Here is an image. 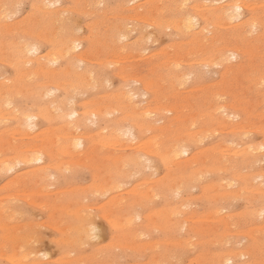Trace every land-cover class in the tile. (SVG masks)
Masks as SVG:
<instances>
[{
    "label": "rangeland",
    "instance_id": "1",
    "mask_svg": "<svg viewBox=\"0 0 264 264\" xmlns=\"http://www.w3.org/2000/svg\"><path fill=\"white\" fill-rule=\"evenodd\" d=\"M6 0H0V6L2 5V6H4L5 7V4L7 5L5 8L4 7H0V9H7V7H9L10 6V8H8L7 10H6V12H7V14L10 12V15H9V17H7V14H5V12L3 13L2 12V10H0V12L2 13V14H0V18H2L3 16H6V19L5 18H2V19H0V22H1V25L0 26H3L2 28L0 27V30H1V32H0V39H3V38H5V37H7V38H5L4 39V41H5V43L7 44V42H9V47L10 48H8V44L6 45L5 43H3L4 41L2 40L1 42H0V57L2 58V62H1V60H0V82L1 83H3V86H2V88L4 89V90H6V88H8V86H7V83H9V84H11L12 85V83H10V82H12V80H13V83H15L16 84V86H17V88H19L20 89V91H21V93H20V91H19V89H17L16 88V86H15V84L14 85H12V87H10L11 85H9V87H10V90L12 91V89H15L16 88V90H14V91H12V92H14L15 94H12V93H10L9 94V96L7 97V99H9L10 100V102H11V106H6V107H8V108H6L5 107V105H2V107L3 108H5L6 110H8V111H12L13 109H15L17 106V109H19L20 107L22 108V109H26V108H29V107H31L30 109H26V110H33V111H31V112H35L34 114H38V118H37V127L35 128V130L33 131V130H31V128H29V127H25V128H23V126L21 125H19V122H18V119H17V117L13 114V116H14V118H13V116H11V115H5L6 116V118H7V120L5 119V121L1 118L0 119V150L4 153V149H6V147L7 146H9L10 144H9V142L11 143L12 141H13V139H14V142H13V147H15L16 146V144H15V146H14V143H16V142H18L20 139H23V140H21V142H18V144H17V146H21V150L23 151H28V149H30L33 145L35 146V144L39 147L40 145H42V141H46V139H44V140H42V137H43V135H42V133L39 135L38 133H40L41 131H45V129L46 130H48L49 129V131H48V133H51L52 131H53V133H51V134H49L48 135V133H46L47 135H46V137L47 136H49V137H51V139L50 138H48L47 139V141L50 139L51 141H53V140H56V141H53L52 143H50L49 145L51 146H53V144L55 143V142H57L58 144H59V142H58V136L56 135V134H58L59 135V132H58V130L57 131H55L54 129H58V127L57 126H59V125H61L62 124V126H59V127H64L63 125L65 124L66 125V123H67V120L68 119H64V120H62V121H60L61 119H59L58 117H56L55 119H53V120H50V121H48V119L46 118V117H50V118H54V116L52 115V114H55L56 113V115L55 116H59V114L57 115V112L55 111V112H49V110L50 111H52L53 110V108H52V106H50L49 107V101L51 100V99H53L54 97H55V95H56V97L55 98H57L58 97V99H60V98H62V96H63V100H65L66 99V102L67 103H65L66 105H64V107L65 106H70L71 104L70 103H68V99L70 98V101H74L75 102V104H74V102H73V105H74V107H76L75 109L77 110V111H80V112H84V109H82V108H85V110H86V108H87V110H92V109H97V107H99V103L102 101V100H104L103 101V103H102V105H107V107L105 108L104 107V110L105 111H107V109H108V111H113V109H115L114 111H115V113H114V111H113V113H112V115H110V114H106L104 117L105 118H103V116L98 120V121H95L97 124H95V122H94V124L95 125H93V120H91V122H90V119H87V120H85V122L83 121L82 123L83 124H81L80 125V128H79V131L80 132H82V133H86V135L88 134L89 136L90 135H93V137L94 136H96V132L98 131V133H100L99 131H101L100 129L102 128V127H108V129H110V127H112V125H110V124H114L115 122L114 121H119L121 124H120V126L121 127H123V128H127L128 126H131V125H133V123L135 122L134 121V119H131V117L129 118L128 117V119H130L129 121H130V123H129V121L127 120V121H120V119L118 120V116L120 115L121 117H122V110H121V108H122V106L117 102V100L119 101V98L118 99H116L117 97H116V95H118V97H119V95L121 96L122 95V92H125L124 91V89L125 90H129L130 88H132V89H134L133 87H136L135 88V90L136 89H139V92H140V94L139 95H137L133 100H132V103L134 102V103H136L137 101V103H143V105H145L144 103H148L147 101H146V99H148V101H149V99H150V96L152 97V99H150V103H151V105H150V107H154L155 108V110H156V113H154L153 115H151L150 117H148V119L151 121V119L153 120L154 119V121L152 122L151 121V125H153L154 126V124H156V122L159 124L158 126H154V128L155 127H158V128H153V126H151L152 127V129H150V130H147L146 129V132H145V134L142 136L143 138L145 137V135H146V139H148V137L150 136V134H151V136L149 137V139L150 138H153L152 136H156V138L158 139V138H160V140H161V137H165V138H163V140L161 141V142H167V143H171V142H173L174 141V139H173V137L175 138V139H177L179 136V134H180V132L182 133V134H180V136H182L183 134H184V132L185 131H187L186 129H187V127H189V125H191V127L189 128L190 130L189 131H191V132H189V131H187V133L185 132V136H183V137H180V140H183V139H185V138H187L188 139V137L190 138V135H192L194 132H196L197 131V129H202L203 128V130H204V133H202V132H200L201 130H198V132L197 133H199L200 132V134L199 135H201V133H202V136H199V135H197V133H194L193 135H195V139L196 138H198V140H200V142L202 143H200V142H198V140L195 142L194 140H192V142L191 141H189V139H188V141L190 142H183L186 146H187V148L189 149V154L188 155H182V157L185 159L186 157V159H189L190 157L189 156H191V154H192V152H193V154H194V152L198 149V148H196V147H199V149H198V153H196L195 152V154L193 155V156H197V154H198V156L199 155H201L200 156V158L202 159V157H204V155H207V157L209 158L208 160H206L207 158H206V156L204 157L205 158V161H208V163L210 162L211 164H212V167H213V165H214V162L212 161V160H214L215 159V162H217V163H219V162H221V160L224 162V164L226 165L227 164V166L229 165V163L227 162H225V161H228L229 160V157L232 159H230L231 161H233V162H231L232 164L233 163H237V161L239 162L240 161V159H241V157H233L232 156V154H233V150H231V149H234L233 147H237V150H238V148L239 147H242V148H244V146H245V144H248L249 142V144L248 145H246V149L248 148V147H250L249 145L250 144H255V145H251L252 147H255V146H259L260 144H262V143H264V131H262V132H260L262 129L261 128H264L263 126H264V102H263V98H264V96H260L259 97V94L261 95H263L264 94V90H263V92H262V88L264 89V87L262 86V85H264V82H261L260 83V86L258 85L259 83H257L256 82V78H258L259 76H258V74H259V69L261 70V72H260V76H264V64H262V63H264V55H260V53H264V4H259V5H257L256 6V4L257 3H264V0H247V1H245V2H249V4L250 5H252V2H253V6L252 7H254V4H255V6H256V10H258V11H256L255 10V12H254V10H251V9H244L243 11H244V15H243V17H242V19H241V22L243 23V20H245L246 21V23H243V25H245V27L243 28V29H241L242 30V33L243 32H245L246 33V31L245 30H251V34H249L248 33V31H247V34H248V36L250 37H248L247 36V34H242L241 32L239 33V32H236V33H234L233 34V31L235 30V28H233V26L234 25H237L239 22H240V20H236V21H238V22H236V21H231L230 22V25L228 26L227 24H224V25H226L225 27H224V25L222 26H218V25H215V24H217V21L216 22H214V21H212L211 22V24L208 26V30H206V32L207 31H210L209 33H211L212 31H214V30H212L211 28H214L215 29V31L213 32V34L214 35H212L211 36V38H213L212 39V41L214 42H210V41H208V40H211V38H210V34L207 32H205V30H204V34H206L205 35V38H203L202 40H200V37L202 36V35H204L203 33H201V35H200V33H198V34H194L193 33V31H194V29H193V31L192 32H190V33H192V34H190V33H188L187 34V32L185 33V32H182V33H184V35H181L182 33H179V32H181V31H177V30H175V29H170V28H167V27H164L163 25H160L159 26V23H160V21H161V19L160 18H163L164 19V17L166 18V16H168V17H170V16H172L173 15V17H170V18H168V19H171V18H180L179 16H178V11H179V14H181L182 12H183V9H187L188 7H192V5L194 6V5H196V4H202V3H204V4H208V5H215V6H213V7H215V8H217V7H220L221 6V4H222V6L224 5V4H226L225 2H228V1H230V2H234V0H210V2H209V0H205V2H204V0H187L186 2L187 3H189V4H187L186 2H185V4L183 3L182 4V6L183 5H185V6H183V7H181V3H180V1H182V0H172V2H171V0H99V1H97V2H95V0H94V4H92L93 3V0H84V4H82L83 3V0L82 1H77V0H59V2L58 3H56L57 5L59 4V6H57L56 4V6H51L52 7V9L55 7L57 10H55V8H54V10H53V14L51 15V18L54 16L55 18H52V20L56 23L57 22V20H58V25L57 24H55V25H57L56 27L57 28H59V31H60V29L61 30H64V29H66V30H70L71 31V29H72V33L73 32H75V34L73 33V35H75V37H79L78 35H80L81 37H79V40H80V38H82L81 39V42H82V50H78L79 52H78V54L80 53V54H82L83 52H88V54H89V56H91L90 58L92 59V61H91V59L89 58V57H87V55H86V53H84V55L87 57L86 59H88V60H86L84 63H82V64H79V62L78 63H72L73 65H71V62H70V60H69V58H68V60H69V62H68V60L66 61V58L67 57H65L64 58V56L62 57H60L59 56V59H58V62L55 64V65H51L50 66V69L51 68H53L52 70H54L55 68V71L56 72H59V73H64L65 71L63 70V67L62 66H64L65 65V67L67 68V70H69L68 68H70V70L69 71H72L71 70V67L72 68H74V74L73 73H69V71H66V72H68L66 75H62V76H60V78H64V81H66L67 82V80L70 82L71 80V82H75V80H74V78L72 77V75H75V73H79V71L81 70V72L83 71V69H85V68H87V69H85V70H95V71H93L92 73L94 74L95 72H101V73H103L102 75L103 76H105V78L107 77L108 78V80H107V82L105 81L106 79H104V80H102L101 79V82L99 81H97L96 79H94L93 78V80H92V83L94 82V84L95 83H97L98 85H99V87L96 89H94V87H93V85L91 86V88H86V91H83V90H85L84 88V86H82V87H84V88H82L81 86L79 87V93H76V96H75V92L78 90V87L76 88V89H74V88H70V89H68V86H67V84L65 83V82H63V80L62 79H53V78H51L50 77V74H48L46 71H42V70H40V66H37L38 64H37V61H34L33 63H30V64H27V63H25V65H28V67L27 66H22V67H18L17 65H16V63H15V60H16V58H15V56H13V49H14V47L15 46H18L20 43H21V41H20V39L22 38L24 41L25 40H30V41H25V42H29L30 44H38V42H39V47H40V51H39V53H40V55H39V53H38V56L37 57H42L43 58V60L41 61L42 63L44 62V61H46L47 62V59H48V57H50V56H52L55 52H56V50H55V48L56 47H59L58 46V44H57V41H59L60 40V35H61V37H62V33H63V31L61 32L60 31V33L58 32V31H56V27H53V26H55V25H53L54 24V22L52 21V20H49V19H51L50 17H48L49 16V14H47V15H44L42 12H40V9H39V7L41 8V6L43 5L42 4V2H40L41 0H21V2H19L20 0H15V2L16 3H14L13 2V0L11 1V0H7L6 2H5ZM23 1V2H22ZM32 1H33V3H32ZM40 2V3H34V2ZM61 1V2H60ZM75 2V4H72L73 2ZM79 3V5H78V3ZM103 1V2H102ZM135 1H137V2H135ZM150 2V4L149 3H147V5L144 3V2ZM157 1H158V3L159 4H157ZM164 1V2H163ZM169 1V2H168ZM177 1H178V3H177ZM240 1H243V0H240ZM243 1V2H244ZM11 2V3H10ZM29 2V3H28ZM81 2V3H80ZM134 2V3H133ZM161 2H163V3H161ZM166 2H168L167 4H166ZM176 2V3H175ZM208 2V3H207ZM211 2H213V4L211 3ZM223 2V3H222ZM236 2V1H235ZM237 2H239V0L237 1ZM256 2V3H255ZM7 3H10L11 5H13L14 4V6L12 7L11 5H9V4H7ZM13 3V4H12ZM87 3V4H86ZM100 5H99V4ZM127 3V4H126ZM152 3V4H151ZM175 3V4H174ZM196 3V4H195ZM17 4V5H16ZM35 4H36V7H35ZM72 4V5H71ZM83 6H82V5ZM88 5L89 4V8L90 9H88V10H82V9H80V11H78L79 9H77V7L78 8H80V5L82 6L81 8H83L84 6H86V5ZM91 4V5H90ZM143 4V8H144V6L147 8V10H146V8H142L141 7V5ZM149 4V5H148ZM174 4V5H173ZM178 4H180V6L178 7L177 5ZM220 4V5H219ZM38 5V6H37ZM61 5H63V8L62 9H64V10H60V8L62 7ZM68 5V6H71L70 8L71 9H69V10H67L69 7H66V6ZM99 5V6H98ZM139 5V6H138ZM154 5H156V6H154ZM157 5H159V6H157ZM162 5H164V8L165 9H167L166 11L165 10H163V6H162V8H161V6ZM167 5H169V7L167 6ZM217 5V6H216ZM16 6H18V7H16ZM124 8H123V7ZM126 6V7H125ZM135 6H136V9H135ZM154 6V7H153ZM172 8H171V7ZM187 6V7H186ZM66 7V8H65ZM75 7V8H74ZM120 8V9H118V12L120 13V14H118L117 13V15H119V16H117L116 14H113V13H116V11L115 10H117V8ZM137 7H138V9H137ZM159 7L161 8V10L159 9ZM167 7V8H166ZM175 7H177V8H175ZM185 7V8H184ZM251 6H250V8H252ZM11 8H12V10H11ZM14 8V9H13ZM36 9V10H32V9ZM85 9H87V6L86 7H84ZM83 8V9H84ZM96 8V9H95ZM100 8V9H99ZM103 8H106V9H103ZM109 8H111L112 10H114V11H112V12H109L108 10H109ZM129 8V9H128ZM140 8V9H139ZM151 8V9H150ZM153 8V9H152ZM180 8V9H179ZM182 8V9H181ZM260 8V9H259ZM3 9V11H5ZM75 9V10H74ZM91 9H94L93 11L91 10ZM103 9V10H102ZM111 9H110V11H111ZM123 9V10H122ZM132 9V10H131ZM171 9H172V12H171ZM174 9H177V11L176 10H174ZM8 10H10L9 12H8ZM32 10V11H31ZM48 10H49V8H48ZM51 10V9H50ZM58 10H60V14H61V16L63 15V12H64V17L62 16H59L58 14H56V13H59V11ZM93 13V15H92V13H89L90 11ZM100 11V10H102V11H100L99 13H98V11ZM107 10V11H106ZM131 10V11H130ZM137 10V11H136ZM139 10V11H138ZM140 10H145V11H147V12H140ZM150 12H149V11ZM160 12H159V11ZM169 10H170V12L171 13H173L174 12V14H172L171 15V13H169ZM174 10V11H173ZM182 10V11H181ZM30 11H31V14H29L30 13ZM58 11V12H57ZM63 11V12H62ZM66 11V12H65ZM68 11V12H67ZM82 11V12H81ZM98 13H96V12ZM105 12V13H102V12ZM155 11H158V13H156L155 14V17H153L152 19H155V23L154 22H150V24H149V21H153L152 19H150L151 18V16H148V15H154V12ZM162 11V12H161ZM168 11V12H167ZM180 11H181V13H180ZM260 11H262L261 13H260ZM13 12H15V13H13ZM17 12V13H16ZM108 12V13H107ZM131 12H133V13H131ZM139 12V13H138ZM175 12H177L176 13V15L177 16H175ZM258 12V13H257ZM34 13H41V14H43V15H41V16H44L43 18L42 17H40V15H39V17H38V15L36 14H34ZM82 13V14H81ZM84 13H87V14H84ZM96 13V14H95ZM101 13V15H103L104 14V16L103 17H101V16H99V14ZM112 13V14H111ZM140 13L142 14V13H146V16L145 17H147L148 19H145V17H144V19H143V16H144V14H142V16H140V19L141 20H139V19H137V18H139L138 16L140 15ZM166 13V14H165ZM169 13V14H168ZM254 13L257 15L256 17H254L255 15H254ZM12 14H14V15H12ZM16 14V15H15ZM55 14H56V16H55ZM89 14V15H88ZM126 14V15H125ZM128 14V15H127ZM133 15V16H130V15ZM136 14V16H137V14H138V16H137V18H132V17H136V16H134ZM148 14V15H147ZM160 14H162V15H164V17L162 16V15H160ZM260 15V20L258 19L259 17V15ZM3 15V16H2ZM28 15V16H27ZM31 15V16H30ZM36 17H38V18H36ZM58 15V16H57ZM66 15H67V17H66ZM157 15V16H156ZM159 15H160V17H159ZM2 16V17H1ZM33 16V17H32ZM100 18H99V17ZM105 16H107L106 18H105ZM128 16V17H127ZM130 16V17H129ZM251 16H253V17H251ZM35 17V19H37L38 20V22L40 21V23L42 22V21H44V23L48 20L49 22H46L45 24H46V27H44L45 25H41V24H39V23H36V21L34 22V19H32V18H34ZM49 19H48V18ZM60 17V18H59ZM66 17V18H65ZM119 17V18H118ZM123 17V18H122ZM159 19H158V18ZM258 17V18H257ZM27 18H29V20L27 19ZM56 18H59V19H56ZM61 18H63L62 19V22H61ZM68 19L69 21H68V23H69V25L72 23V26L70 25H67L68 23H67V20H65V19ZM93 18V19H92ZM103 18H105V21H103V20H101L100 21V19H103ZM115 18H118V19H115ZM121 18V19H120ZM126 18H128V19H126ZM130 18V19H129ZM175 18V19H176ZM248 18V19H247ZM252 18V19H251ZM255 18H257L258 20H256ZM5 20V22L6 23H10L11 24V22H12V24H16L15 25V28H17V26H19L16 30L14 29V25H12L11 24V26H13V27H11V29L10 28H8L9 30H6L7 28H4V26H7L6 25V23L4 22L3 23V21L2 20ZM32 19V20H31ZM40 19V20H39ZM43 19V20H42ZM45 19V20H44ZM47 19V20H46ZM56 19V20H55ZM89 19V20H88ZM95 19H98L99 20V22H101V23H103V24H100L99 22H98V20H96L95 21ZM109 19V20H108ZM113 19H114V21H113ZM120 19V20H119ZM135 19V20H134ZM136 19H137V21H136ZM156 19H158L159 20V23L157 22V20ZM162 19V20H163ZM167 19V18H166ZM165 19V20H166ZM177 19V20H178ZM14 20V21H13ZM28 20V21H27ZM42 20V21H41ZM73 20V21H72ZM110 20H112V21H110ZM117 20V23L115 22ZM143 20H144V22H143ZM145 20H149V21H145ZM164 20V21H165ZM250 20H252V21H256V22H254L255 23V27H257L255 30H253L250 26H248L247 25V21H249V23H251L250 22ZM17 21V22H16ZM24 21H26V22H28V25H27V23L26 24H24ZM31 21V24L33 25V27H32V25L31 26H29L30 25V22ZM63 21H65V22H63ZM93 22V23H91V22ZM129 21V22H128ZM134 21V22H133ZM135 21H136V23H135ZM139 21V22H138ZM20 22V23H19ZM34 22V23H33ZM88 22H89V24H91L90 26L93 28V25H94V23H99L98 25H96V26H98L99 27V29H100V31H99V29H98V27H96L95 25H94V28H93V33H92V29H91V27L89 26V24H88ZM111 22V24L110 25H108L109 23ZM210 22V21H209ZM43 22H42V24H44ZM48 23H49V25H48ZM53 23V24H52ZM65 23V24H64ZM114 23V24H113ZM120 23V24H119ZM140 23H141V25H140ZM148 23V24H147ZM151 23H153V24H151ZM157 23H158V25H157ZM201 24H202V21L200 22ZM198 24L197 25V27L195 28V30L197 29V31H195V33L196 32H199V30L201 29L200 28V25L201 24ZM204 23V22H203ZM248 23V24H249ZM9 24V25H10ZM21 24V25H20ZM38 24V25H37ZM60 24H61V26H60ZM88 24V25H87ZM104 24H106V26L104 25ZM121 24H122V27H123V29H122V31H120L119 33L118 32H116V30H115V28L117 29V27L120 25L121 26ZM134 24V25H133ZM137 24H139L138 26H140L141 27V29H140V31H138L139 30V28L140 27H138L137 26ZM221 24V23H220ZM219 24V25H220ZM25 25L27 26V27H29V28H26L25 27ZM34 25H36V26H34ZM66 25V26H65ZM86 25V26H85ZM101 25V26H100ZM113 25V26H112ZM114 25H115V27H114ZM117 25V26H116ZM129 25V27L127 28V26ZM146 25V26H145ZM202 25H204V24H202ZM214 25V26H213ZM247 25V26H246ZM22 26H24L23 28H21ZM39 26V27H38ZM44 27V28H41V27ZM50 27V29H49V27ZM52 26V27H51ZM60 26V27H59ZM67 27V28H65V27ZM75 26V27H74ZM89 26V27H88ZM109 26H111V27H109ZM130 26H132V27H130ZM133 26H135V27H137V29L134 31V29H135V27H133ZM143 26V27H142ZM163 26V27H162ZM216 26H218V28L220 29V28H222V29H220V30H218V28L216 27ZM10 27V26H9ZM36 27V28H35ZM68 27H70L71 29H68ZM101 27V28H100ZM106 27V28H105ZM114 27V30L115 31H113L112 30V32H110L111 30H108V28H110V29H112ZM249 27V28H248ZM260 27V28H259ZM262 27V28H261ZM5 29L7 32L8 31H10V30H13V32L11 31V33L13 34V35H11V34H9V33H7L6 34V31L5 30H2V29ZM20 28V29H19ZM40 29L41 31H40V38H42L43 36V38L42 39H40L39 38V36L37 35L38 34V32L39 31H37L38 29ZM53 28V29H52ZM75 28V29H74ZM88 28H89V30H88ZM96 28V29H95ZM126 28V29H125ZM132 28V29H131ZM229 28V29H228ZM233 28V31L232 32H230L229 30L230 29H232ZM27 29V31L30 29L31 31H29V32H27V31H25ZM37 29V30H36ZM44 29H48V31H46L45 32V30ZM55 29V30H54ZM74 29V30H73ZM76 29H77V31H76ZM79 29V30H78ZM95 29V30H94ZM145 31H144V30ZM199 29V30H198ZM209 29H211V30H209ZM224 29H226V31L224 30ZM43 30H44V32L45 33H43ZM49 30H52V31H49ZM58 30V29H57ZM98 30V31H97ZM216 30L218 31V32H216ZM36 31V32H35ZM55 31H56V33H55ZM65 31V30H64ZM92 33L93 35H94V38H93V36H92V34L90 35L89 33ZM94 31H96V32H94ZM124 31H126L125 32V34H123V32ZM133 31V32H132ZM178 32V34L177 33H175V32ZM220 31H223L224 32V34L223 33H221ZM230 32V33H228V32ZM2 32L4 33L5 32V34L6 35H2ZM23 32V33H22ZM25 32H27L26 34H25ZM32 32H35L34 33V35L32 36L31 34H33ZM48 32H50L49 34H48ZM57 32H58V35L59 36H57ZM99 32V34H98V36L99 37H97L96 36V38H95V35H97V33ZM108 32H110V33H108ZM129 32V33H128ZM155 32V33H154ZM219 33V34H223V35H225V33H226V37H228L229 35H231L232 37H233V35H234V37L232 38L231 36L229 37V39L230 40H232L231 42L233 43V44H231L229 41V39L227 38V42L225 41V39H226V37L225 36H223V35H221V36H223L222 38H221V36L220 35H216V33ZM250 32V31H249ZM263 32V33H262ZM52 33H55L54 35H52ZM72 33H71V35H72ZM78 33V34H77ZM87 33V35H85ZM105 33H106V35H105ZM107 33L109 34L108 35V38H107ZM112 33H113V35L115 36V34H116V36L114 37L113 35H112ZM117 33L121 36H117ZM131 33V34H130ZM253 33H254V35H255V37H257V35L256 34H259L258 35V37H257V39L255 38V40H256V42H255V40H253L254 39V37H253ZM14 34H16V35H14ZM19 34H21V35H19ZM42 34V35H41ZM102 34H103V36H102ZM110 34L112 35V39H111V36H110ZM146 36H145V35ZM148 34H150V36L148 35ZM209 34V36L207 37V35ZM212 34V33H211ZM240 34H241V36H240ZM261 34V35H260ZM31 35V36H30ZM35 35H37V36H35ZM49 35V36H48ZM50 35H51V37H50ZM90 35V36H89ZM102 36V40H101V36ZM122 35H124L125 36V38L123 37L122 38ZM142 36L143 37V39H138V36ZM148 35V36H147ZM152 35V36H151ZM176 35H178V36H176ZM192 37H191V36ZM196 37H195V36ZM220 37L219 39H217V41L216 40H214V38L216 39L217 37ZM236 35H238L236 38H235V36ZM14 36V37H13ZM15 36H16V38H15ZM54 36H56L57 38H59V39H56V37L55 38H53ZM84 38H83V37ZM87 36L88 37H92V38H89V39H87ZM106 36V37H105ZM109 36H110V41L111 42H109L108 43V40H109ZM140 36V38H142ZM172 36V37H171ZM187 36H189V37H187ZM213 36H215V37H213ZM3 37V38H2ZM10 37H12L13 39H16V40H12V39H9ZM17 37L18 38H20L19 39V41H18V39H17ZM27 37V38H26ZM106 39H105V38ZM147 39H146V38ZM190 37H191V39H190ZM194 37H195V39L197 38V37H199L198 39H194ZM202 37H204V36H202ZM201 37V38H202ZM225 37V39L224 40H222L223 38ZM239 37H245L244 38V41H242V39L240 38V40H239ZM253 37V38H252ZM260 37H261V39H260ZM46 38V39H45ZM48 38H51V39H48ZM97 38H98V40H100V41H97ZM100 38V39H99ZM103 38H104V40H103ZM114 38V39H113ZM119 38V39H118ZM120 38H121V41H119L120 40ZM186 38H188L187 40H186ZM234 38L237 40V44H235L234 42H236V40H234ZM259 38V39H258ZM21 39V40H22ZM45 39V40H44ZM55 39V40H54ZM145 39V40H144ZM154 39V40H153ZM181 39H182V41H181ZM193 39H194V41H193ZM249 39V40H248ZM7 40H9V41H7ZM13 41V43H11L10 41ZM48 40L50 41V43L48 42ZM91 40H93L95 43H93L94 44V46H96L95 47V50H94V46L92 45V42L93 41H91ZM137 40V41H136ZM139 40H140V42H139ZM183 40H185V41H183ZM190 40V41H189ZM193 42H192V41ZM199 40V41H198ZM206 40V41H205ZM221 41V43H219L220 41ZM234 40V41H233ZM246 40H248L247 42H246ZM257 40L258 41H260L259 43L257 42ZM24 41H22V42H24ZM32 41H36V42H32ZM51 41H54V42H56V43H54L53 42V44H56V45H53L52 43H51ZM91 41V42H90ZM104 42V44H103V42ZM178 42L177 44H179L180 42L183 44V48H182V45L181 44H179V45H177L176 44V42ZM204 42V44H203V42ZM215 41H216V44H215ZM223 41H225L226 42V44H227V46L228 47H232V48H236V46L235 45H238V42L240 41L241 42V44L240 45H238L237 47H239V48H241L240 49V54H239V56L237 57L238 59H232L231 61H228V62H225V64H215L216 66H214V65H206L205 63L208 61V59H209V57H210V54H212V53H214V54H219V52H218V50L219 49H221L219 46L221 45V47H227L226 46V44L223 42ZM250 41H252V42H250ZM255 43H257L258 45H260V46H258L257 44H254L253 45V43L254 42ZM17 42H20V43H18L17 44ZM97 42H99L100 44H98ZM112 42H115L114 44L112 43ZM118 42V43H117ZM135 42H137V44H138V46L135 44ZM175 43L176 44V48H178V47H180V48H182V49H180V52L179 51H177V54H176V51H174V48H172L171 46H173L174 45V47H175V44H172V43ZM192 42V43H191ZM195 42H197V43H195ZM202 42V44H200ZM207 42H209V43H207ZM219 43V45H218V43ZM244 42V44L245 43H247V45L245 44V45H242V43ZM10 43H11V45H10ZM50 45H49V44ZM89 43H90V45L93 47H90V45H89ZM125 43V44H124ZM130 43H132V44H134L133 46H131L130 47ZM140 43V44H139ZM188 43V44H187ZM192 45H191V44ZM199 43V44H198ZM207 45H206V44ZM212 43V44H211ZM222 43H224V44H222ZM249 43V44H248ZM263 45H262V44ZM4 44L6 45V49H4ZM46 44V45H45ZM103 46H102V45ZM120 44V45H119ZM127 44V45H126ZM194 44V45H193ZM215 44V45H214ZM231 44V45H230ZM235 44V45H234ZM14 45V46H13ZM101 45V46H100ZM126 45V46H125ZM136 45V46H135ZM171 45V46H170ZM189 45H190V47H189ZM198 45H199V47H198ZM211 45V46H210ZM224 45V46H223ZM233 45L235 46V47H233ZM251 45H253V46H251ZM255 45H256V47H255ZM3 46V47H2ZM54 46H55V48H54ZM88 48V49H90V51H87V49H86V47ZM90 48H89V47ZM118 46H119V48H118ZM178 46V47H177ZM184 46H185V48H184ZM188 46V47H187ZM192 46H194V47H196V49L195 48H193V50L194 51H196V52H194V51H192V49L190 50V48H192ZM202 46V47H201ZM205 46H207V47H205ZM210 46V47H209ZM213 46V47H212ZM244 46V47H243ZM251 46V47H250ZM100 47V48H99ZM124 47H126L125 49H124ZM136 47V48H135ZM139 47V48H138ZM201 47V48H200ZM217 47H218V49H217ZM242 47H243V50L244 51H242ZM247 47H248V50H247ZM250 47V48H249ZM261 47V48H260ZM11 48H13V49H11ZM52 48H54L53 49V54H52ZM83 48H85V49H83ZM129 48V49H128ZM135 48V49H134ZM200 48V49H199ZM205 48V49H204ZM209 48H211V49H209ZM254 48V49H253ZM260 48V49H259ZM49 49V50H48ZM51 49V50H50ZM105 49V50H104ZM116 49H117V51H116ZM119 49L121 50L122 49V51H120L121 53H119ZM131 49V50H130ZM188 49V50H187ZM197 49L198 50H202L203 49V51H207L206 52V54H205V52H203V51H201L200 52V55H201V53H204L205 54V56L206 57H203V55L204 54H202L201 56H197L199 53V51L197 52ZM215 49V50H214ZM250 49V50H249ZM253 49V50H252ZM8 50H10L9 52H10V54L8 53V52H6V51H8ZM11 50H12V52H11ZM46 50V51H45ZM55 50V51H54ZM98 50H100V52H99V55H97L98 54ZM106 50H107V52H106ZM125 50V51H124ZM171 50V51H170ZM173 50V51H172ZM175 50H177V49H175ZM178 50H179V48H178ZM259 50V51H258ZM261 50V51H260ZM1 51H4L3 53H1ZM45 51V52H44ZM48 51H49V53H48ZM50 51H51V54H50ZM83 51V52H82ZM114 51V52H113ZM153 51H154V53H153ZM170 51V53H168ZM181 51H183V52H181ZM187 51H189L188 53H186ZM209 51L211 52V53H209ZM6 52V53H5ZM77 52V51H76ZM75 52V53H76ZM90 52V53H89ZM92 52V53H91ZM106 52V53H105ZM116 52H118V54H119V56H118V54L116 53ZM123 52V53H122ZM155 52H157V55L159 56H157L156 57V53ZM160 52L162 53V54H160ZM173 52V53H172ZM179 52V53H178ZM193 54H192V53ZM242 52V53H241ZM249 52V53H248ZM252 52V53H251ZM260 52V53H259ZM5 53V54H4ZM46 53V54H45ZM75 53L73 54V55H75ZM94 53V54H93ZM152 55H151V54ZM168 53V54H167ZM172 53V54H171ZM184 53V54H183ZM195 53V54H194ZM244 53H248V56H247V58L249 57V54H250V57H249V60L248 59H246V54H244ZM256 53V54H255ZM258 53H259V56H258ZM3 54V55H2ZM41 54H43V56H41ZM96 54V57L94 56ZM116 54H117V58H118V60L119 61H117L116 59V61L115 60H113L114 58H116L115 56H116ZM125 54V56L126 57H124L123 55ZM150 54V55H149ZM163 54H165V55H168V56H165V55H163ZM174 54H176V55H174ZM179 54H182L181 56L179 55ZM187 54V55H186ZM188 54H190V55H188ZM207 54H209L208 56H207ZM214 54H212V55H214ZM253 54V55H252ZM5 55H7V56H5ZM10 55H11V57H10ZM47 55H49V56H47ZM83 55V54H82ZM83 55V56H84ZM105 55V56H104ZM113 55V56H112ZM143 55V56H142ZM145 55V56H144ZM154 55V56H153ZM171 55H172V57H171ZM174 55V56H173ZM211 55V56H212ZM257 55V56H256ZM4 56H5V59H4ZM9 56V57H8ZM32 56V55H31ZM45 56V57H44ZM111 56L113 57V59L111 58ZM122 56H123V58H122ZM148 58H147V57ZM153 56V57H152ZM175 56H180V60H178L179 62L181 61V57L183 58V60L185 59L184 57L185 56H187L186 58H187V61L189 60V62H187L186 61V59H185V61L184 62H187V63H181V65L176 61V58L177 59H179V57H175ZM192 56V58H190ZM261 56V57H260ZM8 59H7V58ZM29 57H30V55H29ZM53 57H58L57 55H55V56H53ZM104 59H103V58ZM109 57V58H108ZM119 57H121L120 59L122 60V59H124V60H122V61H120V59H119ZM163 57V58H162ZM165 57V58H164ZM171 57V58H170ZM173 57H175L174 59H172ZM188 57H189V59H188ZM196 57H199V59L198 58H196ZM213 57V56H212ZM256 57V58H255ZM13 58L15 59V60H13ZM33 58H35V55L33 56ZM41 58V59H42ZM61 58V59H60ZM98 58V59H97ZM102 58V59H101ZM106 58H107V60H109V61H107L106 60ZM111 58V59H110ZM126 58V59H125ZM152 58V59H151ZM159 58H161V59H159ZM172 59L171 60V63L172 64H170V59ZM193 58H195V59H193ZM205 58V59H204ZM258 59L257 61L255 60V59ZM4 59V60H3ZM45 59V60H44ZM102 60L101 62H96L97 60ZM146 59H148V60H146ZM166 59H169V60H166ZM190 59L192 60V61H190ZM202 59V61L201 62H198V61H196V60H201ZM245 59H246V61H245ZM250 59L252 60V61H250ZM9 60H11L12 62L14 61V63H13V65H12V62H10L9 63ZM103 60L105 61V63L103 62ZM113 60V61H112ZM153 62H152V61ZM156 60H158V61H156ZM162 61L161 63H165V62H168V64L166 63V64H161V63H159L160 61ZM163 60H165V62H163ZM176 61V62H174V61ZM183 60H182V62H183ZM194 60H195V62H194ZM239 60V61H238ZM114 61L116 62V63H114ZM156 61V62H155ZM238 61V62H237ZM243 63H242V62ZM245 61V62H244ZM255 61V62H254ZM258 61H260V62H258ZM263 61V62H262ZM77 62V61H76ZM103 62V63H102ZM106 62H109V63H107L106 64ZM113 62V63H112ZM123 62H125L123 65H122V63ZM147 62H150L149 64L151 65V67L147 64ZM194 62V63H193ZM230 62H234L233 64H229ZM235 62H236V64H235ZM250 64H249V63ZM252 62V63H251ZM254 62V63H253ZM2 63V64H1ZM34 63H35V65H34ZM70 63V64H69ZM103 65H102V64ZM117 63H118V65H117ZM155 63V64H154ZM156 63H157V65H156ZM175 63V64H174ZM177 63V64H176ZM193 63V64H192ZM200 63V64H199ZM202 63H204V65L202 64ZM248 63V64H247ZM257 63H259L258 65H256ZM11 64V65H10ZM45 64H47V63H45ZM79 64V65H78ZM102 65V67H104V69L101 67V69H99V67ZM108 64L110 65V66H108ZM125 64H127V66L125 65ZM160 64H161V66H160ZM227 64H228V66H227ZM262 64V65H261ZM66 65H69V66H66ZM71 65V66H70ZM78 67H77V66ZM100 65V66H99ZM106 65H107V67H106ZM125 65V66H124ZM129 65H131L130 67L131 68H125V67H129ZM146 65H147V67H146ZM164 65H166L167 67H169L168 69H167V67L165 66V68H164ZM169 65H171V66H169ZM180 67H179V66ZM190 65H192V66H190ZM197 65V66H196ZM224 67L225 65V68L227 67V69L225 70V71H227L228 70V72H230L229 71V67L231 66V68L233 69V72L231 71L230 73H227V72H225L223 69V67ZM233 65L235 66V67H237V68H235V67H233ZM245 65H247L248 67H250L249 69H248V67L247 66H245ZM257 67H256V66ZM16 66L18 67V68H16ZM32 66V67H31ZM38 68H37V67ZM49 66V65H48ZM95 66V67H94ZM115 66H117V67H115ZM121 66V67H120ZM124 66V67H123ZM135 66V67H134ZM158 66V67H157ZM178 66V67H177ZM195 66V69L194 68H191V67H194ZM200 66V67H199ZM242 66H244V67H242ZM262 66V69L260 68ZM34 67V68H33ZM35 67L37 68V70L35 69ZM55 67V68H54ZM81 67V68H80ZM133 67V68H132ZM150 67V68H149ZM161 67V68H160ZM190 69H189V68ZM204 67V68H203ZM246 67H247V69H246ZM254 67V68H253ZM259 67V68H258ZM18 69L17 71H20V70H22L23 71V69L22 68H26L27 69V72H29V76H28V73H26L25 72V69H24V71H23V73L24 74H22V72H21V79L23 78H25V76L28 78V77H30V76H32V78H28L29 79V82L31 81V80H33L32 82H33V84H32V86L30 85V87H29V84L30 83H27L28 82V79L27 78H25L24 79V82H23V79L21 80V81H19L20 80V75H19V73L18 72H16V69ZM28 68H30V69H28ZM49 68V67H48ZM57 68H60V70L58 69V71H57ZM66 68H64V69H66ZM137 68V69H136ZM153 68V69H152ZM156 68V69H155ZM158 68V69H157ZM160 68V69H159ZM164 68V69H163ZM171 68V69H170ZM188 69V70H185V69ZM222 68V70H223V72H222V70H220ZM230 68V69H231ZM240 68L242 69V70H244L243 71V73H242V70H240ZM246 69V71L247 72H245V69ZM257 69L258 71V74H257V72L256 71H254V69ZM31 69H33L34 70V73H33V71L31 70ZM98 69V70H97ZM118 69H119V71H118ZM123 69V70H122ZM134 69H136V70H134ZM155 69V70H154ZM184 70L185 72H186V74H188V76H190V77H188L187 78V76L185 77V80L183 81V83L182 84H174L173 82H170L171 80H170V75H172V73L173 72H176L177 73V71L179 70V71H181V72H183L184 73V71H182V70ZM191 69H193V70H191ZM210 69V71H208ZM212 69V70H211ZM238 69V70H237ZM29 70V71H28ZM42 71V72H40V71ZM63 72H62V71ZM101 70H103V71H101ZM128 70H130V72L128 71ZM132 70V71H131ZM163 70H166V71H163ZM171 70H173V72L171 73ZM196 70V71H195ZM235 70H236V72H235ZM249 70V71H248ZM251 70H253L254 72H251V73H253L252 74V76H253V79H252V77H250L251 75L250 74H248V73H250V71ZM39 71V72H38ZM78 71V72H77ZM128 73H127V72ZM159 71H160V73H159ZM178 71V72H179ZM189 71H190V73H189ZM238 71H239V74L240 75H238ZM45 72V74L44 75H41V73L43 74ZM106 72V73H105ZM124 72H126L127 74H125ZM156 72H158V73H156ZM168 73V72H170V75H169V73L168 74H166V73ZM197 72V73H196ZM16 73H17V75H19L18 77H17V75H16ZM37 73H39V75L37 74ZM118 73V74H117ZM121 73L124 75L125 74V79H123V76H120L121 75ZM130 73V74H129ZM166 74V75H168V76H166V75H163V74ZM199 73V74H198ZM202 73V74H201ZM206 73V74H205ZM220 73H222V74H220ZM236 73V74H235ZM25 74H27V75H25ZM37 74V75H36ZM143 74V75H142ZM191 74V75H190ZM220 74V75H219ZM227 74H229V75H234V77L232 78L231 76H227ZM243 76H242V75ZM4 75V76H3ZM35 75V76H34ZM41 75V76H40ZM48 77H50L51 78V82H52V80H53V82L54 83H51V84H47L49 81H50V78H48ZM127 75V76H126ZM128 75H131V77L129 76L128 77ZM157 75V76H156ZM163 77H162V76ZM198 75V76H197ZM232 75V76H233ZM237 75V76H236ZM246 75H248L249 76V78L252 80H249V78H248V76H246ZM14 76L15 77H17L18 78V82L20 83H18L17 84V78L15 79L14 78ZM23 76V77H22ZM45 76V77H44ZM68 76V77H67ZM71 76V77H70ZM142 78H140V77ZM161 76V77H160ZM220 76H222V77H220ZM228 78H227V77ZM238 76H240L239 78H238ZM257 76V77H256ZM41 77H43V78H41ZM47 77V78H46ZM69 77H70V79L71 80H69ZM122 77V78H121ZM127 77H128V79H127ZM158 77V78H157ZM167 77H168V81H167ZM134 78H136V79H141V83L140 82H130V81H132ZM150 80L149 82H151L149 85L148 84H146V85H148L147 87H148V89H147V87L145 86V84H142V83H144L146 80L148 81V79ZM160 78H161V80H160ZM166 80H165V79ZM187 78V79H186ZM224 78V79H223ZM5 79H7V80H5ZM8 79H9V81H8ZM14 79H15V81H14ZM38 79V80H37ZM40 79H42L41 81H40ZM44 79H46V81L44 80ZM156 79H159L158 80V82L161 84V85H159V83H157V82H155V80ZM163 79V80H162ZM48 80V81H47ZM59 81L60 80V82L62 81L63 82V84L65 83L66 84V88H67V90H68V92L67 93H69L70 91V94H68L67 96H69V97H67L66 95H65V92L67 91L66 90V88L63 90V87H61V86H59V88H58V91H54L52 94H54V95H52V94H50V95H48L49 97L50 96H54L53 98L52 97H48V96H45V90L43 91L44 92V94H43V92H42V90L45 88L44 86H46V85H48L49 87H53L54 86V84H55V81ZM74 80V81H73ZM124 80H125V82H124ZM145 80V81H144ZM165 80V81H164ZM187 80V81H186ZM5 81V82H4ZM26 81V82H25ZM35 81V82H34ZM36 81H38V83L36 82ZM40 81V82H39ZM103 81L105 82V83H108L107 85L105 84V83H103ZM111 81V82H110ZM121 81V82H120ZM130 82V84L129 83H126V82ZM157 81V80H156ZM167 81V82H166ZM252 83V84H254V81L256 82V84L253 86L250 82ZM44 82V83H43ZM68 82V83H69ZM154 82V83H153ZM26 83H27V86H28V89H27V86H26ZM39 83H41L40 84V86H39ZM92 83H90V84H92ZM102 83H103V85H102ZM165 83H166V85H165ZM172 83H173V87H172V89H170L171 88V85H172ZM22 84L24 85V86H22ZM36 84V85H35ZM46 84V85H45ZM90 84H88V85H90ZM100 84H101V86H100ZM112 84V85H111ZM155 86H154V85ZM168 84H170V85H168ZM4 85L5 86H7L6 88L4 87ZM19 85V86H18ZM41 85H44L43 87H42V89H41ZM51 85V86H50ZM53 85V86H52ZM75 85V84H74ZM122 85H124L123 87H125L124 89L121 87ZM144 85V86H143ZM150 85H152L151 87H156V86H158L157 88H156V90L154 89V88H152L153 90H155V92L157 93H155L153 90V92L154 93H152V91H151V87L149 88V86ZM170 86V87H168V86ZM195 85V86H194ZM249 85H252V87H249ZM13 86H15V87H13ZM20 86H21V88H23V89H21L20 88ZM95 87H96V85H94ZM105 86L107 87V88H105ZM129 86V87H128ZM179 86V87H178ZM188 86V87H187ZM209 86V87H208ZM257 86V87H256ZM24 87H26L25 89H24ZM37 87V88H36ZM54 87H56V86H54ZM71 87V86H70ZM73 87V86H72ZM87 87V86H86ZM160 87V89H158ZM175 87V88H174ZM177 87H178V89H177ZM182 87H183V90L184 91H182V93L183 94H185L184 92H190V93H187L186 92V95H185V97L183 98V94H181V92H180V90H182ZM257 89H256V88ZM258 87H259V89H258ZM0 88H1V85H0ZM0 89V92L2 93L3 92V89ZM37 89V91H38V93L39 94H37V92L36 91H34L36 94H33L34 92H33V90H36ZM83 90H82V89ZM26 89H27V91H26ZM39 89H41V92H42V94L44 95L43 97H41L42 95H41V92H39L40 90ZM76 90V91H74V90ZM122 89H123V91H122ZM158 89V90H157ZM247 89H248V91H247ZM253 91H252V90ZM18 90V92H16ZM25 90V91H24ZM30 90V94H28V91ZM66 90V91H65ZM120 90L121 91V94L118 92V91ZM134 90V91H135ZM145 90L146 91H148L147 92V94L145 93L144 94V92H145ZM160 90H162V92L160 91ZM167 90V91H166ZM174 90H176V91H178V92H174V93H172V94H170V96H169V93H170V91L171 92H173ZM191 90V91H190ZM256 90H257V92H260L259 94L256 92ZM24 91V92H23ZM72 91H74V92H72ZM218 91H220V93L219 94H222L223 95V93L224 94H226V93H228V94H226L225 96H224V98H223V96H219L218 94H217V92ZM224 91V92H223ZM250 91V92H249ZM26 92V93H25ZM33 92V93H32ZM85 92V94L83 95V93ZM104 92V93H103ZM115 92H118L117 94L115 93ZM138 92V91H137ZM222 92V93H221ZM252 92V93H251ZM253 92H256V93H254L253 94ZM18 93V95H16ZM26 94L25 96H24V94ZM31 93L33 94V95H31ZM64 93V94H63ZM74 93V94H73ZM109 93H110V95H109ZM160 93V94H159ZM163 93V94H162ZM166 93V94H165ZM176 93H177V95H176ZM213 93H215V94H213ZM230 93H231V95H234V97L236 98V100L234 99V97L233 96H231L230 95ZM251 93V94H250ZM2 94H5V92H3ZM73 94V95H72ZM81 94V95H80ZM105 94H108V95H106L105 96ZM114 94H116V95H114ZM143 94V95H142ZM153 94H155V95H153ZM165 97L164 99L166 100V99H168L169 101H167L166 100V103L164 102L165 100H163V99H161L163 96ZM174 94V95H173ZM181 95V99L179 98V96ZM188 94V95H187ZM249 94H250V96H249ZM257 94V97L255 96ZM62 95V96H61ZM64 95H65V97H64ZM113 95V96H112ZM145 95V96H144ZM161 95V96H160ZM172 95V96H171ZM179 95V96H178ZM236 95H237V97H236ZM248 95V96H247ZM251 95H253V96H251ZM104 96H105V98H104ZM109 96V97H108ZM155 96H156V98H155ZM188 96H189V98H188ZM208 96H210V98L208 97ZM216 96H218V97H216ZM228 96H230V99L228 98ZM255 96V97H254ZM10 97V98H9ZM13 97V98H12ZM41 97V98H40ZM48 97V98H47ZM73 97V98H72ZM75 97V98H74ZM110 99H108V98ZM154 97V98H153ZM169 97V98H168ZM175 98V99H173V98ZM177 97V98H176ZM194 97V98H193ZM220 97V98H219ZM231 97H233V98H231ZM255 99H254V98ZM71 98L73 99V100H71ZM104 98V99H103ZM107 98V99H106ZM171 98H172V100H173V102L174 103H176L177 102V105H175V104H173V102H170V100H171ZM187 98H188V100H187ZM206 98V99H205ZM214 98H216V99H214ZM219 98V99H218ZM222 98V99H221ZM252 99L254 102H255V106H254V103H252L253 101H251L250 99ZM263 100H262V99ZM62 99L60 100V101H62ZM99 101H98V100ZM101 99V100H100ZM157 99V100H156ZM158 99H160L161 101H158ZM185 99H186V101L187 102H185ZM210 99H212V100H210ZM218 99V100H217ZM227 99V100H226ZM257 99V100H256ZM259 99H260V101L262 102H260L259 101ZM87 100V102H91L92 101V103L93 104H95V106H96V108H93V104L91 105L90 104V102H89V104L88 103H84L85 101ZM95 100H97V101H95ZM107 100H109V101H113V102H115L116 101V103L114 104L115 106H113V102L111 103L112 105L110 106V102L108 101L107 102ZM144 100V101H143ZM155 100H156V102H155ZM171 100V101H172ZM179 100H181V101H179ZM204 100V101H203ZM217 100V101H216ZM245 100V101H244ZM69 101V102H70ZM96 102V103H94V102ZM202 101V102H201ZM217 103H216V102ZM239 103H238V102ZM248 101L250 102V103H248ZM257 101V102H256ZM259 101V102H258ZM163 104H162V103ZM167 102H168V104H169V106H167L168 104H167ZM171 103V105H170V103ZM182 104H181V103ZM199 102H201L202 103V105L203 106H201V103H199ZM206 102H208L207 104L208 105H206ZM220 102V103H219ZM227 102H229L228 104H230V105H228L227 104ZM234 102V103H233ZM42 103L44 104V103H46L47 105H48V107H47V105L45 106V104L43 105V106H41L42 105ZM84 105H83V104ZM98 103V104H97ZM101 103H100V105H101ZM106 103V104H105ZM141 103V104H142ZM154 103V104H153ZM164 103L166 104V109H165V107H163V106H165L164 105ZM178 103H179V105H178ZM186 103V104H185ZM210 103V104H209ZM212 103V104H211ZM215 103L217 104L216 106H221V105H223V104H226V105H228V106H225V105H223L222 107L224 108V106H225V109H227V111L228 112H230V111H232V109H233V112L232 113H237L236 115H233V116H231L230 118L228 117V121L226 120V119H222L223 120V122H224V124H225V122H226V125H228L230 122V120H232V123H230V125H232V127L235 125H237V124H240L241 122H243V123H241L242 125H245V127L244 128H250V130H246V129H244V128H242V129H244V130H238V132L239 133H235L236 134V136H235V134L233 133V129H232V136H230V132H231V130H230V128H232V127H230V125H228V126H226V128L225 127H223L222 126V128L221 127H219V125L221 126V124H217V123H215L216 125H214L213 123H211L210 122V120H209V116H207V115H205L204 113H206V114H208L209 112H207V111H210L211 110V108H215L216 106H214L215 105ZM261 103V104H260ZM34 106H32V105ZM34 104H38L37 106H35ZM68 104V105H67ZM85 104H86V107H85ZM89 105V107H87L88 105ZM98 106H97V105ZM109 104V105H108ZM117 104V105H116ZM118 104L121 106V107H119L118 106ZM163 106H162V105ZM199 104V105H198ZM232 104H233V106L235 105V107H238V106H240L241 107V109L243 110H241L240 109V107H238V110H237V108H235V107H233L232 106ZM238 104V105H237ZM240 104V105H239ZM259 104V105H258ZM263 104V105H262ZM91 105V106H90ZM101 105V106H102ZM162 107H161V106ZM174 106L175 108V113L173 114V112H170L171 113V115H170V113H167L168 111H167V109L168 108H170V106ZM186 105V106H185ZM212 105V106H211ZM257 105V106H256ZM260 105H262V106H260ZM14 106H16V107H14ZM84 106V107H83ZM100 106V108H102ZM231 106V107H230ZM9 107H13V108H9ZM24 107V108H23ZM26 107V108H25ZM38 107V108H37ZM42 107V108H41ZM44 107V108H43ZM109 107H114V108H110L109 109ZM179 107V108H178ZM184 107V108H183ZM193 107H195L194 109H193ZM197 107V108H196ZM211 107V108H210ZM248 107V108H247ZM261 107V108H260ZM47 108H49V109H47ZM89 108V109H88ZM119 110V108H120V110L118 111L117 109ZM162 108V109H161ZM165 110H164V109ZM176 108H178V110H179V112L176 110ZM180 108H183V110L182 109H180ZM251 108V109H250ZM252 108H254L253 110H252ZM5 109H2V110H4V111H2L1 110V107H0V110L2 111V112H5V114H7V111L5 110ZM39 110V111H41V112H44L43 110H45L46 109V113H49L50 115H52V116H50L49 114H46L45 112V114H41L40 112H37L36 113V111H34V110ZM52 109V110H51ZM82 111H81V110ZM99 109V108H98ZM210 109V110H209ZM240 109V110H239ZM161 110H163V111H166V112H163V111H161ZM182 110V111H181ZM194 110V111H193ZM238 112H237V111ZM247 110V111H246ZM10 111V112H11ZM159 111V112H158ZM198 111V113H195V112H197ZM200 111V112H199ZM205 111V112H204ZM251 111H253L252 112V114H253V117L254 118H252V116H250L249 114H251ZM256 111V112H255ZM258 111V112H257ZM260 111V112H259ZM261 111H262V113H261ZM10 112H8V113H10ZM82 112V113H83ZM121 112V113H120ZM161 112V113H160ZM182 112V113H181ZM185 112V113H184ZM195 113V115H197V114H199V115H197L196 116V119H195V117L193 116L194 115V113ZM204 112V113H203ZM242 112V113H241ZM249 112V113H248ZM255 112V113H254ZM58 113H60V112H58ZM159 113V114H158ZM163 113H165L166 115H164ZM179 113V114H178ZM180 113H181V115H180ZM200 113H203V115H201ZM246 113V114H245ZM259 113V114H258ZM261 113V114H260ZM4 114V113H3ZM172 114H173V116H175V117H173L172 116ZM178 114V115H177ZM187 114H189V116H192V119H195V120H190V118H189V120L191 121H189V122H187L186 120L188 119V117H185V118H187L186 120L183 118L184 116H186ZM191 114H193V115H191ZM239 114L241 115V117H239ZM254 114H258L257 115V117L258 118H256V115H254ZM17 115V114H16ZM104 115V114H103ZM109 115V116H108ZM115 117H114V116ZM118 115V116H117ZM170 115V116H169ZM180 115V117H176V116H179ZM205 115V116H204ZM246 115V116H245ZM261 115H263V116H261ZM117 116V117H116ZM188 116V115H187ZM199 116V117H198ZM202 116V117H201ZM226 117L228 116V115H225ZM224 116V117H225ZM259 116H261L260 118H259ZM112 117H114V118H116V120L114 119H112ZM141 117V116H140ZM162 117V120L161 119H159V118H161ZM172 117V118H171ZM200 117H201V119H200ZM249 117V118H248ZM17 119V122H16V119ZM204 118H207V122H206V119H204ZM140 119V118H139ZM174 119L175 120H177L178 119V121H177V123H176V126L175 125H173V123H174ZM183 120V122L181 123L180 122V124H179V121L180 120ZM240 119H242V120H244V121H241ZM250 119V120H249ZM55 120V121H54ZM70 120V119H69ZM159 120V121H158ZM161 120V121H160ZM204 120H205V122H204ZM209 120V121H208ZM238 120V122H237V124H235V122ZM240 120V121H239ZM245 120H247V123H246V121ZM64 121H66L65 123H64ZM71 121V120H70ZM134 121V122H133ZM188 123H186V122ZM195 121H197V123L195 122ZM221 121V120H220ZM263 121V122H262ZM51 122H53V123H51ZM72 122V121H71ZM88 122H89V124H88ZM164 122V123H163ZM167 122H171L170 124L172 125L171 127H169L170 125H168V123ZM176 122V121H175ZM195 122V125L193 124L192 125V123H194ZM223 122H219V123H222L223 124ZM39 123V124H38ZM51 123V124H50ZM56 123V124H55ZM64 123V124H63ZM123 123V124H122ZM132 123V124H131ZM153 123V124H152ZM184 123H185V125L186 126H183V127H181L182 126V124L184 125ZM189 123H191V124H189ZM201 123H203L202 125H200V127H202V128H199V126L197 127V124L199 125V124H201ZM228 123V124H227ZM234 123V124H233ZM256 124V126L258 127H253V125L254 124ZM67 124H69V121H68V123ZM125 124H127V125H125ZM131 124V125H130ZM161 124H163V125H161ZM166 124L168 125V126H166ZM175 124V123H174ZM177 124H179L178 126H177ZM209 124H211V125H209ZM214 125V127H216L217 125V128L219 127V129L218 130H220V129H222V131L224 130V128L227 130V132L228 131H230V132H228V133H230L229 135H228V133H226L225 131H221L220 133L219 132H217L216 133V131H217V128H212L213 127V125ZM247 124L248 125H251V127L249 126V127H247ZM13 125V126H12ZM17 125H19V126H17ZM55 125H57V126H55ZM103 125V126H102ZM110 125V126H109ZM157 125V124H156ZM181 125V126H180ZM204 125H206V128H205V126ZM207 125H209L208 127H207ZM3 126V127H2ZM50 126V127H49ZM81 126H83V127H81ZM160 126H162V128L160 127ZM204 126V127H203ZM255 126V125H254ZM262 126V127H261ZM14 128V129H12V128ZM21 128L20 130H17L19 133H17L16 132V128ZM41 127V128H40ZM51 127L52 128H54V129H51ZM55 127H57V128H55ZM87 127V128H86ZM89 127V128H88ZM150 127V128H151ZM159 127L161 128V129H159ZM163 127H165L166 128V130H164L163 129ZM178 127V128H177ZM184 128V127H186V128H184L183 130H185V131H183V130H180L179 131V129H181V128ZM196 127H197V129H196ZM259 127H261V128H259ZM8 128V129H7ZM28 128V129H27ZM40 128V129H39ZM44 130H43V129ZM85 128V129H84ZM170 128H172V129H174V130H171L170 131V129L168 130V129ZM207 128H210L209 129V131H207L208 129ZM9 129H10V131H9ZM12 129V130H11ZM25 129H26V131H25ZM61 129V128H60ZM66 129V128H65ZM65 129H62V130H65ZM81 129H82V131H81ZM103 129V128H102ZM107 129V130H108ZM176 129H178V131L176 130ZM205 129H207L206 131H205ZM229 129V130H228ZM252 129H259V130H252ZM5 130V131H4ZM21 130H23V133L21 132ZM31 130V131H30ZM41 130V131H40ZM61 130V131H62ZM85 130V131H84ZM162 130V131H161ZM167 130H168V133H169V135L167 134ZM193 130V131H192ZM196 130V131H195ZM216 130V131H215ZM7 131V132H6ZM9 131V132H8ZM14 131V132H13ZM40 131V132H39ZM60 131V132H61ZM90 131H91V133H90ZM158 131H161V132H158ZM174 131V132H173ZM214 132V134L212 135L211 134V136H210V133L211 132ZM3 132H5V134L6 135H8V137L7 138H5L6 137V135H3L4 133ZM34 132V133H33ZM38 132V133H37ZM47 132V131H46ZM102 132V131H101ZM107 132V131H106ZM136 132H137V129H136ZM154 132V133H153ZM155 132H156V134H155ZM165 132H166V134H165ZM171 132V133H170ZM177 132H179L177 135H176V133ZM205 132H208L207 133V136H206V133ZM212 132V133H213ZM10 133V134H9ZM16 133V134H15ZM21 133H22V137H21ZM27 135L26 137L24 136L25 134ZM30 133V134H29ZM37 133V134H36ZM90 133V134H89ZM96 133V134H95ZM104 133V132H103ZM103 133H101L102 135H103ZM138 133V132H137ZM155 134V135H153V134ZM162 135H161V134ZM163 133L165 134V135H163ZM173 133H175V135L173 134ZM189 133V134H188ZM192 133V134H191ZM224 133L226 134V136L224 135ZM241 133V134H240ZM244 133V134H243ZM1 134H2V136H5L4 138H2V136H1ZM24 134V135H23ZM29 134V135H28ZM32 134V135H31ZM95 134V135H94ZM101 134H97L98 136H102ZM105 134V133H104ZM148 134V135H147ZM160 134V135H159ZM188 134V135H187ZM223 136H222V135ZM239 134H240V136H239ZM246 134V135H245ZM10 135H11V138H13V139H11L10 140ZM12 135H14V137L12 136ZM36 135H39L40 137H38V138H41V139H38V138H36L35 136ZM44 135H45V132H44ZM56 136V138H54V139H52V137H55ZM161 136V137H159V136ZM166 135H168V136H170V135H174L173 137L171 136V137H167ZM221 135V136H220ZM233 135H234V137H233ZM238 135V136H237ZM242 135H243V137H242ZM18 136V137H17ZM29 136V137H28ZM32 136L34 137L33 139H35V140H33L32 139ZM42 136V137H41ZM105 136V135H104ZM187 136V137H186ZM198 136V137H197ZM250 136V137H249ZM97 137V136H96ZM169 138V140L167 139V138ZM208 137H210V139L208 138ZM215 137V138H214ZM226 137V138H225ZM229 137V138H228ZM232 137H233V139L236 141V143H235V141L232 139ZM239 137V138H238ZM241 137H242V139H241ZM15 138H16V141H15ZM172 138V139H171ZM183 138V139H182ZM192 136H191V138H190V140L191 139H194ZM201 138V139H200ZM205 138V139H204ZM221 138V139H220ZM256 138V139H255ZM4 139V140H3ZM6 139H7V142H6ZM123 139V142H127L128 144H130L131 142H129V140L127 139V138H121V140ZM138 139V138H137ZM187 139H185V140H187ZM222 139H224V140H222ZM228 139V142H231V140L232 141H234V142H232V148L231 147H229L231 144L230 143H228V144H230L229 146H228V144H225V142H226V140ZM245 139H247L248 141H246ZM251 139V140H250ZM5 141V142H3L2 143V141ZM18 140V141H17ZM29 140H30V142H32L31 140H33V142L34 141H36L34 144H33V142H32V145H31V143H29ZM39 142H38V141ZM168 140V141H167ZM178 140V139H177ZM220 140H222V141H220ZM242 140H245V141H242ZM24 142V144H23V142ZM27 141H28V144H27ZM44 141V142H45ZM46 141V142H47ZM50 141V142H51ZM158 141H159V139H158ZM176 141V140H175ZM184 141V140H183ZM218 141V142H217ZM255 141V142H254ZM257 141V142H256ZM43 142V146H44V144L46 143H44ZM49 142V141H48ZM122 142V141H121ZM122 142V143H123ZM215 142V143H214ZM217 142V143H216ZM221 144H220V143ZM242 142H244V143H242ZM246 142V143H245ZM248 142V143H247ZM252 142V143H251ZM6 143H7V145H6ZM22 143V144H21ZM25 143L27 144V145H25ZM192 143V144H191ZM195 143H199V145H195ZM220 145H222V146H220ZM223 143L225 144V145H223ZM227 143V142H226ZM235 143V144H234ZM12 144V143H11ZM20 144V145H19ZM87 144H89L88 142H87ZM212 144V145H211ZM213 144L215 145V144H218V146L217 145H215V146H217L216 148L215 147H211V146H213ZM4 145H6L5 146V148L4 147H2V146H4ZM27 148H25L24 146ZM46 145V144H45ZM46 146V148L45 149H49V151H50V149H51V151H52V153H53V151L54 152H58V150L57 149H54L56 146V148H59L58 147V145H54V148H51L50 146ZM210 145V147L211 148H213V150L212 151H214V153L212 152V151H210L211 150V148H209L208 146ZM229 147V148H231V149H228V150H225V149H227V146ZM234 145V146H233ZM244 145V146H243ZM30 148H29V147ZM190 146V147H189ZM202 146V147H201ZM223 146H224V149H223ZM1 147H2V149H1ZM13 147H11V145H10V147L9 148H12V150H16V151H14L15 153H12V159H13V157L16 155H18V151L19 152H22V151H20L19 149L20 148H14L13 149ZM24 149H23V148ZM42 147V146H41ZM45 147V146H44ZM44 147H43V149H44ZM207 147V148H206ZM4 148V149H3ZM80 148V147H79ZM99 148V147H98ZM112 148V150L114 149L113 147H111ZM127 148V147H126ZM201 148V149H200ZM202 148H206V152L204 151V153H203V150L204 149H202ZM209 148V152H208V149ZM214 148L215 149H219V153H217V150H214ZM8 149V148H7ZM103 148H100V150H98L99 151V155L101 156V154H102V157H104V156H106V154H114V152H115V149L112 151L111 150V152H110V149H108V148H105V149H107V152L108 153H106V151H105V149H103ZM223 151H222V150ZM11 149H9L8 151H10ZM80 149H78V148H76V151H79ZM132 150V148L130 149L129 147L126 149V150H124V152L127 154H129V153H132L133 151H131ZM134 150V149H133ZM194 150V151H193ZM221 150V151H220ZM229 150H230V152H232V153H230L229 152ZM235 150V149H234ZM239 150H242L243 151V149H239ZM238 150V151H239ZM245 150V149H244ZM0 151V152H1ZM94 151H97V148H96V150H92V153L94 152ZM126 151H128V152H126ZM227 151V153H224V152H226ZM13 152V151H12ZM45 152V151H44ZM104 152L106 153L105 155H104ZM113 152V153H112ZM200 152H202L203 154H199ZM220 152H223V153H220ZM259 152V154H256L257 156H258V158L260 159L259 161L257 160V162L256 163H252V165L251 166H249L248 164H241V163H238V166L239 167H237V168H239V169H237L238 170V173H241V174H239L240 175V177L238 178V180L237 181H235V183H234V186L233 185H231V187H233V189L232 188H230V186L229 187H227L226 185H228L227 183H228V181L229 182H231V180L230 179H232L233 178V171H228V170H225V169H223L221 172H215L216 173V176H215V173H213L212 174V172L210 171V170H207V172L204 174V173H202L203 171L205 172V170L202 168V164H200V165H196L195 167L197 168V167H199L200 166V168L199 169H203V171L202 170H199L200 172V174L198 173V170L196 171L194 168H192L191 170H187V172H188V175H189V173H191V171L193 172L194 170H195V172H197L195 175H201L200 176V180L201 181H197V183H199V185H197V183H196V180H198L199 178V176L197 177L198 179H196L195 180V183H193V182H191V184H188L187 182V180H189V177H188V175L187 174H185V175H187V176H182L181 178H180V175H179V177H178V175H177V169H176V167H175V164H170V166H171V169H169L170 167H169V165H168V167L165 165V167L163 166L164 164L163 163H161V162H159L160 160H158L157 158H155V157H153V156H151V155H149L148 157H150L151 159H152V161H154L153 162V166H155V168L157 169L156 171H155V169H154V167L151 169V168H149V167H146V166H144V167H142L141 169L143 170V173H142V170L140 169V170H138L137 168V170L139 171H135V170H132V172H133V174H131V169H129L128 171H122V175H121V177H120V179L118 178V179H115L114 178V181L115 182H119L120 183V181H121V183L122 184H125L123 187L122 186H120L121 185V183H120V185H119V187L118 188H120L118 191H116V189L113 191H111L112 193H105V195L101 192V194H100V190H97L96 192L98 193V194H95L96 192H94V186L92 185V184H94V183H92V182H94V179L92 180V178H94V176H93V174L94 173H96V171H98V174H99V176H101V174L103 175V173H104V171H105V169L106 168H104L103 169V165H105V167H106V164H104V162H105V160H103L102 159V157H101V159H97V158H99V157H95V156H97L96 154H94L93 153V156L92 155H90V153H88V155L86 154L84 157L80 154V160L78 161L77 159H76V156H77V158H78V156L79 155H77V154H75L76 156L74 157V161H76L77 160V163H78V165H76L75 167H74V165L73 164H77V163H73V162H71V161H69V160H71V159H69V157H67V156H65L64 155V160L66 159H68V161H69V163H67L66 161H64V165H62V163H61V161H62V159H63V157H62V154H59L58 156H56V154H54V157H53V155H51V157H50V155L48 154V153H46L45 152V160H44V162H45V164L43 165V168L45 167L46 169H47V174L49 175V177H46V178H44L43 180L41 179V178H43V176H44V170L45 169H43V171H41V172H39V170H41L42 169V167H41V165L44 163V162H33L32 164H23V163H21V164H19V166H16L14 169H12V171L11 170H9V171H2L1 173H0V206H2L3 208H1V210L3 209L4 211H6V213L5 214H3L4 213V211L2 210V213L0 214V215H2V216H0V263L1 264H15V263H20L21 264V261L22 260H24V263H23V261H22V263L23 264H26L25 262H27L28 261V263L27 264H30V262H29V259L30 258H28V257H33L32 259H30V261L32 260V261H36L37 260V255H39V258H40V260L39 261H36V262H32L33 264H64L66 261H63L64 259L66 260L68 257V260H67V263L69 264H77V262H81V261H83L82 263H80V264H215L216 263V261H217V259L219 258V257H221L223 254L225 255L226 253L227 254H229V253H232L233 255H234V253H235V255H237V253L239 252V251H236V250H239V249H241V251L244 249V248H246V249H244L243 251H245V253L246 252H248L249 254H247V258L245 259V258H243V260H242V258H234V263L236 264H238L239 262L241 263V264H243V262H245V263H247V262H249L248 260H250V261H253L254 263L253 264H264V253H263V251H264V243H263V245H262V243H260V242H264V227H263V224H264V215L262 214V215H260L259 214V212L258 211H261L263 208H264V201H261V200H259V202H256V199H258V197H259V194H257L256 193V191L255 192H251V191H253V190H251L252 188H257L256 186H258V185H256V184H258L259 183V187L258 188H261L260 187V184H261V182H263V180H264V156L263 155H261L260 156V153H262V152H264L263 150H261V151H258ZM1 154L0 153V158L1 159H3L4 157H3V155L4 154ZM10 153V152H9ZM8 152H7V150L5 151V155L4 156H6L4 159H6V158H8L9 156H10V154H9ZM29 153V151L28 152H24L23 154H28ZM91 153V154H92ZM96 153H98V152H96ZM209 153H210V156H212V158H210L208 155H209ZM216 153V154H215ZM9 156H8V155ZM13 154H15L14 156H13ZM29 154H31V153H29ZM143 154V153H142ZM141 154V152H139L138 153V155H142ZM215 154V155H214ZM223 154H224V156L225 157H223ZM228 154V155H227ZM2 155V156H1ZM84 155V154H83ZM90 155V156H89ZM203 155V156H202ZM218 155V156H217ZM11 156L9 157L10 159H11ZM60 156H61V158H60ZM193 156H191L192 158H193ZM189 157V158H188ZM222 157V159H220ZM60 158V159H59ZM183 158H182V161H184L183 160ZM203 158V159H204ZM233 158H235V160L233 159ZM238 158V159H237ZM240 158V159H239ZM0 159V161H3V160H1ZM10 159H7V160H10ZM185 159V160H186ZM191 159V158H190ZM210 159H211V161H210ZM228 159V160H227ZM262 159V160H261ZM54 160V161H53ZM220 160V161H219ZM229 160V161H230ZM50 161H52V162H50ZM60 162L61 164H59L58 163V165H60V167L58 166L57 167V162ZM72 161H73V159H72ZM144 161V160H143ZM158 161V162H157ZM47 162H48V164H47ZM71 162V163H70ZM98 162V163H97ZM102 162V163H101ZM145 162V161H144ZM258 162H259V164H258ZM50 163H53L54 165H52V164H50ZM65 163H66V166H65ZM88 163V164H87ZM96 163V164H95ZM207 163V164H208ZM209 163V164H210ZM50 164V165H49ZM70 164H72L73 166H70ZM103 164V165H102ZM147 163L145 162V165H146ZM194 164V163H193ZM222 164V163H221ZM239 164H241V166L239 165ZM256 164V165H255ZM36 165L38 166V167H41V169H39L38 170V172L36 171L38 168L36 167ZM49 165V166H48ZM52 165V166H51ZM172 165H173V168H172ZM190 165H191V163H190ZM190 165H188V166H190ZM56 166V167H55ZM117 167L119 166L120 167V164H118V165H116ZM210 166V165H209ZM245 166V167H244ZM256 166V167H255ZM257 166H258V168H257ZM31 167H33V168H31ZM47 167H49V168H47ZM63 167V171L64 172H62V168ZM66 167V168H65ZM146 167V168H145ZM244 167V168H243ZM247 167H249V170H248V168ZM259 167H263V168H259ZM27 168H29V169H27ZM35 168H37V169H35ZM144 168H145V170H144ZM175 168V170H173ZM207 168H210L211 169V167H207ZM252 168V169H251ZM257 168V169H256ZM31 169V170H30ZM33 169H34V172H33ZM49 169V170H48ZM58 169H60V171H58ZM68 169H70V170H68ZM72 169V170H71ZM148 169H150V170H148ZM241 169H243V170H241ZM248 170V171H246V170ZM51 170H53V171H51ZM65 170H67V171H65ZM101 170V171H100ZM152 170L153 171H155V172H157V173H153L152 172ZM164 170H165V172H164ZM167 170H169V176H168V174H167V176H165L166 175V171ZM252 171V173H251V175L250 174H248V173H250L251 171ZM254 170H256V171H260L259 173H263V175L261 174H258V172H256V171H254ZM28 171H29V174H28ZM33 172V174L32 173H30V172ZM55 171V172H54ZM103 171V172H102ZM202 171V172H201ZM228 171V172H227ZM250 171V172H249ZM38 174H37V173ZM53 173V174H51V173ZM68 172V173H67ZM126 172H128L127 174H129L128 176H130V174H131V176L129 177V178H127V176H126ZM137 172V173H136ZM150 172H151V175H150ZM168 172V171H167ZM224 172V173H223ZM244 172V173H243ZM254 172V173H253ZM255 172H256V175H255ZM6 173V174H5ZM14 173V174H13ZM21 173H25V177L26 176H28V175H31L32 177L33 176H35L34 178L35 179H37V180H35L34 178L33 179H31L32 177L30 176L29 177V179H28V177H26V180H25V177H24V175L23 174H21ZM34 173H36V174H34ZM101 173V174H100ZM123 173L125 174L124 176H123ZM136 173V174H135ZM141 173H142V175H141ZM171 173H173V174H175L176 176L175 177H172V175H171ZM193 173L192 174H190V176L192 175V176H194L193 175ZM232 175H231V174ZM245 174V173H247V175L245 174V175H243V174ZM26 174H28V175H26ZM41 174V175H40ZM43 174V175H42ZM69 174V175H68ZM139 174H140V176H139ZM145 174V175H144ZM165 174V175H164ZM179 174V173H178ZM219 174V175H218ZM227 174V175H226ZM254 174V175H253ZM13 175H14V177H13ZM17 175H21L20 176V178L22 177H24L23 179H22V182H20L21 181V179L19 178L18 180H19V182H14V179H15V181L17 180ZM23 175V176H22ZM78 175V176H77ZM136 177H135V176ZM158 175V176H157ZM166 177H164V176ZM243 175V176H242ZM12 176V177H11ZM41 177L40 178V180H39V178L38 177ZM52 176V177H51ZM58 176V177H57ZM72 176V177H71ZM93 176V177H92ZM123 176V177H122ZM139 176V177H138ZM149 176V177H148ZM172 177L173 179H175V181H173V179H171V178H168L167 179V177ZM174 176V175H173ZM209 177L210 179H212V181L211 180H208L207 182L208 183H206L205 181H206V179H204L203 180V177ZM214 176L216 177V179L218 180V178H219V180L220 181H226V185L224 184V186H225V188H224V186H223V189H227V192H232L233 194L232 195H236L237 194V196H238V198H233L234 196H231L230 195V193H228V198H231L232 197V199H226V192L224 191V190H222V186H221V183H219V187L217 188V181H216V179L214 178ZM217 176H218V178H217ZM222 176V177H221ZM224 176H226V180H225V177ZM245 176V177H244ZM247 176H249V178L247 177ZM251 176V177H250ZM256 176H257V178L259 177H261L262 176V178L261 179H259L261 182H259V180L257 181V180H254V179H256ZM9 177H11L10 179H9ZM67 177V178H66ZM71 177V178H70ZM92 177V178H91ZM132 177H135V178H132ZM161 177V178H160ZM162 177H164L165 179H164V182H163V178ZM185 177H187V178H185ZM204 177V178H205ZM212 177V178H211ZM221 177V178H220ZM8 178V179H7ZM14 178V179H13ZM125 178V179H124ZM158 178H160V179H162L161 181H158V180H160V179H158ZM178 178H180L181 180H179V182L180 181H182V180H184L183 178H185L186 180H185V182H184V184L186 185V187H182V190H180V189H178V187L177 186H180V185H183V186H185L184 184H179L178 185V183L179 182H177L178 180L177 179ZM229 178V179H228ZM241 178V179H240ZM245 178H248V180H249V182L250 181H252V182H254V184L256 185H253L252 183V185H253V187H251L252 185L250 184L249 186H250V189H249V191H247V190H245L244 191V189H243V191H244V196L247 194V195H249L248 197H247V195L244 197V196H242V199H241V194L242 193H240L239 194V192H241L242 191V187L244 186L242 183H243V179H245ZM253 180H252V179ZM68 179V180H67ZM139 179H140V181L142 182H140L139 181ZM157 179V181H158V183H160V184H158L155 180ZM222 179V180H221ZM228 179V180H227ZM240 179V180H239ZM10 180V181H9ZM17 180V181H18ZM59 180V181H58ZM142 180H146L147 181V183L145 184ZM148 180H150V181H148ZM154 180V181H153ZM203 180V181H202ZM218 180V181H219ZM248 180H247V182H248ZM14 183H18L17 184V186H15L14 184H13V182ZM126 181L128 182V183H126ZM138 181V182H137ZM152 181V183H150V184H148V182H151ZM168 181V182H167ZM171 181H173V183L171 184L170 182ZM190 181H192V180H190ZM190 181H189V183H190ZM214 181H215V183H216V185H211V187H210V184H212L211 182H213V184H215L214 183ZM238 181H240L239 182V184H238ZM242 181V182H241ZM11 182H12V185L13 186H11L10 184H11ZM123 182H125V183H123ZM132 182V183H131ZM134 182H137L136 184H137V187L139 186V184H141L142 185V187L141 186H139V188H141V190H145V188L147 189L148 187H152L154 184H155V186L154 187H157L158 185H160V187L163 185V187L162 188H154V190L155 191H158V194L155 196V198H153L152 200H153V203H152V200L149 198H146V200L144 199V200H141L140 198H139V196H138V198H139V200H141L143 203H144V205L142 204V206H141V204L138 206V204L137 203H139L140 201L138 200V198H137V194L136 195H134V193H132L131 194V192H132V190H134L133 188H136L137 189V187L136 186H133L134 185ZM176 184H175V183ZM201 182V183H200ZM258 182V183H257ZM8 183H9V186H11L10 188H9V186H8ZM55 183V184H54ZM139 183V184H138ZM156 183H157V185H156ZM164 183H170L171 184V186H170V184H169V187L167 186V184H164ZM210 183V184H209ZM20 184V185H19ZM129 184V185H128ZM135 184V185H136ZM148 184V185H147ZM175 184V185H174ZM205 185V187L207 186L206 184H209L208 186H207V188L205 189V187H204V185ZM222 184V185H223ZM238 184V185H237ZM7 185V186H6ZM92 185V187L93 188H91L90 186ZM131 185V186H130ZM146 185V186H145ZM166 185V186H165ZM174 187H177V189H175V188H173V186ZM188 185V186H187ZM189 185H191V186H189ZM237 187H236V186ZM243 185V186H242ZM264 185V184H263ZM15 186V187H14ZM78 186H80V187H78ZM87 186L88 187H90L91 188V190L88 188L87 189ZM195 186H197V187H195ZM202 186V187H201ZM212 186L214 187V186H216V188L218 189H214V190H216V192L217 191H224V192H217V194H219V196L221 197L222 195H223V193H225L224 194V196H222V198H221V200L220 199H218L219 201L217 202V198L216 197H218V195L217 194H215L216 196L215 197H213L214 196V194L212 193V192H214V191H211V190H213L212 189ZM242 186V187H241ZM255 186V187H254ZM8 187V188H7ZM43 187H44V189H43ZM122 187V188H121ZM165 187L167 188L168 187V190L167 189H165ZM208 187H210V188H208ZM221 187V188H220ZM234 187H236V189L234 188ZM238 187H239V189L240 190H238ZM63 188H65V189H63ZM69 188V189H68ZM86 189V191H85V189ZM130 188V191L129 190H127V189H129ZM132 188V189H131ZM143 188V189H142ZM164 188V190H162ZM191 189V190H189V189ZM202 188V189H201ZM50 189V190H49ZM59 189H63V190H59ZM67 189V190H66ZM75 189V191H73ZM80 189H84V191L83 190H81L80 191ZM124 189L126 190V191H124ZM173 189H175V192H176V190H177V192L175 193L174 192V190ZM231 191H230V190ZM261 189H263L264 190V186H263V188H261ZM20 190V191H19ZM88 190H90V198H89V193L87 192ZM166 190V191H165ZM171 190H173V193H171L172 195L170 196V191ZM185 190V191H184ZM202 190H203V192H204V195H203V192H202ZM229 190V191H228ZM236 190H238V192L236 191ZM47 191V192H46ZM56 191V192H55ZM70 191H71V193H70ZM145 191H147V190H145ZM167 191H169V194H168V192ZM207 191V192H206ZM235 191V192H234ZM242 191V192H243ZM20 192V193H19ZM25 192V193H24ZM45 192V193H44ZM63 192V193H62ZM77 192H78V194H79V196H77ZM85 192H87V193H85ZM93 192V193H92ZM115 192H117V193H115ZM123 192V193H122ZM162 192V193H161ZM167 192V195H169V196H165L166 193ZM172 192V191H171ZM180 192H181V194H182V196H180L181 194H180ZM216 192H214V193H216ZM237 192V193H236ZM16 193V195H14ZM34 193V194H33ZM57 193V194H56ZM76 193V194H75ZM83 193H85L84 195H82ZM93 194V196H92V194ZM113 193H115V194H113ZM128 193V194H127ZM129 193H130V195H129ZM159 193H160V195H159ZM176 194V196H178V197H173V196H175V194ZM179 195H178V194ZM192 193V194H191ZM210 193H212L213 194V198L211 199V198H209V196L211 197V194ZM236 193V194H235ZM250 193V194H249ZM252 193V194H251ZM11 194H13V198H12V196H10L9 198H8V196L9 195H11ZM59 194V195H58ZM81 194V195H80ZM95 194V195H94ZM118 194V196L121 194V195H123V194H126L127 196H131L132 198H134L135 197V201L136 200H138L135 204V209L133 210V209H128L126 212H127V214L130 216V211L131 212H133V213H137L138 212V214H139V211L141 212V213H144L145 212V214H148V213H146V211L147 212H149V210H151L150 208H152V211H156V210H159L160 208H162L163 206L164 207H166V206H168V205H170V206H168V208L169 207H172L173 206V208H176V210L177 211H179L180 212V208L182 209V215H183V213H184V211H185V213L187 212V213H189V214H185L184 213V215L186 216V217H188V219L189 218H192V219H194V220H191V219H189L190 221H188V219H186V218H184L183 216H180L181 215V212L179 213V214H177L176 216H174V218H172V220L174 219H177V221H178V223H180V224H182V222L181 221H183L184 223L183 224H186L187 222H188V224H186V226L189 228L187 231H185L187 228H185L184 226L185 225H183V229L181 228H179L180 229V231L179 230H176V226H174V224L175 225H177L178 223H177V221L176 222H174V220L173 221H171V218H170V216L169 215H167V216H165L167 219H164V221H163V219L162 218H165V217H161V219H154L153 221H147V219L145 218V215L143 214V216L141 215V218H140V220H139V218H138V222H140V223H138V225H136V228H137V226H138V229H137V231H129V230H127V229H121V228H119V229H114V227L112 226V225H110L109 224V222H110V220H109V222H108V220H107V218H108V215L110 214H112L113 213V211H115V210H113L112 208L114 207V206H116L117 207V205H115L114 204V206H113V204L111 203V198H113L112 200H114L115 198V196ZM161 194H164V195H161ZM206 194V195H205ZM8 195V196H7ZM111 195V196H110ZM121 195L119 196V197H121ZM229 195H230V197H229ZM250 195L251 196H254V197H250ZM256 195H257V197H256ZM61 196V197H60ZM65 197V198H62V197ZM71 196V197H70ZM73 196V197H72ZM75 196H77V197H75ZM80 196H81V198H80ZM99 196H101L102 198H100ZM107 196V197H106ZM110 196V197H109ZM114 196V197H113ZM117 196V197H118ZM126 196V200L125 199H123V201L125 202H127V204H129V203H131V201L130 202H128L129 200H130V198L131 197H127ZM179 196H180V198L181 197H185L186 198V196H189L190 198H186L187 199V201L185 200V199H179ZM206 196H207V201H206ZM63 200H65V202L67 203L66 205H68V206H70V209H72L73 208V205L71 206V201H75V202H73V203H76L75 205H76V207H75V205H74V207L75 208H77V210H79V211H83V212H85L86 213V211H88V213H93L92 215H95L96 214V216L94 217V220H93V222L94 221H97V222H95L94 224V226H95V230L99 233L100 231H101V233H99V237L98 238H90V240H92V241H90V240H88V238L89 237H86L85 238V236H84V238L83 237H80L81 239H79V237L76 235V233H74V230L73 229H66V228H69V227H72V226H76L77 225V218H75L74 217V215H73V213L74 212H71L70 213V211H69V213L68 214H70V215H65L61 210H59V208L60 207H58L59 205H61L62 203L63 204H65V202H64V200H63V202L60 200V198ZM88 197V198H87ZM92 197H94V200L92 199ZM98 197V198H97ZM116 197V198H117ZM123 197V196H122ZM121 197V198H122ZM156 197H157V199H156ZM163 197V198H162ZM165 197V198H164ZM169 197H171V199L169 198ZM220 197H218V198H220ZM236 197V196H235ZM256 197V198H255ZM6 198V199H5ZM11 198H12V201H10L11 200ZM59 198V199H58ZM69 198H71L69 201H70V203L68 204V200L67 199H69ZM86 198V199H85ZM131 198V199H132ZM169 198V199H168ZM174 198H176V201H177V199H178V202H184L185 204H187V205H185L184 203H182L181 205L182 206H177V204H179L178 202H172V201H175V199ZM240 198V199H239ZM246 200H245V199ZM248 198H250V199H248ZM110 200V204H108L106 207H104L108 202H107V200ZM120 199V198H119ZM118 199V200H119ZM128 199V200H127ZM209 199H210V201L212 202H210L209 201ZM234 199V200H233ZM255 199V200H254ZM6 200V201H5ZM14 200V201H13ZM57 200V201H56ZM82 200L84 201V202H82ZM88 200V201H87ZM151 200V201H150ZM170 200H171V202H170ZM183 200V201H182ZM189 200H192V201H189ZM215 200V201H214ZM5 201V203H3ZM28 201V202H27ZM36 201V202H35ZM48 201V202H47ZM68 201V202H67ZM77 201V202H76ZM163 201H165V203L163 202ZM209 201V202H208ZM221 201L224 203H222L221 204ZM227 201V202H226ZM243 201V202H242ZM249 201V202H248ZM254 201V202H253ZM14 202V203H13ZM58 202V203H57ZM80 202V203H79ZM107 202V203H106ZM126 202H125V205H127L126 204ZM146 202H147V204H146ZM191 202V204H188V203H190ZM193 202V203H192ZM217 202V203H216ZM263 202V203H262ZM8 203V204H7ZM43 203V204H42ZM61 203V204H60ZM106 203V204H105ZM161 203V204H160ZM173 203L175 204L176 203V206L174 207V205H173ZM195 203V204H194ZM209 203H210V205L212 204L213 206H211L212 208H213V210H212V208L210 209V205H209ZM220 203V204H219ZM227 205H226V204ZM257 203V204H256ZM262 203V204H261ZM17 205V207H16V205ZM59 204V205H58ZM103 204H105L104 206H102ZM112 204V205H111ZM167 204V205H166ZM184 204V205H183ZM208 204V205H207ZM220 206H219V205ZM255 204V205H254ZM82 205V206H84L85 205V208L84 207H82V209L81 208H79L80 206ZM97 205H98V207H97ZM110 205L112 206V208L110 207ZM151 205V206H150ZM180 205V204H179ZM190 205H192L191 207H190ZM207 205V206H206ZM224 207L223 209H219L220 207L222 208V206ZM225 205H226V207L228 208L227 210H226V207H225ZM229 205H230V207H229ZM234 205V206H233ZM13 206V207H12ZM48 206H49V208H48ZM79 206V207H78ZM86 206H89V207H86ZM95 206V207H94ZM100 206H101V210H100ZM144 206H146V207H144ZM147 206H148V209L149 210H146L147 209ZM215 206H219V208H217V207H215ZM233 206V207H232ZM250 207V209H248L249 207ZM56 207V208H55ZM104 207V208H103ZM111 208L112 210H110L109 208ZM116 207H114V208H116ZM177 207L179 208V209H177ZM207 207V208H206ZM260 207V208H259ZM12 208H14V209H12ZM19 209L20 208V210H18L17 211V209ZM22 208V209H21ZM31 208V209H30ZM74 208V209H75ZM105 208H106V210H107V208H108V211L107 212H110V213H106L107 215H105L104 213H103V210H105ZM146 208V209H145ZM184 208H186L185 210H184ZM231 210H230V209ZM12 210V212L13 213H15L14 215H13V213H11V210ZM73 209V210H74ZM85 209V210H84ZM87 209V210H86ZM92 209V210H91ZM192 209V210H191ZM207 210V212H206V210ZM209 209L210 210H212V211H216L217 212V210L216 209H219L220 211L221 210H224L223 212H222V215H221V212L220 211H218V212H220L219 213V215L222 217L223 215V217H225V215H226V212H228L229 210V212L228 213H230V215L229 216H231V213L232 212H235V213H237V215L235 214V213H233L232 214V216H231V219H232V221H230V218H228L229 216H227L226 215V217L228 218V220L231 222V223H234V225H233V229H236L237 230V228H238V230H237V232L238 233H236V231H233V229L231 228H229V227H232L231 225L229 226V224H230V222L226 219V221L229 223L226 227H223L222 225H220V224H218L219 223V221L218 220H216L217 218H216V215H215V217L213 216L215 213H209L208 211H209ZM233 209H235V210H233ZM1 210H0V212H1ZM14 210H15V212H14ZM25 210V211H24ZM59 210V211H58ZM73 210H71V211H73ZM76 210V209H75ZM74 210V211H75ZM76 210V211H77ZM106 210H105V212H106ZM125 210V209H124ZM146 210V211H145ZM189 210H191V212L188 211ZM205 210V212H203ZM245 210V211H244ZM27 211V212H26ZM56 211V212H55ZM61 211V212H60ZM91 211V212H90ZM119 209L118 208H116V211L114 212V214H112V215H114V216H120V217H123V216H125V214H124V212L123 211H119ZM197 211V212H196ZM242 211H244V212H242ZM250 211H253L252 213L250 212ZM11 213V215H10V213ZM31 212V213H30ZM198 212H199V214H198ZM211 212V211H210ZM225 212V213H224ZM117 215H116V214ZM121 213V214H120ZM140 213V214H141ZM190 213H192V214H194V213H197L198 214V216H199V218L200 219H197V215H193L192 216V214H191V216H190ZM207 213H209V215L207 214ZM227 213V214H228ZM245 213H247L246 215H245ZM250 213V214H249ZM263 213V212H262ZM17 214V215H16ZM102 214H104V216L102 215ZM120 214V215H119ZM126 214V215H127ZM208 215V216H206V215ZM241 214V215H240ZM249 214V216H247ZM259 214V215H258ZM13 215V216H12ZM123 215V216H122ZM203 215H205L204 216V218H201ZM214 217H212V216ZM235 215H236V218H235ZM256 216V218H254L255 216ZM259 217H258V216ZM71 216H73L74 218H72ZM107 216V217H106ZM178 216V217H177ZM201 216V217H200ZM241 216V217H240ZM248 218H247V217ZM252 216V219H250L249 217H251ZM22 217V218H21ZM65 217H67V218H65ZM147 217V216H146ZM181 217H182V219H181ZM197 219H195V218ZM205 217H207V218H205ZM242 218V219H240V218ZM68 218H70V219H68ZM128 217H126L125 216V218L123 217V218H121L122 220H126ZM130 218V217H129ZM135 218V217H134ZM170 219V222H174V224L172 225V227L170 226L172 223H170V222H168L167 223V221H169V219ZM180 218V219H179ZM210 218H213L212 220L213 221H210L211 219ZM237 218H239L240 220H238ZM262 218V219H261ZM96 219V220H95ZM120 219V218H119ZM120 219V220H121ZM201 219H206V222L203 220V222L205 223V225H204V223H202V220ZM208 219H210L209 221L212 223V222H214V220H216V221H218V222H214L215 223V225H220V228L218 227V226H214V223L212 224V226H211V229H210V224L211 223H209V221H207ZM236 219V220H235ZM255 219V220H254ZM256 219H258V220H256ZM31 220V221H30ZM43 220V221H42ZM69 220H71V221H69ZM135 220V219H134ZM144 220H146L145 222L146 223H143L144 222ZM200 220H201V222H200ZM235 222H234V221ZM238 220V221H237ZM243 220H244V222H243ZM249 220V221H248ZM251 220H253V221H251ZM3 221V223L4 222H7V223H1ZM66 221L69 223V222H72V224L70 225V224H68V223H66ZM136 221L137 220H135V222L134 223H136ZM155 221H160L159 222V224H160V226L158 227V223H155ZM180 221V222H179ZM195 221H199L198 223H200L199 225H201V226H199L198 225V223H193V222H195ZM257 221L259 222V223H257ZM11 222V223H10ZM64 222V223H63ZM149 222H150V224L153 222V224H152V228H154V230L153 229H151V226H150V224H149ZM186 222V223H185ZM238 222H240V225L242 226H240L239 227V223ZM241 222H242V224H241ZM249 222V223H248ZM35 223V227H33L34 224ZM46 223V224H45ZM162 223V224H161ZM165 223V229H166V225L167 226H170V227H167V229H166V231H165V229H164V227H161V225L163 226V224ZM177 223V224H176ZM190 223L192 224V227H190L191 225H190ZM248 223V224H247ZM253 223V224H252ZM6 224V225H5ZM24 224V225H23ZM51 224H52V226H51ZM57 224V225H56ZM74 224V225H73ZM179 224V225H180ZM194 224H196L195 226H194ZM238 224V225H237ZM245 224V225H244ZM252 224V226L254 225V226H256V227H254L253 226V228H252V226H250ZM262 224V225H261ZM3 225V226H2ZM27 225H28V229H23V227L25 228V227H27ZM31 225V226H30ZM70 225V226H69ZM154 225V226H153ZM197 225L199 226V227H197ZM260 225H261V227H260ZM30 226V227H29ZM65 227V228H63V227ZM67 226V227H66ZM112 226V227H111ZM134 226V225H133ZM141 226H144L143 228H145V230L144 229H142V228H139V227H141ZM203 226V227H202ZM237 228H236V227ZM257 226H259V227H257ZM18 227V228H17ZM96 227H97V229H96ZM156 227H158L157 229H156ZM175 227V228H174ZM177 227H178V225H177ZM180 227H182L181 225H180ZM193 227H195V230H194V228ZM204 227H208L207 229L206 228H204ZM218 229H217V228ZM222 227V228H221ZM99 228H100V230H99ZM213 228H215V229H213ZM240 228V229H239ZM250 228H251V231L253 230V232H251L250 231ZM256 228V229H255ZM16 229H17V231H16ZM24 230V232H23V230ZM148 231H147V230ZM170 231H169V230ZM178 229V228H177ZM185 229V230H184ZM198 229V230H197ZM219 229L220 230H222V232H217V231H219ZM259 229H261V230H263V231H261V230H259ZM9 230V231H8ZM27 230V231H26ZM37 232H36V231ZM72 231L73 232V234L76 236V237H74V235L72 234V232H70V231ZM119 230V231H118ZM121 230H123L124 232L121 234L120 233V231ZM125 230H127L126 232H125ZM173 230H175V233H173V235L171 234L172 232H174ZM182 230H184V231H182ZM195 231V234H193L194 233V231ZM200 230V232H201V230H202V234L203 235H207V236H203L201 233H199V232H197V231H199ZM208 230V231H207ZM217 230V231H216ZM257 230V231H256ZM26 231V232H25ZM63 231V232H62ZM70 232V233H68V232ZM144 232L143 234L141 233V235L139 236V234H140V232ZM170 232L169 234H171L170 236H168L169 234H168V232ZM203 231H204V233H203ZM206 231V232H205ZM210 231H212V232H210ZM240 231V232H239ZM247 231H248V233H247ZM96 232V233H97ZM127 232H132L133 234L131 235V234H127ZM164 232V233H163ZM180 232V234H181V237L179 236V238L181 239L182 238V235H183V237H184V234H183V232L185 233V235L187 236V237H189L188 239L186 238V236L184 237V238H186V239H182L184 242H182L181 243V240L179 241V239L177 238L178 237V233ZM215 232V233H214ZM225 232V233H224ZM227 232H230V233H227ZM234 232V233H233ZM251 232V233H250ZM255 232H258V236H256V233ZM262 232V233H261ZM36 233V234H35ZM39 233V234H38ZM97 233V234H98ZM117 233V236L119 237H117L115 234ZM135 233H136V235H135ZM166 233V234H165ZM192 233V234H191ZM216 233H217V235L218 234H220V236H216ZM221 233H222V235H221ZM227 233V234H226ZM233 233V234H232ZM249 233H250V236H251V239H253V241L250 239V237H249ZM255 233V234H254ZM22 234H24V235H22ZM27 234H29L28 236H26ZM33 234V235H32ZM35 234V235H34ZM72 234V235H71ZM118 234H120L121 236H123V237H120ZM126 234V235H125ZM150 234V235H149ZM164 234V235H163ZM178 234V235H177ZM211 234H214V235H211ZM227 235V236H224V235ZM232 234V235H231ZM262 234V235H261ZM15 235V236H14ZM127 235H130V236H132V239L134 238V235H135V240L134 241H136L137 239L139 240V242H138V240L136 241V242H134L132 239H131V237H129V236H127ZM167 236V238H166V236ZM177 235V236H176ZM200 235H201V237H200ZM209 235L211 236V237H209ZM231 236V237H229V236ZM233 235H236V236H233ZM39 236H41L40 238H39ZM125 236H127V237H125ZM147 236V237H146ZM149 236V237H148ZM164 238V236H165V240H162L163 238ZM176 236V237H175ZM199 238H198V237ZM260 236V237H259ZM22 237H23V239L26 237H28V241L27 240H22ZM38 237V239H40V241L37 239L36 240V238ZM100 237H102V238H100ZM117 237V239H115V240H113V238H116ZM125 237V239H123ZM139 237H141V238H139ZM172 237H175V238H177L178 240H176V239H174V238H172ZM193 238V240H192V238ZM194 237H197L198 239H205V241H207V242H202V244H201V242L200 241H203V240H196L195 242H194ZM206 237L208 238V239H206ZM213 237V240H219V237H220V240L218 241V242H216L217 243V245L215 244V241H213V240H211L210 238H212ZM223 237V238H222ZM244 237V238H243ZM246 237V238H245ZM18 238V239H17ZM25 238V239H26ZM32 238V239H31ZM65 238H67V239H65ZM71 239V241H69L70 239ZM73 238H75V239H77L78 241H76V240H74ZM128 238H129V240H128ZM146 238H148V239H146ZM161 238V239H160ZM174 241H172L171 239ZM197 238H195V239H197ZM214 238H217V239H214ZM223 239V241H222V239ZM230 238V239H229ZM239 238H242V239H239ZM12 239V240H11ZM13 239H14V241L16 242H14L13 241ZM62 239H63V241H65V243H63L62 242ZM83 239H84V241H83ZM119 239L121 240L120 241V243H121V245L119 244V246H115V245H118L117 243L119 242ZM127 239V240H126ZM132 241H131V240ZM144 239V240H143ZM151 239V240H150ZM172 241V242H170V240ZM190 239V240H189ZM210 239V240H209ZM224 239H227V240H224ZM229 239V240H228ZM232 239V240H231ZM75 242H74V241ZM88 240V241H87ZM123 240V241H122ZM125 240V241H124ZM150 240V241H149ZM162 242H161V241ZM167 240H169V241H167ZM178 241V243L176 242V241ZM188 242V240H189V244L186 242V241ZM191 240L194 242H191ZM231 240V241H230ZM239 240H241V241H239ZM255 240V241H254ZM257 240V241H256ZM260 240H262V241H260ZM24 241V242H23ZM29 242V243H27V242ZM34 241H36L35 243H34ZM47 241V242H46ZM60 241V242H59ZM68 243H67V242ZM85 242L86 244H82V243H80V242ZM117 242V243H113V245H114V249H113V246H111L112 245V242ZM141 241H142V243H141ZM145 242V244H143L144 242ZM148 241L151 243V242H153V243H151L152 244V246L154 245V244H156L155 245V248H151V247H149V246H151V245H148V247L147 246H145V245H147V243H148ZM165 241V242H164ZM209 241H211V242H209ZM222 241V242H221ZM13 242V243H12ZM26 242V244H27V246L29 245V244H32L31 246L29 245V248H31V249H28L27 250V248L28 247H26V244H24L25 246H23V243H25ZM33 242V243H32ZM75 243L74 245H73V243ZM77 242V243H76ZM90 242V243H89ZM167 242V244H165ZM168 242H170L169 243V245H170V247H169V245H168ZM191 242V243H190ZM214 242V243H213ZM250 242V243H249ZM61 243H63V245H61ZM67 243V244H66ZM92 243V244H91ZM134 243V244H133ZM136 243V244H135ZM149 243V244H150ZM164 243V244H163ZM187 243V244H186ZM197 245H196V244ZM198 243H200L199 245H198ZM207 243V247L205 246V244ZM225 243H227V244H229V245H225ZM232 243V244H231ZM234 243H235V246L233 247V245H234ZM248 243V244H247ZM255 243V244H254ZM257 243H259V244H257ZM17 244V245H16ZM19 244V245H18ZM22 244V245H21ZM60 244V245H59ZM72 244V245H71ZM80 244H82V245H80ZM139 244V245H138ZM140 244H141V247H140ZM163 244V245H162ZM174 244H176V246L174 245ZM178 244V245H177ZM184 244H186V245H184ZM192 244H194V245H192ZM208 244H210V247L208 246ZM214 244H215V246H214ZM219 244H221V245H219ZM246 244V245H245ZM34 245V246H33ZM137 245H138V247H137ZM145 247H144V246ZM182 245H184L185 247H186V249L185 248H183L182 249V247H180V246ZM187 245H188V247H187ZM190 245H192L193 246V248H192V250H191V248L189 249V247H190ZM219 245V246H218ZM256 245V247H253V246H255ZM25 247V248H22V247ZM69 246V247H68ZM71 246H73V247H71ZM82 246H83V248H82ZM97 246V247H96ZM174 248H173V247ZM180 247V249H178L179 247ZM183 246V247H184ZM194 246H197V247H194ZM204 246V247H203ZM214 246V247H213ZM218 246V247H217ZM237 246H239V247H237ZM258 246V247H257ZM263 246V247H262ZM21 247V248H20ZM67 247V248H66ZM81 247V248H80ZM110 247H112V248H110ZM154 247V246H153ZM172 247V248H171ZM176 247H178V248H176ZM202 247V248H201ZM206 247V248H205ZM216 247V248H215ZM220 247V248H219ZM222 247V248H221ZM237 247V248H236ZM247 247L249 248V247H251L252 249V253H251V255H250V252H251V250H250V248L249 249H247ZM259 247H260V249H259ZM32 248H36L38 251H36L35 252V250L34 249H32ZM145 248H147L146 250H144ZM176 248V249H175ZM243 248V249H242ZM256 248H258L257 249V251L255 250ZM19 249H22V250H19ZM140 249H142V250H140ZM173 249V252H174V249H175V252H174V255H173V253L171 254V250ZM185 249V250H184ZM187 249H189V250H187ZM216 249V250H215ZM223 249V251H221ZM231 250V252H229L230 250ZM17 250H19L20 252L22 251V253H25L24 255L22 254L21 255V253H18L17 252ZM26 250H27V254H26ZM34 250V251H33ZM76 250V251H75ZM112 250H113V254L114 255H117V256H114L112 253H110V252H112ZM144 250V251H143ZM167 250V251H166ZM168 250H169V252H168ZM178 250H180V252H181V254H182V256H184V258H182V260H180L181 259V257L182 256H180L181 254L180 253H178ZM182 250V251H181ZM189 252H187V251ZM198 250H200V251H198ZM209 250L211 251V253L209 252ZM220 250V251H219ZM225 250H227V252L225 251ZM247 250H250V251H247ZM256 252H255V251ZM23 251H25V252H23ZM30 251H32V252H34L35 253V255H31V253H30ZM67 251V252H66ZM73 251V252H72ZM167 252L166 254H165V252ZM177 251V252H176ZM206 251H207V253H206ZM213 251H214V254L215 253H218V254H220V255H214L213 256ZM215 251H218V252H215ZM233 251H235L234 253H233ZM241 251H240V253H241ZM242 251V252H243ZM262 251V252H261ZM13 252H15V254H12ZM44 252V253H43ZM48 252V253H47ZM76 252V253H75ZM80 252V253H79ZM184 252H186V254L183 253ZM201 252V253H200ZM226 252V253H225ZM229 252V253H228ZM34 253H32V254H34ZM41 253H43V256H42V254ZM45 253H46V255H45ZM65 253H68V254H66V256L67 257H64L65 256V254L63 255V254ZM72 253V254H71ZM96 253V254H95ZM97 253H98V255H97ZM178 253V254H177ZM204 253V254H203ZM209 253H210V255H212V256H210L209 255ZM9 254H10V257H14L15 255L17 256V257H19L18 255L20 254L21 256H20V259H21V261L19 262L18 260H17V262H15V260L16 259H19V258H17V257H14V258H16V259H14V258H11V260L13 259V261L11 262L10 261V259H8V256H9ZM11 254H12V256H11ZM18 254V255H17ZM41 254V255H40ZM49 254H51V255H49ZM177 254V255H176ZM180 254V255H179ZM203 256H202V255ZM28 255V256H27ZM45 255V256H44ZM49 255V256H48ZM63 255V256H62ZM78 256L79 257V255L81 256L80 257V260L78 261H76V259L74 258V257H76V256ZM101 255V256H100ZM171 256V258H170V262L168 261V259H169V257ZM250 255V256H249ZM27 257L26 259H27V261H25L26 259H23L22 257ZM70 256L71 257H73V258H71V259H75V261L76 262H74V260H71L70 259ZM164 256H169L168 258L166 257V259H165V257ZM217 256H219L218 258H217ZM254 256V257H253ZM7 257V258H6ZM9 257V258H10ZM35 257H37L36 259H35ZM77 257V258H78ZM83 257V258H82ZM164 257V258H163ZM178 257H180V259H178ZM213 257V258H212ZM253 257V258H252ZM46 258V259H45ZM176 258L179 260V261H177L176 260ZM35 259V260H34ZM42 259V260H41ZM49 259V260H48ZM50 259L52 260V261H50ZM62 259V260H61ZM159 259V260H158ZM190 259V260H189ZM252 259V260H251ZM46 260V261H45ZM214 260V261H213ZM238 260V261H237ZM244 260H247V261H244ZM40 261H42V262H44V263H42V262H40ZM69 261V262H68ZM73 263H72V262ZM157 261H159L158 263H156ZM236 261V262H235ZM243 261V262H242ZM258 263H257V262ZM15 262V263H14ZM58 262V263H57ZM112 262V263H111ZM256 262V263H255ZM67 263H65V264H67ZM78 263V264H79ZM233 263V264H234ZM239 263V264H240ZM229 264H231V263H229ZM250 264H252V262L250 263Z\"/></svg>",
    "mask_w": 264,
    "mask_h": 264
},
{
    "label": "bare ground",
    "instance_id": "2",
    "mask_svg": "<svg viewBox=\"0 0 264 264\" xmlns=\"http://www.w3.org/2000/svg\"><path fill=\"white\" fill-rule=\"evenodd\" d=\"M6 1H7V0H6ZM6 1H5V2H6ZM11 1H12V0H11ZM36 1H37V0H36ZM73 1H74V0H73ZM73 1H72V2H73ZM77 1H82V0H77ZM77 1H76V2H77ZM87 1H88V0H87ZM97 1H99V0H97ZM97 1L95 0V2H97ZM133 1H134V0H133ZM148 1H149V0H148ZM148 1H147V2H144V3H145L146 5H147V3L150 4L151 1H150V2H148ZM160 1H161V0H160ZM186 1H187V0H182V1H180V3H181V7L185 6V5L182 6V4H183V3L185 4ZM192 1H193V0H192ZM213 1H214V0H213ZM215 1H216V0H215ZM235 1H236V2H235ZM237 1H238V0H234V2H230V1L225 2L226 4H224L223 6H222V4H221V6H220V7H217V8L213 7V6H215V5H208V4H209L208 2H207L208 4H204V3H202V4H200V5L195 3L196 5H194V6L192 5V7H188L187 9L184 7L185 9H183V12L181 13L182 10L180 11L181 14H179V11H178V16L180 17L179 19L176 18V17H175L176 19H175V18H174V19H173V18L168 19V18H170V17H173L172 14H174V12L171 13V12H172V9H171V12H170V10H169V13H171L172 16H170V17L166 16V18H167V19H166V18L164 17V15L160 14V15H162V16L164 17V19H163V18H160V19H161L160 23H159V20H158L159 18H158V17H157L158 19H156V20H157V22L159 23V26H160V25H163L164 27L170 28V29H172V30L175 29V30H177V31H181V32H179V33H182V32H185V33H186V32H187V34H188V33L192 32L193 29H194L193 33H194V34H198V33H200V35H201V33L204 34V33L206 32V30H208V26L211 24L212 21H214V22L217 21V24H215V25H218V26H221V25L223 26L224 24H227V25L229 26L231 21L240 20V22H239L237 25H234V26H233V28H235V30L233 31V28H232V29H230L229 31H230V32L233 31V34L236 33V32H239V33L241 32V33H242V30H241V29H243V28L245 27V25H243V23H246L245 20H243V23L241 22V19H242L243 15H244V11H243V10L249 8V9H251V10H254V12H255V10L257 9L256 6L259 5V4H260V5H261V4H264V3H257L256 6H255V4H254V7H252V6H253V2H252V5H250L249 2H245V1H247V0H245V1L243 0L244 2H243V1H240V0H239V2H237ZM259 1H260V0H259ZM13 2L16 3L17 1L15 2V0H13ZM19 2H21V0H20ZM22 2H23V1H22ZM40 2H42V4H43V5L41 6V8L39 7L40 12H42L44 15L49 14L48 17L51 18V15L54 13L53 10H54V8H55V7H54V8L52 9L51 6H56V5H57L56 3H58L59 0H41ZM40 2L38 1V2H34V3H37V4H38V3H40ZM60 2H61V1H60ZM85 2H86V1H85ZM85 2H84V0H83V3H82V4H84ZM95 2H94V0H93V3H92V4H94ZM102 2H103V1H102ZM135 2H137V1H135ZM163 2H164V1H163ZM163 2H161V3H163ZM168 2H169V1H168ZM168 2H166V4H167ZM171 2H172V0H171ZM182 2H183V3H182ZM187 2H188V1H187ZM187 2H186V3H187ZM193 2H194V1H193ZM204 2H205V0H204ZM209 2H210V0H209ZM1 3H2V2H1ZM1 3H0V4H1ZM10 3H11V2H10ZM10 3H7V4L11 5ZM28 3H29V2H28ZM32 3H33V1H32ZM77 3H78V2H77ZM80 3H81V2H80ZM133 3H134V2H133ZM175 3H176V2H175ZM175 3H174V4H175ZM177 3H178V1H177ZM211 3L213 4V2H211ZM222 3H223V2H222ZM255 3H256V2H255ZM12 4H13V3H12ZM40 4H41V3H40ZM55 4H56V5H55ZM72 4H75V2H73ZM72 4H71V5H72ZM82 4H81V5H82ZM86 4H87V3H86ZM86 4H85V5H86ZM98 4H99V3H98ZM126 4H127V3H126ZM149 4H148V5H149ZM151 4H152V3H151ZM157 4H159L158 1H157ZM174 4H173V5H174ZM187 4H189V3H187ZM2 5H3V4H2ZM2 5H1V6H2ZM16 5H17V4H16ZM38 5H39V4H38ZM38 5H37V6H38ZM78 5H79V3H78ZM81 5H80V8L77 7V9H79L78 11H80V9L85 10V11L88 10V9H90V8L88 7L89 4L86 5V6H87V9L84 8V7H86V6L83 7L84 9L81 8V7L83 6V5H82V6H81ZM90 5H91V4H90ZM99 5H100V4H99ZM99 5H98V6H99ZM219 5H220V4H219ZM1 6H0V7H1ZM6 6H7V5L5 4V7H6ZM11 6L13 7L14 4L11 5ZM57 6H59V4H58ZM61 6H62V7L60 8V10H64V9H62V8H63V5H61ZM65 6H66V5H65ZM138 6H139V5H138ZM154 6H156V5H154ZM154 6H153V7H154ZM157 6H159V5H157ZM160 6H161V5H160ZM162 6H163V10H165V11L168 9L167 7H166L167 9H165V8H164V5H162ZM162 6H161V8H162ZM167 6L169 7V5H167ZM177 6L179 7L180 4H178ZM216 6H217V5H216ZM250 6H251L252 8H250ZM261 6H262V5H261ZM263 6H264V5H263ZM2 7H4V6H2ZM2 7H1V8H2ZM5 7H4V8H5ZM16 7H18V6H16ZM35 7H36V4H35ZM59 7H60V6H59ZM66 7H69L67 10H69V9L72 8L71 6H68V5H67ZM66 7H65V8H66ZM70 7H71V8H70ZM122 7H123V6H122ZM125 7H126V6H125ZM141 7L143 8V4L141 5ZM170 7H171V6H170ZM186 7H187V6H186ZM4 8H3V9H4ZM8 8H10V6L7 7V9H8ZM48 8H49V10H48ZM74 8H75V7H74ZM123 8H124V7H123ZM144 8H146V7L144 6ZM144 8H143V9H144ZM161 8L159 7L160 10H161ZM171 8H172V7H171ZM175 8H177V7H175ZM3 9H0V10H2L3 13L5 12V14H7V12H6L7 9H6V10L4 9L5 11H3ZM13 9H14V8H13ZM50 9H51V10H50ZM57 9H58V8H57ZM57 9L55 8V10H57ZM95 9H96V8H95ZM99 9H100V8H99ZM103 9H106V8H103ZM103 9H102V10H103ZM110 9H111V8H109V10H108L109 12H112V11L115 10V9H114V10L111 9V11H110ZM118 9H120V8L118 7L117 10H115L116 13H113V12H112V13H113V14H116V15H117V13L120 14V13L118 12ZM128 9H129V8H128ZM135 9H136V6H135ZM137 9H138V7H137ZM139 9H140V8H139ZM150 9H151V8H150ZM152 9H153V8H152ZM179 9H180V8H179ZM181 9H182V8H181ZM237 9H239V10L237 11ZM259 9H260V8H259ZM11 10H12V8H11ZM32 10H36V9L34 8V9H32ZM32 10H31V11H32ZM60 10H58L59 13H56V14L59 15V14H60ZM74 10H75V9H74ZM91 10L93 11L94 9H91ZM102 10H100V11H102ZM122 10H123V9H122ZM131 10H132V9H131ZM131 10H130V11H131ZM146 10H147V8H146ZM174 10L177 11V9H174ZM174 10H173V11H174ZM9 11H10V10H8V12H9ZM31 11H30L29 14H31ZM36 11H37V10H36ZM58 11H57V12H58ZM89 11H90V10H89ZM97 11H98V10H97ZM100 11H98V13H99ZM106 11H107V10H106ZM115 11H114V12H115ZM136 11H137V10H136ZM138 11H139V10H138ZM142 11H143V10H140V12H142ZM144 11H145V10H144ZM144 11H143V12H144ZM148 11H149V10H148ZM158 11H159V10H158ZM158 11H155V12L153 11V12H154V15H153V14H152V15H148V14H147V15H148V16H151L150 19H152L153 17H155V14L158 13ZM256 11H258V10H256ZM62 12H63V11H62ZM65 12H66V11H65ZM67 12H68V11H67ZM81 12H82V11H81ZM93 12H94V11H93ZM95 12H96V11H95ZM145 12H147V11H145ZM149 12H150V11H149ZM159 12H160V11H159ZM161 12H162V11H161ZM167 12H168V11H167ZM261 12H262V11H260V13H261ZM13 13H15V12H13ZM16 13H17V12H16ZM89 13H92V12L90 11ZM96 13H97V12H96ZM96 13H95V14H96ZM98 13H97V14H98ZM102 13H105V12L103 11ZM107 13H108V12H107ZM112 13H111V14H112ZM131 13H133V12H131ZM138 13H139V12H138ZM169 13H168V14H169ZM176 13H177V12H175V16H177ZM257 13H258V12H257ZM0 14H2V13L0 12ZM8 14L10 15V12H9ZM8 14H7V17H9ZM34 14L36 15L37 13H34ZM40 14H41V13H40ZM40 14H39V13L37 14L38 17H39ZM43 14H41V15H43ZM56 14H55V16H56ZM61 14H62V13H61ZM61 14H60L59 16H61ZM81 14H82V13H81ZM84 14H87V13H84ZM105 14H106V13H105ZM142 14H144V16H143V19H144V17L146 16V13H142ZM142 14L140 13L139 16H138V14H137V16H138L139 18H137L136 14H135L134 16H136V17H132V18H137V19L141 20V19H140V16H142ZM165 14H166V13H165ZM12 15H14V14H12ZM15 15H16V14H15ZM35 15H34V16H35ZM41 15H40V17L43 18L44 16H41ZM58 15H57V16H58ZM64 15H65V14H64V12H63V15H62V16L64 17ZM88 15H89V14H88ZM92 15H93V13H92ZM125 15H126V14H125ZM127 15H128V14H127ZM129 15H130V14H129ZM160 15H159V17H160ZM254 15H255L254 17L257 16L255 13H254ZM258 15H259V14H258ZM2 16H3V15H2ZM2 16H1V17H2ZM27 16H28V15H27ZM30 16H31V15H30ZM62 16H61V17H62ZM99 16L103 17L104 14L101 15V13H100ZM99 16H98V17H99ZM117 16H119V15H117ZM130 16H133V15H130ZM130 16H129V17H130ZM148 16H147V17H148ZM152 16H153V17H152ZM156 16H157V15H156ZM32 17H33V16H32ZM35 17H36V16H35ZM35 17L32 18V19H34V22L37 20V19H35ZM38 17H36V18H38ZM48 17H47V18H48ZM66 17H67V15H66ZM66 17H65V18H66ZM106 17H107V16H105V18H106ZM127 17H128V16H127ZM147 17H145V19H148V18H149V17H148V18H147ZM251 17H253V16H251ZM258 17H259V18H258ZM258 17H257V18L260 20V15H259ZM2 18H5V19H6V16H3ZM2 18H0V19H2ZM9 18H10V17H9ZM52 18H55V17L53 16ZM52 18H51V19L48 18V19H49V20H52ZM59 18H60V17H59ZM59 18H56V19H59ZM65 18H64V19H65ZM99 18H100V17H99ZM105 18L100 19V21H101V20L105 21ZM118 18H119V17H118ZM118 18H115V19H118ZM122 18H123V17H122ZM257 18H255V19L258 20ZM27 19L29 20V18H27ZM32 19H31V20H32ZM56 19H55V20H56ZM62 19H63V18L60 19L61 22H62ZM92 19H93V18H92ZM120 19H121V18H120ZM120 19H119V20H120ZM126 19H128V18H126ZM129 19H130V18H129ZM137 19H136V21H137ZM162 19H163V20H162ZM165 19H166V20H165ZM177 19H178V20H177ZM247 19H248V18H247ZM251 19H252V18H251ZM28 20H27V21H28ZM39 20H40V19H39ZM42 20H43V19H42ZM42 20H41V21H42ZM44 20H45V19H44ZM46 20H47V19H46ZM65 20H67V23H68L69 20H68V19H65ZM88 20H89V19H88ZM96 20H98V19H95V21H96ZM108 20H109V19H108ZM134 20H135V19H134ZM152 20H153V21H149V20H145V21H149V24H150V22H154V21H155V19H152ZM164 20H165V21H164ZM211 20H212V21H211ZM2 21H3V23L5 22L4 19H3ZM13 21H14V20H13ZM52 21H53V20H52ZM72 21H73V20H72ZM110 21H112V20H110ZM113 21H114V19H113ZM136 21H135V23H136ZM201 21H202V24H204V25H202V24L200 23ZM209 21H210V22H209ZM16 22H17V21H16ZM34 22H33V23H34ZM42 22L44 23V21H42ZM42 22L40 23V21H39V22H38V20L36 21V23H39V24H41V25H45L44 27H46V24H45V23H46V22H49V21L47 20L44 24H42ZM53 22H54V21H53ZM63 22H65V21H63ZM90 22H91V21H90ZM98 22H99V20H98ZM98 22H97V23H94V25H95V24L98 25L99 23H100V24H103V23H101V22H99V23H98ZM115 22L117 23V20H116ZM128 22H129V21H128ZM133 22H134V21H133ZM138 22H139V21H138ZM143 22H144V20H143ZM203 22H204V23H203ZM236 22H238V21H236ZM247 22L249 23V21H247ZM250 22H251V23H249V24L247 23V25L250 26L253 30H255V29L258 27V26L255 27V23H254V22H256V21H255V20H254V21L250 20ZM5 23H6V22H5ZM8 23H9V22H8ZM8 23H6V25H7ZM19 23H20V22H19ZM26 23H27V25H28V22L24 21V24H26ZM29 23H30L29 26H31V25H32V24H31V21H30ZM57 23H58V20H57L56 23L54 22V24H53V23H52V24L55 25V24H57ZM91 23H93V22H91ZM154 23H155V22H154ZM158 23H157V25H158ZM199 23L201 24V25H200V28H201V29H200V30L198 29L199 32H196V33H195V31H197V29L195 30V28L197 27V25H198ZM220 23H221V24H220ZM231 23H232V22H231ZM256 23H257V22H256ZM9 24H10V23H9ZM9 24H8L7 26H4V28H7L6 30H9L8 28L11 29V27H13V26H11L12 22H11L10 25H9ZM58 24H59V23H58ZM58 24H57V25H58ZM64 24H65V23H64ZM88 24H89V22H88ZM88 24H87V25H88ZM110 24H111V22H110L108 25H110ZM113 24H114V23H113ZM119 24H120V23H119ZM147 24H148V23H147ZM151 24H153V23H151ZM155 24H156V23H155ZM219 24H220V25H219ZM0 25H1V22H0ZM12 25H14V24H12ZM15 25H16V24H15ZM15 25H14V29L16 30L19 26H17V28H15ZM20 25H21V24H20ZM37 25H38V24H37ZM48 25H49V23H48ZM57 25H55V26H53V27H56ZM67 25H69V23H68ZM70 25L72 26V23H71ZM70 25H69V26H70ZM90 25H91V24H89V26H90ZM94 25H93V28H94ZM96 25H95V26H96ZM104 25L106 26V24H104ZM133 25H134V24H133ZM138 25H139V24H137V26H138ZM140 25H141V23H140ZM247 25H246V26H247ZM9 26H10V27H9ZM34 26H36V25H34ZM60 26H61V24H60ZM60 26H59V27H60ZM65 26H66V25H65ZM65 26H64V27H65ZM85 26H86V25H85ZM89 26H88V27H89ZM91 26H92V25H91ZM91 26H90V27H91ZM100 26H101V25H100ZM112 26H113V25H112ZM116 26H117V25H116ZM145 26H146V25H145ZM163 26H162V27H163ZM213 26H214V25H213ZM218 26H216V27L218 28ZM225 26H226V25H224V27H225ZM0 27L2 28L3 26H0ZM23 27H24V26H22L21 28H23ZM25 27H26V28H29V27H27L26 25H25ZM32 27H33V25H32ZM38 27H39V26H38ZM40 27H41V26H40ZM44 27H41V28H44ZM48 27H49V26H48ZM51 27H52V26H51ZM61 27H62V26H61ZM74 27H75V26H74ZM96 27H98V26H96ZM109 27H111V26H109ZM114 27H115V25H114ZM114 27H113L112 29L108 28V30H111L110 32H112V30H113V31L116 30V32L119 33V32L122 31V29H123L122 24H121V26L119 25V26L117 27V29L115 28V30H114ZM128 27H129V25L127 26V28H128ZM130 27H132V26H130ZM133 27H135V26H133ZM138 27H140V26H138ZM142 27H143V26H142ZM4 28H3L2 30H5ZM35 28H36V27H35ZM41 28H40V29H41ZM56 28H57V27H56ZM65 28H67V27H65ZM93 28L91 27V29H92V30H91L92 33H93ZM100 28H101V27H100ZM105 28H106V27H105ZM214 28H215V27H214ZM214 28H211V29L215 31ZM222 28H223V27H222ZM222 28H220V29H222ZM248 28H249V27H248ZM259 28H260V27H259ZM261 28H262V27H261ZM19 29H20V28H19ZM37 29H38V28H37ZM37 29H36V30H37ZM40 29L37 30V31H39L38 34H37V35L39 36V38L41 37V36H40V31H41ZM49 29H50V27H49ZM52 29H53V28H52ZM57 29H58V30H57ZM57 29H56V31H58L59 33H60V31H61V32L63 31V33H62V37H61V35L59 36V35H58V32H57V36L60 37V40L57 41V44H58L59 47H56V48H55V46H54L55 50L57 49L55 53L53 52V49H54V48H52V50L50 49V50L52 51V54H53V53H54V54L52 55V54H51V51H50V54H51L52 56L48 57L47 62L44 61L43 63L41 62V61L43 60V58H42V57H40V58L37 57V56H38V53H39V51H40V47H39V45H38L39 42H38V44H36V43H35V44H30L29 42H25V41H30V40H25V41H24V40L22 39L23 37H22V38L20 37L22 40H21L20 38L17 37L18 41H19V39H20L21 43H20V42H17V44H18V43H20V44H19L18 46H15L14 49L11 48V49H13V53H12V54H13V56H15V58H16V60L13 58V60H15L16 65L20 68V67L24 66L25 63L30 64V63H33L34 61H37V64H38L37 66H40V70H42V71H46L48 74H50V77H51V78H53V79L56 80V79H59L60 76H62V75H63V76L66 75V74L68 73V72H66V71H69V70H70V68H68L69 70H67V68L65 67V65L62 66V67H63V70L65 71V72L62 73V74L59 73V72H56V71H55V69H56L55 67H54V68H55L54 70H52L53 68L50 69V66H51V65H55V64L58 62L59 56H60V57H61V56H62V57L64 56V58L67 57V58H66V61H67L68 58H69V60H70V62H71V65H73L72 63H74V62H75V63H78V62H79V64H82V63H84L86 60H88V59H86L87 57H89V58L91 57V56H89L88 52H83V51H82V52H83V53H82L83 55H84V53H86V55L88 54L87 57H86L85 55L83 56V55L80 54V53L78 54V52H79L78 50H82V49H81V48H82V42H81V39H82V38H80V40H79V37H81L80 35H78V36H79L78 38L75 37L76 34H75V32H73V33L75 34V35H73V33L71 32L72 29H71L70 27H68V29H71V31H70V30H66V29H64L65 31H64V30H61L62 28L60 29V31H59V28H57ZM74 29H75V28H74ZM74 29H73V30H74ZM95 29H96V28H95ZM95 29H94V30H95ZM98 29H99V27H98ZM125 29H126V28H125ZM131 29H132V28H131ZM136 29H137V27H135L134 31H135ZM140 29H141V27L139 28L138 31H140ZM211 29H209V30H211ZM220 29L218 28V30H220ZM228 29H229V28H228ZM6 30H5V31H6ZM44 30H45V32L48 31V29H47V30L44 29ZM44 30H43V33H45ZM54 30H55V29H54ZM78 30H79V29H78ZM88 30H89V28H88ZM143 30H144V29H143ZM204 30H205V32H204ZM224 30L226 31V29H224ZM11 31L13 32V30H10V31H8V32L6 31V34L10 32L9 34L13 35V34L11 33ZM25 31H27V29H26ZM29 31H31V30L29 29L27 32H29ZM49 31H52V30H49ZM56 31H55V33H56ZM76 31H77V29H76ZM97 31H98V30H97ZM99 31H100V29H99ZM144 31H145V30H144ZM214 31L211 32L212 34L209 33L210 31H207V32L210 34V38H211L212 35H214V34H213ZM245 31H246V33L243 32L242 34H244V33L247 34V31H248V30H245ZM249 31H250V32H249ZM249 31H248V33L251 34V30H249ZM0 32H1V30H0ZM27 32H25V34H26ZM35 32H36V31H35ZM35 32H32L33 34H31V35L33 36ZM41 32H42V31H41ZM87 32H88V31H87ZM94 32H96V31H94ZM110 32H108V33H110ZM125 32H126V31H124L123 34H125ZM132 32H133V31H132ZM174 32H175V31H174ZM207 32H206V33H207ZM216 32H218V31L216 30ZM216 32H215V33H216ZM220 32L224 34L223 31H220ZM227 32H228V31H227ZM227 32H226V33H227ZM230 32H228V33H230ZM22 33H23V32H22ZM30 33H31V32H30ZM30 33H29V34H30ZM49 33H50V32H48V34H49ZM55 33H52V35H54ZM71 33H72V35H71ZM88 33H89V32H88ZM92 33H89V34L91 35ZM108 33H107V38H108V35H109ZM118 33H117V36L119 35ZM120 33H121V32H120ZM128 33H129V32H128ZM154 33H155V32H154ZM175 33L178 34V32H175ZM226 33H225V35H223V34H219V33H216V35L218 34V35H220V36L223 35V36L226 37ZM262 33H263V32H262ZM3 34L6 35L5 32H4V33L2 32V35H3ZM27 34H28V33H27ZM29 34H28V35H29ZM77 34H78V33H77ZM98 34H99V32L97 33V35H95V38H96V36L99 37ZM121 34H122V33H121ZM130 34H131V33H130ZM190 34H192V33H190ZM209 34L207 35V37L209 36ZM236 34H237V33H236ZM7 35H8V34H7ZM14 35H16V34H14ZM19 35H21V34H19ZM31 35H30V36H31ZM37 35H35V36H37ZM41 35H42V34H41ZM85 35H87V33H86ZM90 35H89V36H90ZM105 35H106V33H105ZM112 35H113V33H112ZM112 35L110 34L111 39H112ZM125 35H126V34H125ZM144 35H145V34H144ZM148 35L150 36V34H148ZM148 35H147V36H148ZM181 35H184V33H182ZM198 35H199V34H198ZM205 35H206V34L202 35V36H204V37L201 36L202 38L200 37V40H202L203 38H205ZM216 35H215V36H216ZM231 35H232V34H231ZM231 35H229L228 37H226V39H225V37H224L222 40L225 39V41L227 42V38L229 39V37H230ZM234 35H235V34H234ZM234 35H233V37H234ZM251 35H252V34H251ZM256 35H257V37H258L259 34H256ZM260 35H261V34H260ZM38 36H37V37H38ZM48 36H49V35H48ZM92 36H93V38H94V35H93V34H92ZM100 36H101V35H100ZM102 36H103V34H102ZM102 36H101V40H102ZM110 36H109L108 43L111 42V41H110V40H111V39H110ZM113 36H114V35H113ZM115 36H116V34H115ZM115 36H114V37H115ZM119 36H120V35H119ZM137 36H138V35H137ZM140 36H141V35H140ZM140 36H138V39H143V37H142L143 35L141 36L142 38H140ZM145 36H146V35H145ZM151 36H152V35H151ZM176 36H178V35H176ZM190 36H191V35H190ZM192 36H193V35H192ZM192 36H191V37H192ZM194 36H195V35H194ZM215 36H213V37H215ZM223 36H221V38H222ZM237 36H238V35H236L235 38H236ZM240 36H241V34H240ZM247 36H248V34H247ZM263 36H264V35H263ZM13 37H14V36H13ZM43 37H44V36H43ZM43 37H42V38H43ZM50 37H51V35H50ZM55 37H56V36H54L53 38H55ZM82 37H83V36H82ZM84 37H85V36H84ZM84 37H83V38H84ZM105 37H106V36H105ZM105 37H104V38H105ZM120 37H121V36H120ZM123 37L125 38L124 35H122V38H123ZM171 37H172V36H171ZM187 37H189V36H187ZM191 37H190V39H191ZM195 37H196V36H195ZM195 37H194V39H195ZM216 37H217V36H216ZM231 37H232V36H231ZM233 37H232V38H233ZM248 37H249V36H248ZM253 37H254L253 40H255V38L257 39V37H255L254 33H253ZM253 37H252V38H253ZM2 38H3V37H2ZM5 38H7V37H5ZM5 38L0 39V42H1L2 40L4 41ZM15 38H16V36H15ZM26 38H27V37H26ZM42 38H40V39H42ZM51 38H52V37H51ZM51 38H48V39H51ZM89 38H92V37H88V36H87V39H89ZM104 38H103V40H104ZM145 38H146V37H145ZM198 38H199V37H197L196 39H198ZM219 38H220V37L218 36L216 39L214 38V40L217 41V39H219ZM235 38H234V40H236L238 37H237L236 39H235ZM240 38L242 39V41H244V38H245V37H244V38H243V37H239V40H240ZM249 38H250V37H249ZM9 39L16 40V39H13L12 37H10ZM45 39H46V38H45ZM45 39H44V40H45ZM56 39H59V38L56 37ZM99 39H100V38H99ZM105 39H106V38H105ZM113 39H114V38H113ZM118 39H119V38H118ZM146 39H147V38H146ZM187 39H188V38H186V40H187ZM194 39H193V41H194ZM196 39H195V40H196ZM205 39H206V38H205ZM212 39H213V38H211V40H208V41L211 42ZM258 39H259V38H258ZM260 39H261V37H260ZM12 40L10 41L11 43H13ZM51 40H52V39H51ZM54 40H55V39H54ZM144 40H145V39H144ZM153 40H154V39H153ZM229 40H230V39H229ZM234 40H233V41H234ZM248 40H249V39H248ZM248 40H246V42H247ZM7 41H9V40H7ZM22 41H24V42H22ZM91 41H93V40H91ZM91 41H90V42H91ZM97 41H100V40H98V38H97ZM119 41H121V38H120ZM136 41H137V40H136ZM181 41H182V39H181ZM183 41H185V40H183ZM189 41H190V40H189ZM191 41H192V40H191ZM193 41H192V42H193ZM198 41H199V40H198ZM205 41H206V40H205ZM216 41H215V44H216ZM219 41H220V40H219ZM225 41H223V42L226 44ZM231 41H232V40H230L229 42H230L231 44H233ZM32 42H36V41H32ZM48 42L50 43L49 40H48ZM53 42H54V41H51L52 44H53ZM102 42H103V41H102ZM139 42H140V40H139ZM175 42H176V41H175ZM178 42H179V41H178ZM178 42H176V44H177ZM192 42H191V43H192ZM202 42H203V41H202ZM202 42H201L200 44H202ZM212 42H213V41H212ZM229 42H228V43H229ZM244 42H245V41H244ZM244 42L242 43V45H245V44L247 45V43L244 44ZM250 42H252V41H250ZM253 42H254V41H253ZM255 42H256V40H255ZM255 42L253 43V45H254V44H257V43H255ZM257 42L259 43L260 41L257 40ZM3 43H5V41H4ZM11 43H10V45H11ZM49 43H48V44H49ZM54 43H56V42H54ZM93 43H95V42H94V41L92 42V45L94 46ZM97 43L100 44L99 42H97ZM112 43L114 44L115 42H112ZM117 43H118V42H117ZM191 43H190V44H191ZM195 43H197V42H195ZM207 43H209V42H207ZM213 43H214V42H213ZM217 43H218V42H217ZM219 43H221V41H220ZM219 43H218V45H219ZM224 43H222V44H224ZM228 43H227V44H228ZM234 43L237 44V40H236V42H234ZM239 43L241 44L240 41L238 42V45H240ZM263 43H264V42H263ZM1 44H2V43H1ZM1 44H0V45H1ZM5 44H6V43H5ZM5 44H4V49H6V45H7V44H8V48H10V47H9V42H7L6 45H5ZM103 44H104V42H103ZM124 44H125V43H124ZM130 44H131L130 47L134 45V44H132V43H130ZM135 44L138 46L137 42H135ZM139 44H140V43H139ZM172 44H175V43L173 42ZM176 44H175V47H174V45H173V46L170 45V46H171L172 48H174V51H176V54H177V51L180 52V49L183 48V44H182L181 42L179 43V44L182 45V48H180V47L177 46V47L179 48V50H178V48H176ZM179 44H177V45H179ZM187 44H188V43H187ZM198 44H199V43H198ZM203 44H204V42H203ZM203 44H202V45H203ZM205 44H206V43H205ZM211 44H212V43H211ZM215 44H214V45H215ZM227 44H226V46H227ZM231 44H230V45H231ZM235 44H234V45H235ZM248 44H249V43H248ZM259 44H260V43H259ZM261 44H262V43H261ZM45 45H46V44H45ZM49 45H50V44H49ZM53 45H56V44H53ZM89 45H90V43H89ZM101 45H102V44H101ZM101 45H100V46H101ZM104 45H105V44H104ZM119 45H120V44H119ZM126 45H127V44H126ZM126 45H125V46H126ZM136 45H135V46H136ZM191 45H192V44H191ZM193 45H194V44H193ZM206 45H207V44H206ZM228 45H229V44H228ZM234 45H233V47L236 46V48H232V47H228V46L225 47L224 45H223L224 47H221V45H220L219 47H220L221 49L218 50L219 54H214V53H212V54H214V55L210 54V57H209L208 61H207L205 64L208 65V66H209V65H211V66H212V65L216 66L217 64H222V65H223V64H225V62L231 61V60L234 59V58H235V59H238L237 57H238L239 54H240L239 51H240L241 48H239L240 46L237 47L238 45H235V46H234ZM253 45H251V46H253ZM257 45H258V44H257ZM262 45H263V44H262ZM13 46H14V45H13ZM56 46H57V45H56ZM102 46H103V45H102ZM179 46H180V45H179ZM210 46H211V45H210ZM210 46H209V47H210ZM251 46H250V47H251ZM258 46H260V45H258ZM263 46H264V45H263ZM2 47H3V46H2ZM85 47H86V46H85ZM88 47H89V46H88ZM90 47H92V46L90 45ZM90 47H89V48H90ZM95 47H96V46H94V50H95ZM187 47H188V46H187ZM189 47H190V45H189ZM198 47H199V45H198ZM201 47H202V46H201ZM201 47H200V48H201ZM205 47H207V46H205ZM212 47H213V46H212ZM243 47H244V46H243ZM243 47H242V51L245 50V49L243 50ZM250 47H249V48H250ZM255 47H256V45H255ZM8 48H7V49H8ZM92 48H93V47H92ZM96 48H97V47H96ZM99 48H100V47H99ZM118 48H119V46H118ZM125 48H126V47H124V49H125ZM135 48H136V47H135ZM135 48H134V49H135ZM138 48H139V47H138ZM184 48H185V46H184ZM193 48L196 49V47L192 46V48H190V50L192 49V51H194L195 49L193 50ZM200 48H199V49H200ZM256 48H257V47H256ZM260 48H261V47H260ZM260 48H259V49H260ZM0 49H1V48H0ZM7 49H6V50H7ZM83 49H85V48H83ZM86 49H87V51H90L91 48L88 49V48L86 47ZM128 49H129V48H128ZM175 49H177V50H175ZM204 49H205V48H204ZM209 49H211V48H209ZM217 49H218V47H217ZM253 49H254V48H253ZM253 49H252V50H253ZM48 50H49V49H48ZM55 50H54V51H55ZM104 50H105V49H104ZM130 50H131V49H130ZM182 50H183V49H182ZM187 50H188V49H187ZM214 50H215V49H214ZM247 50H248V47H247ZM249 50H250V49H249ZM9 51H10V50H8V51H6V52H8V53L10 54ZM45 51H46V50H45ZM45 51H44V52H45ZM76 51H77V52H76ZM116 51H117V49H116ZM120 51H122V49H121V50L119 49V53H121ZM124 51H125V50H124ZM170 51H171V50H170ZM170 51H169L168 53H170ZM172 51H173V50H172ZM198 51H199V52H198ZM201 51H203V49H202ZM201 51L197 49V52L199 53L197 56H201L202 54H204V53H201V55H200V52H201ZM258 51H259V50H258ZM260 51H261V50H260ZM3 52H4V51H1V53H3ZM6 52H5V53H6ZM11 52H12V50H11ZM75 52H76V53H75ZM97 52H98L97 55H99L100 50H98ZM106 52H107V50H106ZM106 52H105V53H106ZM113 52H114V51H113ZM179 52H178V53H179ZM181 52H183V51H181ZM188 52H189V51H187L186 53H188ZM194 52H196V51H194ZM203 52H205V54H206L207 51L205 50V51H203ZM5 53H4V54H5ZM48 53H49V51H48ZM74 53H75V55H73ZM89 53H90V52H89ZM91 53H92V52H91ZM100 53H101V52H100ZM107 53H108V52H107ZM116 53L118 54V52H116ZM122 53H123V52H122ZM153 53H154V51H153ZM153 53H152V54H153ZM155 53H156V57H157V56H158V55H157V52H155ZM168 53H167V54H168ZM172 53H173V52H172ZM172 53H171V54H172ZM191 53H192V52H191ZM207 53H208V52H207ZM209 53H211V52L209 51ZM241 53H242V52H241ZM248 53H249V52H248ZM248 53H244V54H246V59L249 60L250 54H249V57L247 58ZM251 53H252V52H251ZM259 53H260V52H259ZM259 53H258V56H259ZM45 54H46V53H45ZM93 54H94V53H93ZM117 54H116V56H115L116 58L113 59V57H112L113 55L111 56V58H112L113 60L116 59L117 61H119L118 58H117ZM150 54H151V53H150ZM150 54H149V55H150ZM152 54H151V55H152ZM160 54H162V53L160 52ZM176 54H174V55H176ZM183 54H184V53H183ZM192 54H193V53H192ZM194 54H195V53H194ZM205 54L203 55V57H206ZM255 54H256V53H255ZM261 54L264 55L263 52L260 53V55H261ZM2 55H3V54H2ZM29 55H30V57H29ZM31 55H32V56H31ZM34 55H35V58H33ZM39 55H40V53H39ZM55 55H57L58 57H53V56H55ZM163 55H165V54H163ZM174 55H173V56H174ZM179 55L181 56L182 54H179ZM186 55H187V54H186ZM188 55H190V54H188ZM208 55H209V54H207V56H208ZM211 55H212L213 57H212ZM252 55H253V54H252ZM5 56H7V55H5ZM5 56H4V59H5ZM41 56H43V54H41ZM47 56H49V55H47ZM94 56L96 57V54H95ZM104 56H105V55H104ZM118 56H119V54H118ZM123 56L126 57L125 54H124ZM123 56H122V58H123ZM142 56H143V55H142ZM144 56H145V55H144ZM153 56H154V55H153ZM153 56H152V57H153ZM165 56H168V55H165ZM180 56H175V57H179V59L176 58V61H177L180 65H181V63H187V62H189V60L187 61V58H186L187 56H185L184 58L186 59L187 62H184L185 59L183 60V58L181 57V61H180L181 63H180V62L178 61V60H180ZM182 56H183V55H182ZM256 56H257V55H256ZM1 57H2V56H1ZM1 57H0V60H1V62H2V58H1ZM8 57H9V56H8ZM10 57H11V55H10ZM44 57H45V56H44ZM146 57H147V56H146ZM148 57H149V56H148ZM148 57H147V58H148ZM158 57H159V56H158ZM171 57H172V55H171ZM171 57H170V58H171ZM175 57H173L172 59H174ZM233 57H234V58H233ZM260 57H261V56H260ZM6 58H7V57H6ZM11 58H12V57H11ZM41 58H42V59H41ZM102 58H103V57H102ZM102 58H101V59H102ZM108 58H109V57H108ZM111 58H110V59H111ZM120 58H121V57H119V59H120ZM149 58H150V57H149ZM162 58H163V57H162ZM164 58H165V57H164ZM170 58H169V59H170ZM190 58H192V56H191ZM196 58L199 59V57H196ZM255 58H256V57H255ZM255 58H254V59H255ZM4 59H3V60H4ZM7 59H8V58H7ZM60 59H61V58H60ZM90 59H91V58H90ZM97 59H98V58H97ZM97 59H96V60H97ZM103 59H104V58H103ZM125 59H126V58H125ZM151 59H152V58H151ZM159 59H161V58H159ZM169 59H166V60H169ZM172 59H170V61H169L170 64H172V63H171V60H172ZM188 59H189V57H188ZM193 59H195V58H193ZM193 59H192V60H193ZM204 59H205V58H204ZM246 59H245V61H246ZM5 60H6V59H5ZM44 60H45V59H44ZM69 60H68V62H69ZM106 60H107V58H106ZM113 60H112V61H113ZM116 60H115V61H116ZM122 60H124V59H122ZM122 60L120 59V61H122ZM146 60H148V59H146ZM182 60H183V62H182ZM192 60L190 59V61H192ZM255 60L257 61L258 59H255ZM76 61H77V62H76ZM91 61H92V59H91ZM98 61L101 62L102 60H101V61H100V60H97L96 62H98ZM107 61H109V60H107ZM115 61H114V63H116ZM151 61H152V60H151ZM156 61H158V60H156ZM156 61H155V62H156ZM159 61H160V60H159ZM173 61H174V60H173ZM176 61H174V62H176ZM196 61L201 62L202 59H201L200 61H199V60H196ZM238 61H239V60H238ZM238 61H237V62H238ZM245 61H244V62H245ZM250 61H252V60L250 59ZM10 62H12V61L9 60V63H10ZM103 62L105 63L104 60H103ZM103 62H102V63H103ZM152 62H153V61H152ZM161 62H162V61H160L159 63H161ZM163 62H165V60H163ZM194 62H195V60H194ZM194 62H193V63H194ZM202 62H203V61H202ZM241 62H242V61H241ZM246 62H247V61H246ZM254 62H255V61H254ZM254 62H253V63H254ZM258 62H260V61H258ZM262 62H263V61H262ZM13 63H14V61L12 62V65H13ZM45 63H47V64H45ZM102 63H101V64H102ZM107 63H109V62H106V64H107ZM112 63H113V62H112ZM124 63H125V62H123L122 65H123ZM149 63H150V62H147V64L151 67V65H150ZM166 63L168 64V62L161 63V64H166ZM193 63H192V64H193ZM233 63H234V62H230L229 64L231 65V64H233ZM242 63H243V62H242ZM248 63H249V62H248ZM248 63H247V64H248ZM251 63H252V62H251ZM1 64H2V63H1ZM69 64H70V63H69ZM79 64H78V65H79ZM101 64H100V65H101ZM154 64H155V63H154ZM161 64H160V66H161ZM174 64H175V63H174ZM176 64H177V63H176ZM199 64H200V63H199ZM202 64L204 65V63H202ZM215 64H216V65H215ZM235 64H236V62H235ZM249 64H250V63H249ZM258 64H259V63H257L256 65H258ZM262 64H264V63H262ZM262 64H261V65H262ZM10 65H11V64H10ZM34 65H35V63H34ZM48 65H49V66H48ZM71 65H70V66H71ZM100 65H99V66H100ZM102 65H103V64H102ZM102 65L99 67V69H101ZM117 65H118V63H117ZM125 65L127 66V64H125ZM125 65H124V66H125ZM156 65H157V63H156ZM222 65H221V66H222ZM256 65H255V66H256ZM13 66H14V65H13ZM17 66H16V68H18ZM25 66L28 67V65H25ZM37 66H36V67H37ZM66 66H69V65H66ZM73 66H74V65H73ZM76 66H77V65H76ZM108 66H110V65L108 64ZM124 66H123V67H124ZM130 66H131V65H129V67H125V68H131ZM165 66H166V65H164V68H165ZM169 66H171V65H169ZM178 66H179V65H178ZM178 66H177V67H178ZM190 66H192V65H190ZM196 66H197V65H196ZM217 66H218V65H217ZM225 66H226V65H225ZM225 66H224V67L222 66V67L224 68V69H223L224 71L227 69V67L225 68ZM227 66H228V64H227ZM231 66H232V65H231ZM231 66L229 67V71L231 70V71L233 72V69H234V68L232 69ZM235 66H236V65H235ZM235 66L233 65V67H235ZM245 66H247V65H245ZM31 67H32V66H31ZM36 67H35V69L37 70L38 67H37V68H36ZM48 67H49V68H48ZM74 67H75V66H74ZM77 67H78V66H77ZM94 67H95V66H94ZM104 67H105V66H104ZM104 67H102V68L104 69ZM106 67H107V65H106ZM115 67H117V66H115ZM120 67H121V66H120ZM134 67H135V66H134ZM146 67H147V65H146ZM150 67H149V68H150ZM157 67H158V66H157ZM166 67H167V66H166ZM179 67H180V66H179ZM199 67H200V66H199ZM242 67H244V66H242ZM247 67H248V66H247ZM247 67H246V69H247ZM256 67H257V66H256ZM16 68H15V69H16ZM33 68H34V67H33ZM64 68H66V69H64ZM80 68H81V67H80ZM132 68H133V67H132ZM160 68H161V67H160ZM160 68H159V69H160ZM164 68H163V69H164ZM168 68H169V67H167V69H168ZM188 68H189V67H188ZM191 68H194V69H195V66H194V67H191ZM203 68H204V67H203ZM230 68H231V69H230ZM235 68H237V67H235ZM249 68H250V67H248V69H249ZM253 68H254V67H253ZM258 68H259V67H258ZM260 68L262 69V66H261ZM20 69H21V68H20ZM22 69H23V71H24V69H25V72L28 73V76L30 75V74H29V72H30L29 70H28L29 72H27V69H26V68H22ZM28 69H30V68H28ZM58 69L60 70V68H57V71H58ZM85 69H87V68H85ZM85 69H83L82 72H81V70H80L79 73H75V75H72V77L74 78L75 82H71V81H72V80H71L72 78L70 79L71 76L69 77V80H71L70 82H69L68 80H67V82L64 81V78H63V77L60 78V79L63 80V82H65V83L67 84L68 89H70V88H74V89H76V88L78 87V90H77V91L73 89L74 91H76V92H75V96H76V93H79V92H80V91H79V87H80V86H81V87H82V86L85 87V88L82 87V88H84L85 90H83V89L81 88L83 91H86V88H88V87L91 88V86L94 84V82L92 83L93 78L96 79L98 82H99V81L101 82V79L104 80V79L107 78V77L105 78V76H103V75H102L103 73H101V72H95V73L93 74L92 72L95 71V70H92V71H91V70H85ZM136 69H137V68H136ZM136 69H134V70H136ZM152 69H153V68H152ZM155 69H156V68H155ZM155 69H154V70H155ZM157 69H158V68H157ZM170 69H171V68H170ZM189 69H190V68H189ZM242 69H243V68H242ZM242 69L240 68V70H242ZM244 69H245V68H244ZM246 69H245V72H247ZM250 69H251V68H250ZM17 70H18V69H16V72H18L19 75L21 74V72H22V74H24L22 70H20V71H17ZM31 70H32L33 73H34V70H33V69H31ZM40 70H39V71H40ZM71 70H72V71H69V73L71 72V73L74 74V71H75L74 68L71 67ZM73 70H74V71H73ZM97 70H98V69H97ZM122 70H123V69H122ZM181 70H182V69H181ZM185 70H188V69L186 68ZM191 70H193V69H191ZM211 70H212V69H211ZM220 70H222V68H221ZM223 70H222V72H223ZM237 70H238V69H237ZM39 71H38V72H39ZM42 71H40V72H42ZM61 71H62V70H61ZM101 71H103V70H101ZM118 71H119V69H118ZM128 71L130 72V70H128ZM131 71H132V70H131ZM163 71H166V70H163ZM178 71H179V70H178ZM178 71H177V73H176V72H173V70H171V73L173 72L172 75H170V72H168V73H169V75H170V76H169V77H170V80H171L170 82H173L174 84H179V85H180V84L183 83V81L185 80V77H186V76H187V78L190 77V76H188V74H186V72H185L184 70H182V71H184V73L181 72V71H179V72H178ZM195 71H196V70H195ZM208 71H210V69H209ZM231 71H230V72H231ZM243 71H244V70H242V73H243ZM248 71H249V70H248ZM254 71L257 72L258 70L255 68ZM254 71L251 70L250 73H248V74L251 75L250 77H252V79H253V76H252L253 73H251V72H254ZM259 71L261 72L260 69H259ZM263 71H264V70H263ZM62 72H63V71H62ZM77 72H78V71H77ZM103 72H104V71H103ZM126 72H127V71H126ZM126 72H124V73L127 74L128 72H127V73H126ZM225 72L230 73V72H228V70L225 71ZM235 72H236V70H235ZM260 72H259V74H260ZM30 73H31V72H30ZM35 73H36V72H35ZM35 73H34V74H35ZM105 73H106V72H105ZM130 73H131V72H130ZM130 73H129V74H130ZM156 73H158V72H156ZM159 73H160V71H159ZM165 73H166V72H165ZM165 73H164L163 75L168 74V73H166V74H165ZM189 73H190V71H189ZM196 73H197V72H196ZM236 73H237V72H236ZM236 73H235V74H236ZM263 73H264V72H263ZM22 74H21V75H22ZM37 74L39 75V73H37ZM37 74H36V75H37ZM44 74H45V72H44L43 74L41 73V75H44ZM117 74H118V73H117ZM125 74L123 75V74L121 73L120 76H123V79H125V77H124ZM198 74H199V73H198ZM201 74H202V73H201ZM205 74H206V73H205ZM220 74H222V73H220ZM220 74H219V75H220ZM235 74H234V75H235ZM257 74H258V72H257ZM259 74H258L259 77L256 78L255 80H256V82L258 81L257 83H259L258 85L260 86V83H261V82H264V76H263V75L260 76L262 73H261L260 75H259ZM16 75H17V73H16ZM19 75H17V77H18ZM21 75H20V77H19V78H20L19 81H21V80L23 79V78L21 79ZM25 75H27V74H25ZM41 75H40V76H41ZM142 75H143V74H142ZM190 75H191V74H190ZM228 75H229V74H227V76H228ZM232 75H233V74H232ZM232 75H229V76H231V77L233 78L234 75H233V76H232ZM238 75H240V74H239V71H238ZM241 75H242V74H241ZM3 76H4V75H3ZM34 76H35V75H34ZM46 76H47V75H46ZM126 76H127V75H126ZM129 76L131 77V75H128V77H129ZM156 76H157V75H156ZM161 76H162V75H161ZM161 76H160V77H161ZM166 76H168V75H166ZM197 76H198V75H197ZM227 76H226V77H227ZM236 76H237V75H236ZM242 76H243V75H242ZM246 76H248V75H246ZM17 77L14 76L15 79H16ZM22 77H23V76H22ZM44 77H45V76H44ZM47 77H48V76H47ZM47 77H46V78H47ZM50 77H48V78H50ZM64 77H65V76H64ZM67 77H68V76H67ZM128 77H127V79H128ZM139 77H140V76H139ZM162 77H163V76H162ZM220 77H222V76H220ZM239 77H240V76H238V78H239ZM256 77H257V76H256ZM25 78H27V77L25 76ZM25 78H24V79H25ZM28 78H32V76H30V77H28ZM28 78H27V79H28ZM41 78H43V77H41ZM51 78H50V81H49L47 84L54 83L53 80H52V82H51ZM121 78H122V77H121ZM131 78H132V77H131ZM140 78H141V77H140ZM157 78H158V77H157ZM187 78H186V79H187ZM227 78H228V77H227ZM234 78H235V77H234ZM248 78H249V76H248ZM15 79H14V81H15ZM24 79H23V82H24ZM129 79H130V78H129ZM129 79H128V80H129ZM141 79H142V78H141ZM141 79L139 80V79L134 78V79H133L132 81H130V82H140V83H141V82H142ZM147 79H148V78H147ZM164 79H165V78H164ZM188 79H189V78H188ZM223 79H224V78H223ZM5 80H7V79H5ZM16 80H17V84H18V83H19V82H18V78H17ZM37 80H38V79H37ZM41 80H42V79H40V81H41ZM44 80L46 81V79H44ZM74 80H73V81H74ZM107 80H108V78H107L105 81L107 82ZM130 80H131V79H130ZM156 80H157V81H156ZM156 80H155V82L159 83V82H158L159 79H156ZM160 80H161V78H160ZM160 80H159V81H160ZM162 80H163V79H162ZM165 80H166V79H165ZM165 80H164V81H165ZM249 80H251V79L249 78ZM8 81H9V79H8ZM32 81H33V80H31V81L29 82V79H28V82H27V83H30V84H29V87H30V85L32 86V84H33ZM40 81H39V82H40ZM47 81H48V80H47ZM144 81H145V80H144ZM149 81H150V80L148 79V81L146 80V81H145L144 83H142V84H145V86L147 87V86L151 83V82H149ZM167 81H168V77H167ZM167 81H166V82H167ZM186 81H187V80H186ZM251 81H252V80H251ZM1 82H2V81H1ZM1 82H0V85H1V88H2L3 83H1ZM4 82H5V81H4ZM21 82H22V81H21ZM25 82H26V81H25ZM34 82H35V81H34ZM36 82L38 83V81H36ZM50 82H51V83H50ZM63 82H62V81L60 82V80H59V81H58V80L55 81L54 86H56V87H54L53 85H52L53 87H49V86L46 85V84H45L46 86L41 85V89H42L43 86L45 87V88L43 87L44 89L42 90V92L45 90V91H44V92L46 93L45 96H48V95L52 94L54 91H58L59 86H61V87L64 86V87H63V90H64V89L66 88V84H65V83L63 84ZM68 82H69V83H68ZM110 82H111V81H110ZM120 82H121V81H120ZM124 82H125V80H124ZM130 82L128 81V82H126V83H129V84H130ZM168 82H169V81H168ZM249 82H250V81H249ZM256 82L254 81V84H252L251 82H250V83L254 86V85L256 84ZM10 83H12V85H14L16 82L13 83V80H12V82H10ZM27 83H26V86H27ZM43 83H44V82H43ZM90 83H92V84H90ZM103 83H105V82L103 81ZM103 83H102V85H103ZM108 83H109V82H108ZM108 83H105V84L107 85ZM153 83H154V82H153ZM173 83H172L170 89H172V87L174 86ZM19 84H20V83H19ZM40 84H41V83H39V86H40ZM74 84H75V85H74ZM88 84H90V85H88ZM146 84H148V85H146ZM9 85H11V84L7 83L8 88H6L7 86L4 85V87L6 88V90H4V89L2 88V89H3V92H5V94H2L3 92H2V93L0 92V107H1V110H2V109H5V108H3L4 106L2 107V105H5V107H6V106H11V102H12V101L10 102V100L7 99V97L9 96L10 93L15 94V93L12 92V91L16 90V88H17V86H16V84H15L16 88H15V89H12V91H11V90H10V87H12V85H11L10 87H9ZM33 85H34V84H33ZM35 85H36V84H35ZM94 85H96V87H95ZM94 85H93L94 89H95V88L97 89V88L99 87V85H98L97 83H95ZM111 85H112V84H111ZM153 85H154V84H153ZM159 85H161V84L159 83ZM165 85H166V83H165ZM168 85H170V84H168ZM168 85H167V86H168ZM252 85H249V87H252ZM15 86H13V87H15ZM18 86H19V85H18ZM22 86H24V85L22 84ZM50 86H51V85H50ZM70 86H71V87H70ZM72 86H73V87H72ZM86 86H87V87H86ZM100 86H101V84H100ZM123 86H124V85H122L121 87L124 89L125 87H123ZM143 86H144V85H143ZM151 86H152V85H150L149 88H150ZM154 86H155V85H154ZM194 86H195V85H194ZM262 86L264 87V85H262ZM75 87H76V88H75ZM128 87H129V86H128ZM157 87H158V86H156V87H151L150 89H151V91L153 90L152 88H154V89L156 90ZM168 87H170V86H168ZM178 87H179V86H178ZM178 87H177V89H178ZM187 87H188V86H187ZM208 87H209V86H208ZM256 87H257V86H256ZM256 87H255V88H256ZM1 88H0V89H1ZM20 88H21V86H20ZM25 88H26V87H24V89H25ZM36 88H37V87H36ZM36 88H35V89H36ZM105 88H107V87L105 86ZM133 88H134V89L130 88L129 90H125V89H124L125 92H122V95H121V96L119 95V97H118V95H116V94H117L120 90H119V91L117 90L118 92H115L116 94H114V95H116V97H117L116 99L119 98V101L117 100V102L122 106V108H121V110H122V114H121L122 117H121L120 115H119V116L117 115V116H118V120L121 118L120 121H122V122H123V121H127V120L129 121L130 119H128V117H129V118L131 117V119H134V121H135V122L133 121V122H134L133 125H131V124H132V123H131V124H130L131 126H128L127 128H123V127L120 126L121 123H120L119 121H114V122H115L114 124H113V123L110 124V125H112V127H110V129H108V127L105 126V127H102L103 129H102V128L100 129L102 132L99 131L100 133H98V131H97L96 133H97L98 135L101 134V133H103V132L105 133V134L103 133V135L101 134L102 136H98V135L95 133L97 137H96V136L93 137V135H90V136H89L88 134L86 135L85 132L82 133V132H83L82 129H81L82 132H80V131H79L80 125L83 124L82 122H83V121L85 122V120H87V119H90V122H91V120H93V125H95V124H97L95 121H98L102 116H103V118H105V117H106V116H105L106 114H110V113H111L110 115H112V113H113V111H114L115 109H113L112 112H111V111H108V109H107V111H105V110H104V107H105V106L107 107V105H105V106L102 105V103H103L104 100L101 101L102 103L100 102L101 105H102V106H101L100 103L98 102L99 100L97 99L98 101L95 100V101H97V102L99 103V104L97 103V104L99 105V107H97V109H92V110L90 109V110H87V108H86V110H85V108H82V109H84V112L80 109V110L83 112V113H82V112L77 111V110L75 109L76 107H74V105H73V102H74V101H70V98L68 99V100L70 101V102L68 101V103H70L71 105L69 106V105L67 104L68 106H65V107H64V105H66L65 103H67V102H66V99H65V100L62 99V98H63L62 95H61L62 98H60V99H58V97L55 98L56 95H55V97H54V96H50V97H52V98L54 97V98L51 99V100L49 101V107L52 106V108H53V110L51 109L52 111L49 110V112L52 113V112H55V111L57 112V111H58V112H60V113L57 112V115L59 114V116H55L56 113H55V114H52V115L54 116V118H50L49 116L46 117V118L48 119V121L53 120V119H55L56 117H58L59 119H61L60 121H62V120H64V119H68V120H67V123H68V121H69V124L66 123V125L64 124L66 121H64V123H63V124H64V125H63L64 127H63V128H62V127H59V126H62V124L59 125V126L55 125V126L58 127V129H54V128L51 127V129H54L55 131L58 130V132H59V135L56 134V135L58 136L57 139H58L59 144H58L57 142H55V143L53 144V146H52V145L50 146L49 144L52 143L53 141H56V140L51 141V140H50L51 137L47 136L48 138H50V139L48 140V141H49V142H48V141H47L48 138L46 137V135H47L46 133H48L49 129H48V130L45 129V131H44V132H45V135H44V132L40 130L41 132L39 131L40 133H38V132H37V133H38L39 135L42 133V135H43V137L41 136V137H42V140L46 139L47 142H46L45 140H44V141H45L46 143H45L44 141H42V145H40L39 147L37 146L38 144H37V145L35 144V146L33 145L31 148L28 146V147L30 148V149H28V151H29V153H31V154H29V153H28V154H23L24 152L26 153V152H28V151H24V150L22 151V150H21V146H17L18 142H21V140H23V139H20L19 141L17 140L18 142L14 143V146H15V144H16V146L13 147L12 145H13L14 139L11 138V135H10V140L13 139V141L11 142L12 144L8 141L9 144L11 145V147H13V149L16 148V147H17V148H20L19 150L22 151V152H19V151H18V155L16 156V155H15L16 153H15L14 151H16L17 149H16V150H15V149L12 150V148H9L10 145L7 146L6 149H4L5 146H6L7 143H8V142H7V139H6V142H7V143H6V145L2 146V147H4L3 149H4L5 151L7 150L8 153L10 152V153H9L10 156L12 155V153H15V154H13V156H14V155H15V156L13 157V159H12V156H11V159H10V158H9L10 156L7 154L9 157L6 158V159H4V158L6 157V156H4V155H5V151H4V153H3V152L0 150V151H1L0 153H1V154H2V153L4 154V155H3L4 158H3V159H1L2 157L0 158L1 160H3V161H0V173H1L2 171H5V172H6V171H9V170L12 171V169H14L16 166H19V164H21V163H23V164H32L33 162H44V160H45V158H44V157H45V152L48 153V154L50 155V157H51V155H53V157H54V154H56V153H57L56 156H58L59 154H62L63 159H62L61 163H62V162L64 163V161H66L67 163H69V161H71V162H73V163H77V160H78V161L80 160V154H81L83 157H84L86 154L88 155V153H90V155L93 156V153L95 152L94 154H96V155L98 154V155L95 156V157H99L100 155H99V151H98V150H100V148H103V149L108 148V149H110V152H111V150H112L111 147H113V148L115 149L114 154H106V153H108V152H107V149H105L106 153L104 152V155L106 154V156L102 157V154H101V156H100L99 158H97V159H101V157H102V159L105 160L104 164H106V167H105V165H103V164H102V165H103V169H104V168H106V169H105L103 175L100 173L101 176H99L98 171H96V173L93 174L94 178H92L93 176L91 177L92 180L94 179V182H92V183H94V184H92V185L95 187V188L93 189L94 192H96L97 190H100V191H99L100 194H101V192H102V193L104 192L103 194L105 195V193H107V194H108L109 192L112 193L111 191H112V190L114 191L116 188H117L116 191H118V190L120 189V188H118V187H119L121 181H120V183H119V182H115V181H114V178H115V179H118V178L120 179V177H121V175H122V171H124V170H125V171H128L129 169H131L130 172H131V174H133L134 171L132 172V170H135V171H136L137 169L140 170L142 167L146 166V167H149V168H151V169L154 167V169H155V171H156L157 169L155 168V166H153V162H154V161H152V159H151L150 157H148L149 155H151V156L157 158L158 160H160L159 162L163 163V164H164V165H163L164 167H165V165H166L167 167H168V165H169V167H170L169 169H171L170 164H172V163L175 164V167H176V169H177V172L179 173V174L177 173V175H178V177H179V175H180V178H181L182 176H184L185 174L188 175L187 170H191V169L194 168L196 165H200V164L203 165V166H202L203 169H204V168L206 169V170L204 169L205 172L203 171L202 168L199 169L201 165H200L199 167H197V168L195 167L194 169H195V170H196V169H197V170H198V169H199V170H202L203 172H202V171H201V172L204 173V174L207 172V170H210L211 172L213 171L212 174L215 173V172H217V173H218V172H221L223 169L228 170V171H233V178L230 179L231 182L228 181V183H227L228 185L225 184L226 181H225V182H224V181H220L219 178H218V176H217V178H218V180H219V181H218V180L216 179V177H215V176H216V173H215L214 178H215L216 181L218 182L217 185H216L215 181H214L215 184H213V182H211L212 184H210V183H209V184H210V187H211V185H216L217 188H218V187H219V186H218L219 183H221L222 190H224V191L226 192V194L223 193L222 196H224V194H225V195H226V199L228 198V197H227V196H228V193H230L231 196H234V195H232V194H233L232 192H227V189H223L224 184H225L227 187L230 186V188L233 189V187H231V185L234 186L235 181H237L238 178L240 177L239 174H241V173H238V170H237V169H239V168H237V167H239V166H238V163H241V164H248L249 166H251L252 163H256L257 160L259 161V160H260V159H259L260 157L258 158V156H257L256 154H259L258 151H261V150L264 151V143L260 144L258 147H257V146L252 147L251 145H252L253 143L251 142L252 144L249 145L250 147H248V148L246 149V148H245L246 145H248V144L250 143V142H249V143L247 142L248 144H245V146L243 145L244 148H242V147H239V148H238V150L241 148V149H243V151H242V150H239V151H238V150H237V147H233V148L235 149V150H234V149H231V148H232V147H231V146H232V142L235 141V140L233 139V137H234V135H233L232 139H233L234 141L231 140V142H228V139H227V140H226L227 143L225 142V144L230 143L231 145L228 144V146L230 145L229 147H231V148H229V147L226 145V146H227V149H225V150H228V149L233 150L234 152H233L232 156H233V157H234V156H235V157H241V159L239 158V159H240L239 162L237 161V163L235 162V163L232 164L231 162H233V161H231L232 159L230 158V157H231V156H230V157H229V160H230V159H231V160L229 161V160L227 159L228 161H225L226 163H227V162L229 163L228 166H227V164L225 165L224 162H223L222 160H221V162L217 163V162H215V159H214V160H212V161L214 162V165H213V167H212V164H211L210 162H209V163H210V164H209L208 161H205V158H204L205 156H206V158H207L206 160L209 159V158L207 157V155H204V157H202V159L200 158L201 155L198 156V154H197V156H193V155L195 154V152L198 153L197 151H198L199 147H196V148H198V149L194 152V154H193V152H192L193 155L191 154V156H193V158H192L191 156H189L191 159H190L189 157H188L189 159H186V158H187V157H186V158H185L186 160H185V159L182 157V155H185V154L188 155V154H189V149H188L187 146H186L187 144L185 145L183 142H187L188 139H189V141H191V142H192V140H194V141H195L196 139L198 140V138H196V139L194 138L196 134H195V135H193V134H194V133H197L198 130H201L200 132L204 133L203 128L200 127V125H202L203 123H201V124H199V125L197 124V127L199 126V128H202V129H197V127H196L197 131L195 130L196 132H194L193 134L191 133L192 135H190V138H191V136L194 138V139H191V140H190L189 137H188V139L185 138V139H187V140H185V139H183V138H182V139H183L184 141H183V140H180V137L185 136V135H186L185 132L187 133V131L190 130L189 128L191 127V125H189V127H187V129H186L187 131L183 130V129L186 128V127L181 128V127H183V126H186V125L188 124L187 122H189V121L192 119V116H189V114H187L188 116L186 115V116L183 117L185 120L187 119V118H185V117H188V119L186 120L187 122L185 121L187 124L185 125V123H184V125H183V124H182V126L180 125V126H181V127H180L181 129H179V131H180V130H183V131H185V132H184V134H183L182 136H180V134H182V133L180 132V134L178 135L179 137L177 138L178 140L175 139V138L173 137V136L175 135L176 132L173 133L174 135H170V136H168V135H169L168 130H169L170 128H169V129L167 128V129H168V130H167V134H168V135H166V136H167V137H171V136L173 137L174 141L171 142V143L161 142V141L163 140V138H165V137H161V136H159V135L162 133V132H161L162 130H161V131H158V132H161V133L158 135L159 137H161V140H160V138H158L159 141H158V139L156 138L157 135H156V136H152L153 138H150V139H149V137L151 136V134H150V136L148 137V139H146L147 137H146V135H145V137L143 138L142 136L145 134L146 129H147V130L152 129L151 126H153V125H151V121L153 122L154 119H153V120L151 119V121H150V120L148 119V117H150L151 115H153L154 113H156V110H155V108H154L153 106L150 107L151 103H150L149 101H150V99H152L151 96H150L149 101H148V99H146V101H147L148 103H144L145 105H143L142 102H141L142 104H141L140 102L137 103L138 101H137L136 103H134V102L132 103V100H133L137 95L140 94L139 89H136V90H135L136 87H133ZM174 88H175V87H174ZM17 89H19V88H17ZM21 89H23V88H21ZM27 89H28V86H27ZM27 89H26V91H27ZM41 89H39V90H40L39 92H41ZM123 89H122V91H123ZM147 89H148V87H147ZM158 89H160V87H159ZM158 89H157V90H158ZM256 89H257V88H256ZM258 89H259V87H258ZM66 90H67V88H66ZM66 90H65V91H66ZM134 90H135V91H134ZM155 90H153V91L155 92ZM178 90H179V89H178ZM251 90H252V89H251ZM263 90H264V89L262 88V92H263ZM19 91H20V89H19ZM24 91H25V90H24ZM24 91H23V92H24ZM34 91H36L37 94H39L38 91H37V89H36V90H33V92H34ZM74 91H72V92H74ZM137 91H138V92H137ZM153 91H152V93H154ZM160 91L162 92V90H160ZM166 91H167V90H166ZM175 91H176V90H174L173 92L170 91L169 96H170V94L174 93ZM182 91H184V90H183V87H182V90H180L181 94H183ZM190 91H191V90H190ZM247 91H248V89H247ZM252 91H253V90H252ZM16 92H18V90H17ZM33 92H32V93H33ZM42 92H41V95H42L41 97L44 96V95H43L44 92H43V94H42ZM67 92H68V90L65 92V95H66V96H67L68 94H70L71 91H70L69 93H67ZM147 92H148V91L145 90L144 94H145V93L147 94ZM176 92H178V91H176ZM186 92H187V91H186ZM186 92H184L185 94H183V98L185 97ZM223 92H224V91H223ZM249 92H250V91H249ZM256 92H257V90H256ZM256 92H253V94L256 93ZM20 93H21V91H20ZM25 93H26V92H25ZM32 93H31V95L36 94L35 92H34L33 94H32ZM103 93H104V92H103ZM119 93L121 94V91H120ZM155 93H156V92H155ZM178 93H179V92H178ZM187 93H190V92H187ZM219 93H220V91L217 92V94H218L219 96H220V95H221V96H223V95L225 96L226 94H228V93H226V94L223 93V95H222V94H219ZM221 93H222V92H221ZM251 93H252V92H251ZM251 93H250V94H251ZM257 93L259 94L260 92H257ZM23 94H24V93H23ZM28 94H30V90L28 91ZM63 94H64V93H63ZM73 94H74V93H73ZM73 94H72V95H73ZM84 94H85V92L83 93V95H84ZM156 94H157V93H156ZM159 94H160V93H159ZM162 94H163V93H162ZM162 94H161V95H162ZM165 94H166V93H165ZM213 94H215V93H213ZM250 94H249V96H250ZM16 95H18V93H17ZM25 95H26V94H24V96H25ZM52 95H54V94H52ZM65 95H64V97H65ZM80 95H81V94H80ZM106 95H108V94H105V96H106ZM109 95H110V93H109ZM142 95H143V94H142ZM153 95H155V94H153ZM161 95H160V96H161ZM173 95H174V94H173ZM176 95H177V93H176ZM179 95H180V94H179ZM179 95H178V96H179ZM187 95H188V94H187ZM230 95H231V93H230ZM105 96H104V98H105ZM112 96H113V95H112ZM144 96H145V95H144ZM162 96H163V95H162ZM171 96H172V95H171ZM224 96H223V98H224ZM231 96L234 97V95H231ZM247 96H248V95H247ZM251 96H253V95H251ZM255 96L257 97V94H256ZM255 96H254V97H255ZM260 96H264V94H263V95H262V94H261V95L259 94V97H260ZM41 97H40V98H41ZM48 97H49V96H48ZM48 97H47V98H48ZM50 97H49V98H50ZM67 97H69V96H67ZM108 97H109V96H108ZM108 97H107V98H108ZM208 97L210 98V96H208ZM216 97H218V96H216ZM233 97H231V98H233ZM236 97H237V95H236ZM254 97H253V98H254ZM9 98H10V97H9ZM12 98H13V97H12ZM72 98H73V97H72ZM72 98H71V100H73ZM74 98H75V97H74ZM104 98H103V99H104ZM107 98H106V99H107ZM153 98H154V97H153ZM155 98H156V96H155ZM164 98H165V97L163 96L161 99L165 100ZM168 98H169V97H168ZM172 98H173V97H172ZM172 98H171V100H172ZM176 98H177V97H176ZM179 98L181 99V95L179 96ZM188 98H189V96H188ZM188 98H187V100H188ZM193 98H194V97H193ZM219 98H220V97H219ZM219 98H218V99H219ZM228 98L230 99V96H228ZM253 98H252V99H253ZM61 99H62V101H60ZM108 99H109V98H108ZM173 99H175V98H173ZM205 99H206V98H205ZM214 99H216V98H214ZM218 99H217V100H218ZM221 99H222V98H221ZM234 99L236 100L235 97H234ZM249 99H250V98H249ZM252 99H250V100L253 101ZM254 99H255V98H254ZM261 99H262V98H261ZM263 99H264V98H263ZM263 99H262V100H263ZM100 100H101V99H100ZM109 100H110V99H109ZM109 100H107V102H108ZM156 100H157V99H156ZM156 100H155V102H156ZM166 100L169 101L168 99H166ZM166 100L164 101L165 103H166ZM171 100H170V102H173V100H172V101H171ZM210 100H212V99H210ZM217 100H216V101H217ZM226 100H227V99H226ZM256 100H257V99H256ZM262 100H261V101H262ZM143 101H144V100H143ZM158 101H161V100L158 99ZM179 101H181V100H179ZM203 101H204V100H203ZM216 101H215V102H216ZM244 101H245V100H244ZM251 101H250V102H251ZM259 101H260V99H259ZM259 101H258V102H259ZM261 101H260V102H261ZM89 102H90V101H89ZM89 102H87V100H86L84 103H88V104H89ZM93 102H94V101H93ZM104 102H105V101H104ZM109 102H110V106H111V105H112L111 103H112L113 101H112V102L109 101ZM170 102H169V103H170ZM185 102H187L186 99H185ZM201 102H202V101H201ZM201 102H199V103H201ZM237 102H238V101H237ZM250 102L248 101V103H250ZM256 102H257V101H256ZM263 102H264V100H263ZM94 103H96V102H94ZM115 103H116V101L113 102V106H115V105H114ZM161 103H162V102H161ZM165 103H164L165 106L162 105L163 103H162L161 105H162L163 107H165V109H166L167 107H166V104H165ZM180 103H181V102H180ZM207 103H208V102H206V105H208ZM216 103H217V102H216ZM216 103H215L214 106L217 105ZM219 103H220V102H219ZM228 103H229V102H227V104H228ZM233 103H234V102H233ZM238 103H239V102H238ZM252 103H254V106H255V102L253 101ZM261 103H262V102H261ZM261 103H260V104H261ZM44 104H45V106L47 105L46 103H44ZM44 104L42 103L41 106H43ZM74 104H75V102H74ZM82 104H83V103H82ZM88 104H87V105H88ZM90 104H91V105L93 104L92 101L90 102ZM97 104H96V105H97ZM105 104H106V103H105ZM119 104H118V106L121 107ZM153 104H154V103H153ZM167 104H168V102H167ZM173 104L177 105V102H176V103L173 102ZM181 104H182V103H181ZM185 104H186V103H185ZM209 104H210V103H209ZM211 104H212V103H211ZM31 105H32V104H31ZM34 105L37 106L38 104H34ZM83 105H84V104H83ZM91 105H90V106H91ZM93 105H94L93 108H96L95 104H93ZM98 105H97V106H98ZM108 105H109V104H108ZM116 105H117V104H116ZM161 105H160V106H161ZM170 105H171V103H170ZM175 105H174V106H175ZM178 105H179V103H178ZM198 105H199V104H198ZM223 105L228 106V105H230V104H228V105L223 104ZM223 105H221V106H216L214 109L210 107L211 110L209 109L210 111H207V112H209L208 114L204 113L205 111H204L203 113H204L205 115L209 116L208 118H209L210 122L213 123L214 125H216L215 123H217V124H221V126L219 125V127L222 128V126H223V127L226 128V126H228V125H230V123H232V120H230V121H229L230 123H229V124L227 123L228 125H226V122L228 121V120H227L228 117L230 118L231 116L236 115L237 113H236V114H235V113H232V112H233V109H232V111L228 112L229 110L227 111V109H225V106H224V108H223V107H222ZM235 105H236V104H235ZM235 105L233 106V104H232L233 107H235ZM237 105H238V104H237ZM239 105H240V104H239ZM258 105H259V104H258ZM262 105H263V104H262ZM262 105H260V106H262ZM32 106H33V105H32ZM38 106H39V105H38ZM100 106H101L102 108H100ZM162 106H161V107H162ZM167 106H169V104H168ZM174 106H173V105L170 106V108L167 109V111H168L167 113H170V112H173V111H174V112H173V114H174V113H175V109H174L175 107H174ZM185 106H186V105H185ZM201 106H203L202 103H201ZM211 106H212V105H211ZM256 106H257V105H256ZM14 107H16V106H14ZM17 107H18V106H17ZM17 107H16L15 109H13L12 111L10 110L11 112L5 109V110L7 111V114H5V112H2V111H4V110H2V111L0 110V119L2 118V119L5 121V119L7 120V118H6L5 115H11V114H12L11 116H13V114H14V115L17 117L20 126L22 125L23 128H25V127L27 126V127L31 128V130H33V129L35 130V128L37 127V121H36V120H37V118L39 117L38 114H34L35 112H34V113L31 112V111H33L32 109H31L30 111H29V110H26V109H30L31 107H29V108H26V107H25L26 109H22L21 107H20L19 109H17ZM33 107H34V106H33ZM47 107H48V105H47ZM83 107H84V106H83ZM85 107H86V104H85ZM87 107H89V105H88ZM106 107H105V108H106ZM115 107H116V106H115ZM230 107H231V106H230ZM238 107H240V106H238ZM238 107H235V108H237V110H238ZM6 108H8V107H6ZM9 108H13V107H9ZM23 108H24V107H23ZM37 108H38V107H37ZM41 108H42V107H41ZM43 108H44V107H43ZM89 108H90V107H89ZM89 108H88V109H89ZM98 108H99V109H98ZM110 108H111V107H109V109H110ZM112 108H114V107H112ZM112 108H111V109H112ZM178 108H179V107H178ZM178 108H176V110L179 112ZM183 108H184V107H183ZM183 108H180V109L183 110ZM194 108H195V107H193V109H194ZM196 108H197V107H196ZM247 108H248V107H247ZM260 108H261V107H260ZM47 109H49V108H47ZM116 109H117V108H116ZM161 109H162V108H161ZM163 109H164V108H163ZM165 109H164V110H165ZM240 109H241V107H240ZM240 109H239V110H240ZM250 109H251V108H250ZM253 109H254V108H252V110H253ZM117 110H118V109H117ZM119 110H120V108H119ZM119 110H118V111H119ZM182 110H181V111H182ZM237 110H236V111H237ZM241 110H242V109H241ZM243 110H244V109H243ZM243 110H242V111H243ZM34 111H36V113H37V112H40L41 114H45V113L47 112L46 109L43 110L45 113L39 111L38 109H37V110H34ZM115 111H116V110H115ZM115 111H114V113H115ZM161 111H163V110H161ZM193 111H194V110H193ZM246 111H247V110H246ZM253 111H254V110H253ZM253 111H251V114H249L250 116H252V118L255 117V116L253 117V114H252ZM8 112H10V113H8ZM116 112H117V111H116ZM158 112H159V111H158ZM163 112H166V111H163ZM199 112H200V111H199ZM237 112H238V111H237ZM255 112H256V111H255ZM255 112H254V113H255ZM257 112H258V111H257ZM259 112H260V111H259ZM3 113H4V114H3ZM120 113H121V112H120ZM160 113H161V112H160ZM176 113H177V112H176ZM176 113H175V114H176ZM181 113H182V112H181ZM181 113H180V115H181ZM184 113H185V112H184ZM193 113H194V112H193ZM195 113H198V111L195 112ZM195 113H194V115H193V114H191V115H193V116L195 117V119H196V116L199 115V114L195 115ZM203 113H200V114L203 115ZM241 113H242V112H241ZM248 113H249V112H248ZM261 113H262V111H261ZM261 113H260V114H261ZM16 114H17V115H16ZM46 114H49V113H46ZM103 114H104V115H103ZM158 114H159V113H158ZM163 114L166 115L165 113H163ZM173 114H172V116H173ZM178 114H179V113H178ZM178 114H177V115H178ZM245 114H246V113H245ZM258 114H259V113H258ZM258 114H257V115H258ZM262 114H263V113H262ZM49 115H50V114H49ZM52 115H50V116H52ZM170 115H171V113H170ZM170 115H169V116H170ZM180 115H179V116H176V117H180ZM205 115H204V116H205ZM225 115H228V116L226 117ZM254 115H256V114H254ZM257 115H256V118H258ZM104 116H105V117H104ZM108 116H109V115H108ZM113 116H114V115H113ZM117 116H116V117H117ZM140 116H141V117H140ZM224 116H225V117H224ZM245 116H246V115H245ZM261 116H263V115H261ZM261 116H259V118H260ZM114 117H115V116H114ZM114 117H112V119H113ZM119 117H120V118H119ZM173 117H175V116H173ZM190 117H191V118H190ZM198 117H199V116H198ZM201 117H202V116H201ZM201 117H200V119H201ZM239 117H241L240 114H239ZM13 118H14V116H13ZM139 118H140V119H139ZM171 118H172V117H171ZM189 118H190V120H189ZM223 118H224V119L227 118V119H226L227 121L225 122V124H224V122H223V120H222ZM241 118H242V117H241ZM248 118H249V117H248ZM15 119H16V118H15ZM17 119H16V122H17ZM69 119H70L72 122H71ZM114 119L116 120V118H114ZM114 119H113V120H114ZM126 119H127V120H126ZM159 119L162 120V117L159 118ZM195 119H192V120H195ZM204 119H206V122H207V118H204ZM161 120H160V121H161ZM188 120H189V121H188ZM201 120H202V119H201ZM209 120H208V121H209ZM220 120H221V121H220ZM240 120H241V121H244V120H242V119H240ZM240 120H239V121H240ZM249 120H250V119H249ZM54 121H55V120H54ZM130 121H131V120H130ZM130 121H129V123H130ZM158 121H159V120H158ZM175 121H176V122H175ZM177 121H178V119H177V120L174 119V123H175V124L173 123V125L176 126ZM245 121H246V123H247V120H245ZM94 122H95V124H94ZM180 122L182 123L183 120L181 119V120L179 121V124H180ZM190 122H191V121H190ZM195 122L197 123V121H195ZM195 122L192 123V125H193V124L195 125ZM204 122H205V120H204ZM219 122H223V124H222V123H219ZM237 122H238V120L235 122V124H237ZM262 122H263V121H262ZM51 123H53V122H51ZM51 123H50V124H51ZM163 123H164V122H163ZM167 123H168V125H170L169 127L172 126V125L170 124L171 122H167ZM241 123H243V122H241ZM241 123H240V124H237L236 126L234 125L233 127H232V125H230V127H232V128H230L231 132H230V131H228V132H230L231 134L227 132V130H226L227 128H226V129L224 128L223 131H225L226 133H228V135L230 134V136H232V129H233V133H234V132H235V133H239L238 130H241V129L244 128L245 125H246V124H245V125H242ZM38 124H39V123H38ZM55 124H56V123H55ZM88 124H89V122H88ZM122 124H123V123H122ZM152 124H153V123H152ZM156 124H157V125H156ZM156 124H154V126H158V125H159L157 122H156ZM179 124H177V126H178ZM189 124H191V123H189ZM213 124H212V125H213ZM233 124H234V123H233ZM253 124H254V123H253ZM19 125H17V126H19ZM110 125H109V126H110ZM125 125H127V124H125ZM161 125H163V124H161ZM168 125L166 124V126H168ZM209 125H211V124H209ZM209 125H207V127H208ZM214 125H213L212 128H217L218 125H217L216 127H214ZM225 125H226V126H225ZM254 125H255V126H254ZM254 125H253L254 128L257 127L256 124H254ZM12 126H13V125H12ZM102 126H103V125H102ZM154 126H153V128H154ZM163 126H164V125H163ZM187 126H188V125H187ZM204 126H205V128H206V125H204ZM204 126H203V127H204ZM249 126L251 127V125H248V124H247V127H249ZM2 127H3V126H2ZM49 127H50V126H49ZM57 127H55V128H57ZM81 127H83V126H81ZM150 127H151V128H150ZM160 127L162 128V126H160ZM160 127H159V129H161ZM178 127H179V126H178ZM178 127H177V128H178ZM219 127L217 128V131L215 130L216 133H217V132L220 133V132L222 131V129H220L221 131L218 130ZM228 127H229V126H228ZM261 127H262V126H261ZM261 127H259V128H261ZM263 127H264V126H263ZM11 128H12V127H11ZM21 128H22V127H21ZM21 128H18V127H17V128H16V132L19 133L20 131L18 132L17 130H20ZM23 128H22V129H23ZM40 128H41V127H40ZM40 128H39V129H40ZM60 128H61V129H60ZM65 128H66V129H65ZM86 128H87V127H86ZM88 128H89V127H88ZM155 128H158V127H155ZM155 128H154V129H155ZM164 128H165V127H163V129H164ZM191 128H192V127H191ZM251 128H252V127H251ZM257 128H258V127H257ZM7 129H8V128H7ZM12 129H14V128H12ZM12 129H11V130H12ZM27 129H28V128H27ZM42 129H43V128H42ZM62 129H65V130H62ZM84 129H85V128H84ZM107 129H108V130H107ZM136 129H137V132H138V133L136 132ZM174 129H175V128H174ZM174 129L171 128L170 131H171V130H174ZM207 129H208V130H207ZM207 129H205V131H206V130L209 131L210 128H207ZM244 129H246V130H250V128H249V129H248V128H244ZM244 129H242V130H244ZM261 129H262V130H261L260 132L264 131V128H261ZM23 130H24V129H23ZM23 130H21L22 133H23ZM31 130H30V131H31ZM34 130H33V131H34ZM43 130H44V129H43ZM61 130H62V131H61ZM164 130H166V128H165ZM176 130L178 131V129H176ZM228 130H229V129H228ZM242 130H241V131H242ZM252 130H255V131H256V130H259V129H252ZM4 131H5V130H4ZM9 131H10V129H9ZM9 131H8V132H9ZM25 131H26V129H25ZM46 131H47V132H46ZM60 131H61V132H60ZM84 131H85V130H84ZM106 131H107V132H106ZM192 131H193V130H192ZM215 131H214V132H215ZM223 131H222V132H223ZM6 132H7V131H6ZM13 132H14V131H13ZM171 132H172V131H171ZM171 132H170V133H171ZM173 132H174V131H173ZM189 132H191V131H189ZM200 132L197 133V135H199ZM212 132H213V131H212ZM212 132L210 133V136H211V134H212V135L214 134V132H213V133H212ZM3 133H4L3 135H6L5 132H3ZM22 133H21V137H22ZM33 133H34V132H33ZM37 133H36V134H37ZM51 133H53V131H52ZM51 133H48V135L51 134ZM90 133H91V131H90ZM90 133H89V134H90ZM153 133H154V132H153ZM153 133H152V134H153ZM178 133H179V132H177L176 135H177ZM202 133H201V135H199V136H202ZM205 133H206V136H207V133H208V132H205ZM216 133H215V134H216ZM235 133H234V134H235ZM9 134H10V133H9ZM15 134H16V133H15ZM24 134H25V133H24ZM24 134H23V135H24ZM29 134H30V133H29ZM29 134H28V135H29ZM95 134H94V135H95ZM155 134H156V132H155ZM155 134H153V135H155ZM165 134H166V132H165ZM165 134L163 133V135H165ZM188 134H189V133H188ZM188 134H187V135H188ZM215 134H214V135H215ZM240 134H241V133H240ZM240 134H239V136H240ZM243 134H244V133H243ZM31 135H32V134H31ZM39 135H36L35 137L38 138V137H40ZM104 135H105V136H104ZM147 135H148V134H147ZM161 135H162V134H161ZM176 135H175V136H176ZM221 135H222V134H221ZM221 135H220V136H221ZM224 135L226 136L225 133H224ZM245 135H246V134H245ZM1 136H2V134H1ZM12 136L14 137V135H12ZM24 136L26 137L27 135L25 134ZM54 136H55V135H54ZM222 136H223V135H222ZM235 136H236V134H235ZM237 136H238V135H237ZM4 137H5V136H2V138H4ZM7 137H8V135H6L5 138H7ZM17 137H18V136H17ZM28 137H29V136H28ZM167 137H166V138H167ZM186 137H187V136H186ZM197 137H198V136H197ZM242 137H243V135H242ZM242 137H241V139H242ZM249 137H250V136H249ZM8 138H9V137H8ZM33 138H34V137L32 136V139H33ZM43 138H44V139H43ZM54 138H56V136H55V137H52V139H54ZM121 138H127V139L129 140V142H131V143L128 144L127 142H123V139L121 140ZM137 138H138V139H137ZM208 138L210 139V137H208ZM214 138H215V137H214ZM225 138H226V137H225ZM228 138H229V137H228ZM238 138H239V137H238ZM38 139H41V138H38ZM167 139L169 140V138H167ZM171 139H172V138H171ZM200 139H201V138H200ZM204 139H205V138H204ZM220 139H221V138H220ZM255 139H256V138H255ZM3 140H4V139H3ZM33 140H35V139H33ZM33 140H31V141L33 142ZM168 140H167V141H168ZM175 140H176V141H175ZM197 140H196V141H197ZM222 140H224V139H222ZM222 140H220V141H222ZM245 140L248 141L247 139H245ZM245 140H242V141H245ZM250 140H251V139H250ZM1 141H2V140H1ZM15 141H16V138H15ZM37 141H38V140H37ZM50 141H51V142H50ZM121 141H122L123 143H122ZM189 141H188V142H189ZM196 141H195V142H196ZM236 141H237V140H236ZM236 141H235V143H236ZM238 141H239V140H238ZM238 141H237V142H238ZM3 142H5V141H2V143H3ZM22 142H23V141H22ZM32 142H30V140H29V143H31V145H32ZM35 142H36V141H34L33 144H34ZM38 142H39V141H38ZM43 142L46 144V145L44 144L45 147L43 146ZM87 142H88L89 144H87ZM198 142H200V140H198ZM217 142H218V141H217ZM217 142H216V143H217ZM222 142H223V141H222ZM222 142H221V143H222ZM254 142H255V141H254ZM256 142H257V141H256ZM189 143H190V142H189ZM192 143H193V142H192ZM192 143H191V144H192ZM200 143H201V142H200ZM214 143H215V142H214ZM219 143H220V142H219ZM219 143H218V144H219ZM221 143H220V144H221ZM235 143H234V144H235ZM242 143H244V142H242ZM245 143H246V142H245ZM3 144H4V143H3ZM21 144H22V143H21ZM23 144H24V142H23ZM27 144H28V141H27ZM27 144L25 143V145H27ZM55 144L58 145L59 148H56L57 146L54 148V145H55ZM196 144L199 145V143H195V145H196ZM201 144H202V143H201ZM218 144H215V145L218 146ZM220 144H219V145H220ZM225 144L223 143V145H225ZM1 145H2V144H1ZM1 145H0V146H1ZM19 145H20V144H19ZM48 145H49L51 148L57 149L58 152H57V151H56V152L53 151V153H54V154H53L52 151H51V149H50V151H49L48 148L45 149L46 146H48ZM211 145H212V144H211ZM215 145L213 144V146H211V147H215V148H216L217 146H215ZM253 145H255V144H253ZM23 146H24V145H23ZM41 146H42V147H41ZM220 146H222V145H220ZM233 146H234V145H233ZM2 147H1V149H2ZM24 147H25V146H24ZM43 147H44V149H43ZM79 147H80V148H79ZM98 147H99V148H98ZM126 147H127V148L129 147L130 149L132 148L131 151H133V152H132V153H129V154H128V153L126 154V153L124 152V150L127 149ZM189 147H190V146H189ZM201 147H202V146H201ZM208 147L211 148L210 145H209ZM7 148H8V149H7ZM22 148H23V147H22ZM25 148H26V147H25ZM76 148H78V149H80V150H79V151H76ZM96 148H97V151H94V152L92 153V150H96ZM206 148H207V147H206ZM206 148H202V149H204V150H203V153H204V151L206 152ZM209 148L207 149L208 152H209ZM215 148H214V150H217V153H219V152H218L219 149H215ZM9 149H11V150L8 151ZM23 149H24V148H23ZM26 149H27V148H26ZM103 149H102V150H103ZM114 149H113V150H114ZM133 149H134V150H133ZM200 149H201V148H200ZM223 149H224V146H223ZM244 149H245V150H244ZM113 150H112V151H113ZM212 150H213V148H211L210 151H212ZM221 150H222V149H221ZM221 150H220V151H221ZM12 151H13V152H12ZM44 151H45V152H44ZM193 151H194V150H193ZM222 151H223V150H222ZM96 152H98V153H96ZM126 152H128V151H126ZM139 152H141V154H142V153H143V154L140 156V155H138ZM212 152L214 153V151H212ZM229 152H230V150H229ZM91 153H92V154H91ZM112 153H113V152H112ZM203 153L200 152L199 154H203ZM220 153H223V152H220ZM224 153H227V151L224 152ZM230 153H232V152H230ZM75 154L79 155L78 158H77V156H76ZM83 154H84V155H83ZM215 154H216V153H215ZM215 154H214V155H215ZM64 155L67 156V157H69V159L72 158L73 161H72V159L69 160V161H68V159H67V160H66V159L64 160ZM90 155H89V156H90ZM195 155H196V154H195ZM227 155H228V154H227ZM261 155L264 156V152L260 153V156H261ZM1 156H2V155H1ZM75 156H76V159H77L76 161H74V160H75V159H74ZM202 156H203V155H202ZM208 156H209L210 158H212V156H210V153H209ZM217 156H218V155H217ZM85 157H86V156H85ZM223 157H225L224 154H223ZM60 158H61V156H60ZM60 158H59V159H60ZM182 158H183L184 161H182ZM203 158H204V159H203ZM7 159H10V160H7ZM102 159H101V160H102ZM220 159H222V157H221ZM233 159L235 160V158H233ZM237 159H238V158H237ZM143 160L147 163L146 165H145V162H144ZM261 160H262V159H261ZM53 161H54V160H53ZM210 161H211V159H210ZM219 161H220V160H219ZM50 162H52V161H50ZM71 162H70V163H71ZM157 162H158V161H157ZM58 163H59V164H61V163H60L59 161L57 162V167H58V166L60 167V165H58ZM63 163H62V165H64ZM97 163H98V162H97ZM101 163H102V162H101ZM190 163H191V165H190ZM193 163H194V164H193ZM207 163H208V164H207ZM221 163H222V164H221ZM44 164H45V162L41 165L42 169H41V167H38L37 165H36V167H37L38 169L35 168V169H37V170H36L37 172H38L39 169H41V170H39V172H41V171H43V169H45L44 172H43V173H44L43 178H41V177L39 176V177H38L39 180H40V178L43 180L44 178L49 177V175H50V174H49V175L47 174V173H48V172H47V169H46L45 167L43 168V165H44ZM47 164H48V162H47ZM50 164L54 165L53 163H50ZM50 164H49V165H50ZM87 164H88V163H87ZM95 164H96V163H95ZM118 164H120V167H119V166H118V167L116 166V165H118ZM241 164H239V165L241 166ZM258 164H259V162H258ZM45 165H46V164H45ZM49 165H48V166H49ZM52 165H51V166H52ZM73 165H74V167H75L76 165H78V163H77V164H73ZM73 165L70 164V166H73ZM188 165H190V166H188ZM209 165H210V166H209ZM255 165H256V164H255ZM65 166H66V163H65ZM55 167H56V166H55ZM66 167H67V166H66ZM66 167H65V168H66ZM146 167H145V168H146ZM207 167H211V169H210V168H207ZM244 167H245V166H244ZM244 167H243V168H244ZM255 167H256V166H255ZM31 168H33V167H31ZM47 168H49V167H47ZM136 168H137V169H136ZM145 168H144V170H145ZM172 168H173V165H172ZM247 168H248V170H249V167H247ZM257 168H258V166H257ZM257 168H256V169H257ZM259 168H263V167H259ZM27 169H29V168H27ZM49 169H50V168H49ZM49 169H48V170H49ZM61 169H62V172H64V171H63V167H62ZM251 169H252V168H251ZM14 170H15V169H14ZM30 170H31V169H30ZM68 170H70V169H68ZM71 170H72V169H71ZM138 170H137V171H138ZM141 170H142V169H141ZM148 170H150V169H148ZM171 170H172V169H171ZM173 170H175V168H174ZM192 170H193V169H192ZM195 170H194L193 172L196 174L197 172H195ZM197 170H196V171H197ZM199 170H198V173L200 172ZM241 170H243V169H241ZM245 170H246V169H245ZM248 170H246V171H248ZM51 171H53V170H51ZM58 171H60V169H58ZM65 171H67V170H65ZM100 171H101V170H100ZM155 171L152 170L153 173H157V172H155ZM167 171H168V172H167ZM167 171H166V175L164 174L165 176H167V174H168V176L170 175V174H169V170H167ZM175 171H176V170H175ZM214 171H215V172H214ZM228 171H227V172H228ZM250 171H251V170H250ZM250 171H249V172H250ZM254 171H256V170H254ZM260 171H261V170H260ZM260 171H259V172H260ZM33 172H34V169H33ZM33 172L31 171L30 173L33 174ZM37 172H36V173H37ZM54 172H55V171H54ZM60 172H61V171H60ZM102 172H103V171H102ZM138 172H139V171H138ZM164 172H165V170H164ZM193 172L191 171V173H189V175H188V177H189V180H187V181H188V182H187L188 184H191V182L195 183V180L198 179V178H199V179L196 180V183H197V181H198V182L201 181V180H200V179H201V178H200L201 175H198V176H199V177H198V176L195 175ZM256 172H258V171H256ZM256 172H255V175H256ZM259 172H258V174H260V175H261V174L263 175V173H264V172H263V173H259ZM36 173H34V174H36ZM50 173H51V172H50ZM67 173H68V172H67ZM127 173H128V172H126V176H127V178H129V177L131 176V174H130V176H128L129 174H127ZM136 173H137V172H136ZM136 173H135V174H136ZM142 173H143V170H142ZM142 173H141V175H142ZM192 173H193L194 176H192V175L190 176V174H192ZM223 173H224V172H223ZM243 173H244V172H243ZM243 173H242V174H243ZM251 173H252V171H251L250 173H248V174L251 175ZM253 173H254V172H253ZM5 174H6V173H5ZM13 174H14V173H13ZM21 174H23V173H21ZM28 174H29V171H28ZM28 174H26V175H28ZM32 174H31V175H32ZM37 174H38V173H37ZM51 174H53V173H51ZM172 174H173V173H171V175H172ZM199 174H200V173H199ZM230 174H231V173H230ZM245 174L247 175V173H245ZM245 174H243V175H245ZM23 175H24V177H25V173H24ZM23 175H22V176H23ZM31 175H28V176H26V177H28V179H29V177H30ZM40 175H41V174H40ZM42 175H43V174H42ZM68 175H69V174H68ZM124 175H125V174L123 173V176H124ZM144 175H145V174H144ZM150 175H151V172H150ZM164 175H163V176H164ZM173 175H174V176H173ZM173 175H172V177H175V176H176L175 174H173ZM187 175H185V176H187ZM218 175H219V174H218ZM226 175H227V174H226ZM231 175H232V174H231ZM243 175H242V176H243ZM253 175H254V174H253ZM20 176H21V175H17V176H16V177H17V180L20 178ZM77 176H78V175H77ZM123 176H122V177H123ZM134 176H135V175H134ZM139 176H140V174H139ZM139 176H138V177H139ZM157 176H158V175H157ZM165 176H164V177H165ZM196 176H197L198 178H197ZM11 177H12V176H11ZM11 177H9V179H10ZM13 177H14V175H13ZM24 177H23V178H24ZM26 177H25V180H26ZM31 177H32V176H31ZM34 177H35V176H33L31 179H33ZM51 177H52V176H51ZM57 177H58V176H57ZM71 177H72V176H71ZM71 177H70V178H71ZM135 177H136V176H135ZM135 177H132V178H135ZM148 177H149V176H148ZM164 177H162V178H163V182H164V179L166 178V177H165V178H164ZM172 177H171V176H170V177H167V179H168V178L173 179ZM204 177H205V176H204ZM204 177H203V180L207 178V177H205V178H204ZM221 177H222V176H221ZM221 177H220V178H221ZM224 177H225V180H226V176H224ZM244 177H245V176H244ZM247 177L249 178V176H247ZM250 177H251V176H250ZM23 178H22V177L20 178V179H21L20 182H22V179H23ZM66 178H67V177H66ZM160 178H161V177H160ZM160 178H158V179H160ZM180 178H178V179L181 180ZM185 178H187V177H185ZM185 178H183L184 180H182V181H180V182H179V180L176 178V179L178 180L177 182H179L178 185H179L180 183H181V184H184V182H185V180H186ZM211 178H212V177H211ZM248 178H245V179L242 180V181H243L242 184L244 185V186L242 185L243 187L241 186V187H242V188H241L242 191H243V189H244V191H245V190L249 191V189H250V186H249V185H250L251 183H252L253 185H255L254 182H252V181L249 182ZM261 178H262V176H261L260 178H259V177L257 178V176H256V179H254V180H257V179L259 180V179H261ZM7 179H8V178H7ZM11 179H12V178H11ZM13 179H14V178H13ZM34 179H35V178H34ZM124 179H125V178H124ZM228 179H229V178H228ZM228 179H227V180H228ZM236 179H237V180H236ZM240 179H241V178H240ZM240 179H239V180H240ZM251 179H252V178H251ZM17 180L15 181V179H14V182H19V180H18V181H17ZM35 180H37V179H35ZM67 180H68V179H67ZM161 180H162V179H160V180H158V181H161ZM190 180H192V181H190ZM203 180H202V181H203ZM208 180H211V181H212V179H210V178L208 177V178L206 179L205 182L208 183V182H207ZM221 180H222V179H221ZM247 180H248V182H247ZM252 180H253V179H252ZM258 180H257V181H258ZM9 181H10V180H9ZM26 181H27V180H26ZM58 181H59V180H58ZM139 181H140V179H139ZM142 181H143L144 183H145V182L147 183L146 180H145V181L142 180ZM148 181H150V180H148ZM153 181H154V180H153ZM155 181L158 183L157 179H156ZM173 181H175V179H173ZM173 181H171L170 183L172 184ZM189 181H190V183H189ZM242 181H241V182H242ZM12 182H13V181H12ZM12 182H11V184H10L11 186H13V185H12ZM14 182H13V184L15 185L16 183H14ZM20 182H19V183H20ZM137 182H138V181H137ZM137 182H134V185H133V186H136V187H137V184H136ZM140 182H141V181H140ZM161 182H162V181H161ZM167 182H168V181H167ZM222 182H223L224 184H223ZM239 182H240V181H238V184H239ZM259 182H261V181L259 180ZM117 183H118L119 185H118ZM123 183H125V182H123ZM126 183H128V182L126 181ZM131 183H132V182H131ZM141 183H142V182H141ZM146 183H145V184H146ZM150 183H152V181H151V182H148V184H150ZM157 183H156V185H157ZM170 183H168V184H167V183H164V184H167V186L169 187V184H170ZM174 183H175V182H174ZM193 183H192V184H193ZM200 183H201V182H200ZM257 183H258V182H257ZM17 184H18V183H17ZM17 184H16L15 186H17ZM54 184H55V183H54ZM135 184H136V185H135ZM138 184H139V183H138ZM148 184H147V185H148ZM158 184H160V183H158ZM171 184H170V186H171ZM175 184H176V183H175ZM175 184H174V185H175ZM192 184H191V185H192ZM209 184H206V185L208 186ZM222 184H223V185H222ZM238 184H237V185H238ZM252 184H251V185H252ZM263 184H264V180H263V182H261V184H260V187H261V188H263V186H264ZM19 185H20V184H19ZM92 185L90 186L91 188H93ZM122 185L124 186L125 184H122V183H121L120 186H122ZM128 185H129V184H128ZM150 185H151V184H150ZM160 185H161V184H160ZM160 185H158L157 187H154V186H155V184H154L152 187L150 186V187H148L147 189L145 188V190H147V191H145V190H141V188H139V186L142 187V185L139 184V186L137 187V189H136V188H133L134 190H132V192L130 191V188L127 189V190H129V191L131 192V194L134 193V195H136V194L138 193V194H137V198H138V196H139V198H140L141 200H144V199L146 200V198H148V199L150 198V199L152 200V199L155 198V196L158 194V191H155L154 188H155V189H156V188H158V189H159V188H162L163 185H162L161 187H160ZM184 185H185V184H184ZM191 185H189V186H191ZM197 185H199V183H197ZM203 185H204V184H203ZM253 185H252L251 187H253ZM256 185H258V186H256ZM256 185H255V186H256L257 188H252L251 190H253V189H254V190L251 191V192H255V191H256V193L259 194V197H258V199H256V202H259V200L264 201V190L261 189V188H258V187H259V183L256 184ZM6 186H7V185H6ZM8 186H9V183H8ZM11 186H9V188H10ZM15 186H14V187H15ZM123 186H122V187H123ZM130 186H131V185H130ZM145 186H146V185H145ZM165 186H166V185H165ZM172 186H173V185H172ZM187 186H188V185H187ZM207 186L205 187V185H204L205 189L207 188ZM216 186H214V187L212 186V189H213V190H211V191L216 192V190H214V189L216 188ZM235 186H236V185H235ZM255 186H254V187H255ZM78 187H80V186H78ZM90 187L87 186V189L89 188V189L91 190ZM122 187H121V188H122ZM168 187H167V188L165 187V189L168 190ZM177 187H178V189L182 190V187H186V185H185V186L180 185V186H177ZM177 187H174V186H173V188H175V189H177ZM195 187H197V186H195ZM201 187H202V186H201ZM210 187H208V188H210ZM236 187H237V186H236ZM236 187H234V188L236 189ZM7 188H8V187H7ZM186 188H187V187H186ZM217 188H216V189H217ZM220 188H221V187H220ZM224 188H225V186H224ZM43 189H44V187H43ZM63 189H65V188H63ZM63 189H59V190H63ZM68 189H69V188H68ZM84 189H85V188H84ZM84 189H80V191H81V190L84 191ZM131 189H132V188H131ZM142 189H143V188H142ZM175 189H173L174 192H175ZM188 189H189V188H188ZM201 189H202V188H201ZM49 190H50V189H49ZM66 190H67V189H66ZM90 190L87 191V192L89 193V198H90ZM162 190H164V188H163ZM173 190H171L172 192L170 191V196L172 195L171 193H173ZM189 190H191V189H189ZM217 190H218V189H217ZM222 190H221V191H217V192H221V193L224 192V191H222ZM229 190H230V189H229ZM229 190H228V191H229ZM233 190H234V189H233ZM238 190H240L239 187H238ZM238 190H236V191L238 192ZM19 191H20V190H19ZM73 191H75V189H74ZM85 191H86V189H85ZM124 191H126V190L124 189ZM165 191H166V190H165ZM184 191H185V190H184ZM230 191H231V190H230ZM242 191L239 192V194L242 193V194L240 195V196H241V199H242V196H244V195H243V194H244V191H243V192H242ZM46 192H47V191H46ZM55 192H56V191H55ZM87 192H85V193H87ZM118 192H119V191H118ZM167 192H168V194H169V191H167ZM167 192L165 193V194H166V195H165L166 197L169 196V195H167ZM176 192H177V190H176ZM176 192H175V193H176ZM202 192H203V190H202ZM206 192H207V191H206ZM214 192H212V193L214 194V196H213L212 193H210V194H211V197L209 196V198L212 199L213 197L216 196L215 194H217V192H216V193H214ZM234 192H235V191H234ZM237 192H236V193H237ZM19 193H20V192H19ZM24 193H25V192H24ZM44 193H45V192H44ZM62 193H63V192H62ZM70 193H71V191H70ZM85 193H83L82 195H84ZM92 193H93V192H92ZM92 193H91V194H92ZM110 193H109V194H110ZM115 193H117V192H115ZM115 193H113V194H115ZM122 193H123V192H122ZM135 193H136V194H135ZM161 193H162V192H161ZM175 193H174V194H175ZM236 193H235V194H236ZM33 194H34V193H33ZM56 194H57V193H56ZM71 194H72V193H71ZM75 194H76V193H75ZM95 194H98V193L96 192ZM95 194H94V195H95ZM127 194H128V193H127ZM177 194H178V193H177ZM180 194H181V192H180ZM191 194H192V193H191ZM219 194H220V193H219ZM219 194H217L218 197H220ZM249 194H250V193H249ZM251 194H252V193H251ZM14 195H16V193H15ZM58 195H59V194H58ZM80 195H81V194H80ZM120 195H121V194H120ZM120 195H119V196H120ZM129 195H130V193H129ZM159 195H160V193H159ZM161 195H164V194H161ZM178 195H179V194H178ZM203 195H204V192H203ZM205 195H206V194H205ZM230 195H229V197H230ZM246 195H247V194H246ZM246 195H245V196H246ZM7 196H8V195H7ZM10 196H12V198L14 197L13 194H11V195L8 196V198H9ZM77 196H79L78 192H77ZM77 196H75V197H77ZM92 196H93V194H92ZM110 196H111V195H110ZM110 196H109V197H110ZM117 196H118V194H117L115 197L113 196V197L115 198L114 200H112L113 198L110 199V200H111V203L113 204V206H114V204L117 205V207H116V206H114V207L118 208L119 211H123V212L125 211L124 214H125V216L128 217V218H127L126 220H122L121 218H123V217L125 218V216L122 215L123 217H120V216H114V215H112V214H114V212L116 211V208H114V207L112 208V206H111L112 204H111L110 207H111L113 210H115V211H113V213H112L111 215H110V214L108 215L107 220H108V219L110 220V222H109V220H108V222H109V224L111 223L110 225H112V226L114 227V229H116V228H117V229H119V228L122 229V228H123V229H127V230H129V231H133V232H134V231H137V229H138V226H137V228H136V225H138V223H140V222H138V221L140 220L141 215L143 216V214H144V215H145V218L147 219V221L149 220L150 222L153 221L154 219H156V220L158 219V220H159V219H161V217H165V216H167V215H169L170 218H171V221H173L174 219L172 220V218H174V216H176L177 214H179V213L182 211V209H183V208L181 209L179 206H182L181 204L184 203V202H181V203L178 202V199H177V201H176V198H174L175 201H172V202H178V203L180 204V205L177 204V206L180 208V212L177 211L176 208H173V206L168 208V206H170V205H168V206H166V207L163 206L162 208H160L159 210H156V211H155V210L152 211V208H150L151 210H149V209H148V206H147V209H146V208H145V209H146V210H149V212H147L146 210H145V211H146V213H148V214H145V212H144V213H141L142 211H141V212L139 211V214H138V212L135 214V213L131 212V211H132V210H131V211H130V216H129V215H128L129 213L127 214V212H128L130 209H133V210H134V209L136 208V207H135V205H136L135 203L139 200V198H138V200L135 201V197L132 198V197H133L132 195H131V196H132V197H131V196H127L126 194H123V195H121V197L123 196L122 198L119 197V196L117 197ZM126 196H127L128 198H129V197L132 198V199L130 198V200L128 201V202L131 201V203H129V204H127V202L125 201L127 205H125V202L123 201V199L126 200ZM180 196H182V194H181ZM180 196H179V199H182V198H183V199H185L186 201H187L186 198H190L189 196H186V198H185V197H181V198H180ZM212 196H213V197H212ZM222 196H221L220 198L216 197V198H217V202L219 201L218 199L221 200ZM235 196H236V197H235ZM235 196H234L233 198H235V199L238 198L237 194H236ZM245 196H244V197H245ZM248 196H249V195H247V197H248ZM254 196H255V195H254ZM254 196H251V195H250V197H254ZM60 197H61V196H60ZM60 197H59V198H60ZM70 197H71V196H70ZM72 197H73V196H72ZM99 197L102 198L101 196H99ZM106 197H107V196H106ZM116 197H117V198H116ZM173 197H178V196H176V194H175V196H173ZM224 197H225V196H224ZM256 197H257V195H256ZM256 197H255V198H256ZM12 198H11L10 201H12ZM59 198H58V199H59ZM62 198H65V197L63 196ZM80 198H81V196H80ZM87 198H88V197H87ZM97 198H98V197H97ZM119 198H120V199H119ZM162 198H163V197H162ZM164 198H165V197H164ZM169 198L171 199V197H169ZM169 198H168V199H169ZM5 199H6V198H5ZM70 199H71V198H69V199H67V200L69 201ZM85 199H86V198H85ZM92 199L94 200V197H92ZM118 199H119V200H118ZM148 199H147V200H148ZM156 199H157V197H156ZM205 199H206V201H207V196H206ZM213 199H214V198H213ZM228 199H232V197H231V198H228ZM239 199H240V198H239ZM244 199H245V198H244ZM248 199H250V198H248ZM60 200L63 202L64 199L62 200V199L60 198ZM110 200L108 199V200H107L108 203L106 202L107 204L105 203L106 205L103 204L102 206L105 205L104 207H106L108 204H110V203H109ZM127 200H128V199H127ZM141 200H139L140 202L137 203L138 206H139L141 203L144 205V203H143ZM147 200H146V201H147ZM151 200H150V201H151ZM233 200H234V199H233ZM245 200H246V199H245ZM254 200H255V199H254ZM5 201H6V200H5ZM5 201H4L3 203H5ZM13 201H14V200H13ZM56 201H57V200H56ZM68 201H67V202H68ZM87 201H88V200H87ZM182 201H183V200H182ZM189 201H192V200H189ZM209 201H210V199H209ZM209 201H208V202H209ZM214 201H215V200H214ZM0 202H1V201H0ZM27 202H28V201H27ZM35 202H36V201H35ZM47 202H48V201H47ZM64 202H65V200H64ZM71 202H72V203H71V206H72L73 204H74V205L76 204V203H73V202H75V201H71ZM76 202H77V201H76ZM82 202H84V201L82 200ZM163 202L165 203V201H163ZM170 202H171V200H170ZM210 202H211V201H210ZM212 202H213V201H212ZM212 202H211V203H212ZM217 202H216V203H217ZM226 202H227V201H226ZM242 202H243V201H242ZM248 202H249V201H248ZM253 202H254V201H253ZM13 203H14V202H13ZM57 203H58V202H57ZM69 203H70V201L68 202V204H69ZM79 203H80V202H79ZM152 203H153V200H152ZM192 203H193V202H192ZM222 203H223V202L221 201V204H222ZM262 203H263V202H262ZM262 203H261V204H262ZM1 204H2V203H1ZM1 204H0V205H1ZM7 204H8V203H7ZM42 204H43V203H42ZM60 204H61V203H60ZM66 204H67L66 202H65V204L62 203L61 205L58 204V205H59L58 207H60L59 210L62 209L61 211H62L65 215H70V214H68L69 211H70V213H71V212H74V213H73L74 217L78 219V220H77L78 222H77V225H76V226H72V227H69V228H66V229H67V230H68V229H70V230L73 229V230H74V233H76V235L79 237V239H81L80 237H83V238H84V236H85V238H86V237H89L88 240H90V238H91V239H92V238H95V239L98 238V237H99V233H101V231L98 233V232L95 230V226H94L95 224H94V223L97 222V221H94V222H93L94 217L96 216V214H95V215H92L93 213H88V211H86V213L83 212V211L81 212V211L77 210V208H75L76 205H75V207H74V205H73V208L70 209V206H68V205H66ZM142 204H141V206H142ZM146 204H147V202H146ZM160 204H161V203H160ZM184 204H185V203H184ZM184 204H183V205H184ZM188 204H191V202L188 203ZM194 204H195V203H194ZM219 204H220V203H219ZM219 204H218V205H219ZM223 204H224V203H223ZM225 204H226V203H225ZM256 204H257V203H256ZM15 205H16V204H15ZM166 205H167V204H166ZM173 205H174V207H175V206H176V203H175V204L173 203ZM185 205H187V204H185ZM207 205H208V204H207ZM207 205H206V206H207ZM209 205H210V203H209ZM226 205H227V204H226ZM226 205H225V207H226ZM254 205H255V204H254ZM263 205H264V204H263ZM79 206H80V205H79ZM79 206H78V207H79ZM81 206H82V205H81ZM81 206H80L79 208H81V209H82V207L85 208V205L82 206V207H81ZM150 206H151V205H150ZM191 206H192V205H190V207H191ZM211 206H213V205H212V204L210 205V209L212 208ZM219 206H220V205H219ZM219 206H215V207L219 208ZM221 206H222V205H221ZM223 206H224V205H223ZM223 206H222V208L220 207L219 209H223V208H224ZM233 206H234V205H233ZM233 206H232V207H233ZM12 207H13V206H12ZM16 207H17V205H16ZM86 207H89V206H86ZM94 207H95V206H94ZM97 207H98V205H97ZM104 207H103V208H104ZM144 207H146V206H144ZM178 207H177V209H179ZM229 207H230V205H229ZM248 207H249V206H248ZM1 208H3V207L0 206V210H1ZM48 208H49V206H48ZM55 208H56V207H55ZM74 208H75L77 211H76ZM108 208H109V207H108ZM108 208H107V210H106V208H105L106 212H105V210H103V213H104L105 215H107L106 213H110V212H111V211H110V212H107V211H108ZM111 208H109V209L112 210ZM191 208H192V207H191ZM206 208H207V207H206ZM213 208H214V207H213ZM213 208H212V210H213ZM259 208H260V207H259ZM12 209H14V208H12ZM16 209H17V208H16ZM21 209H22V208H21ZM30 209H31V208H30ZM73 209H74L75 211H74ZM101 209H102V208H101V206H100V210H101ZM124 209H125V210H124ZM128 209H129V210H128ZM185 209H186V208H184V210H185ZM210 209H209L208 212H209L210 214H211L212 212L215 213L213 216L215 217V215H216V218H217L216 220L219 221L218 224H220V225H222V226L224 225L223 227H226V226L229 224V223L226 221V219L228 220V218H230V221H232L231 216H232L233 213H235V212H232V213H231V216H229L230 213H228V212L231 210V209L229 208L230 210H229L228 212H226V215L229 216V217L227 218L226 215H225V217H223L224 215H223L222 217L219 215V213H220L221 211L223 212L224 210H221V211H220L219 209H216V210H217V212H216L215 210L212 211V210H210ZM227 209H228V208L226 207V210H227ZM248 209H250V207H249ZM2 210H3V209H2ZM2 210H1L0 214L2 213ZM10 210H11V209H10ZM18 210H20V208L17 209V211H18ZM59 210H58V211H59ZM71 210H73V211H71ZM84 210H85V209H84ZM86 210H87V209H86ZM91 210H92V209H91ZM127 210H128V211H127ZM191 210H192V209H191ZM191 210H189V211L191 212ZM205 210H206V209H205ZM205 210H204L203 212H205ZM233 210H235V209H233ZM3 211H4V210H3ZM24 211H25V210H24ZM61 211H60V212H61ZM119 211H118V212H119ZM126 211H127V212H126ZM187 211H188V210H187ZM189 211H188V212H189ZM210 211H211V212H210ZM218 211H220V212H218ZM244 211H245V210H244ZM244 211H242V212H244ZM14 212H15V210H14ZM26 212H27V211H26ZM55 212H56V211H55ZM67 212H68V213H67ZM90 212H91V211H90ZM196 212H197V211H196ZM206 212H207V210H206ZM222 212H221V215H222ZM250 212L252 213L253 211H250ZM258 212H259L260 215H262V214L264 215V208H263L261 211H258ZM262 212H263V213H262ZM5 213H6V211H4L3 214H5ZM9 213H10V212H9ZM11 213H13L12 210H11ZM11 213H10V215H11ZM30 213H31V212H30ZM140 213H141V214H140ZM184 213H185V211H184ZM184 213H183V215H182V212H181V215H180V216H183V217H184V216H185ZM186 213H187V212H186ZM186 213H185V214H186ZM209 213H207V214L209 215ZM224 213H225V212H224ZM227 213H228V214H227ZM3 214H2V215H3ZM14 214H15V213H13V215H14ZM104 214H102V215L104 216ZM115 214H116V213H115ZM120 214H121V213H120ZM120 214H119V215H120ZM126 214H127V215H126ZM187 214H189V213H187ZM191 214H192V213H190V216H191ZM194 214L197 215V219H200L199 216H198L199 212H198V214H197V213H194ZM194 214H192V216H193ZM235 214L237 215V213H235ZM246 214H247V213H245V215H246ZM249 214H250V213H249ZM249 214H248L247 216H249ZM259 214H258V215H259ZM2 215H0V216H2ZM13 215H12V216H13ZM16 215H17V214H16ZM116 215H117V214H116ZM205 215H206V214H205ZM205 215H203L202 217L200 216V217H201V218H204ZM208 215H206V216H208ZM233 215H234V214H233ZM236 215H235V218H236ZM240 215H241V214H240ZM258 215H257V216H258ZM93 216H94V217H93ZM146 216H147V217H146ZM209 216H210V215H209ZM211 216H212V215H211ZM213 216H212V217H213ZM247 216H246V217H247ZM254 216H255V215H254ZM71 217L74 218L73 216H71ZM104 217H105V216H104ZM106 217H107V216H106ZM129 217H130V218H129ZM134 217H135V218H134ZM177 217H178V216H177ZM214 217H213V218H214ZM240 217H241V216H240ZM240 217H239V218H240ZM258 217H259V216H258ZM21 218H22V217H21ZM65 218H67V217H65ZM119 218H120L121 220H120ZM138 218H139V220H138ZM184 218L188 219V217H186V216H185ZM194 218H195V217H194ZM205 218H207V217H205ZM213 218H210L211 220L208 219L207 221H209V220H210V221H213V220H212ZM239 218H237V219H238V220L242 219V218H240V219H239ZM247 218H248V217H247ZM249 218L252 219V216L249 217ZM254 218H256V216H255ZM68 219H70V218H68ZM134 219L137 220L136 223H134V222H135ZM141 219H142V218H141ZM162 219H163V221H164V219H167V218L165 217V218H162ZM168 219H169V218H168ZM177 219H178V218H177ZM177 219H175L174 222H176ZM179 219H180V218H179ZM181 219H182V217H181ZM189 219L194 220V219H192V218H189ZM189 219H188V221H190ZM195 219H196V218H195ZM197 219H196V220H197ZM261 219H262V218H261ZM95 220H96V219H95ZM182 220H183V219H182ZM201 220H202V223H204L203 220L206 222V219H201ZM201 220H200V222H201ZM216 220H214V222H215ZM235 220H236V219H235ZM238 220H237V221H238ZM254 220H255V219H254ZM256 220H258V219H256ZM30 221H31V220H30ZM42 221H43V220H42ZM69 221H71V220H69ZM145 221H146V220H144L143 223H146ZM165 221H166V220H165ZM165 221H164V222H165ZM183 221H184V220H183ZM183 221H181L182 224L184 223ZM210 221H209V223H211ZM218 221H216V222H218ZM228 221H229V220H228ZM230 221H229V222H230ZM233 221H234V220H233ZM248 221H249V220H248ZM251 221H253V220H251ZM137 222H138V223H137ZM150 222H149V224H150ZM159 222H160V221H159ZM159 222H158V221H155V223H158V224H157L158 227L160 226ZM168 222H170V219H169V221H167V223H168ZM174 222H170V223H172V224L170 225L171 227H172V225L174 224ZM179 222H180V221H179ZM198 222H199V221H195V222H193V223H198ZM214 222H212V223L210 224V226H209L210 229H211V226H212V224H213ZM216 222H215V223H216ZM234 222H235V221H234ZM243 222H244V220H243ZM259 222H260V221H259ZM259 222L257 221V223H259ZM1 223H3V221H2ZM4 223H7V222H4ZM4 223H3V224H4ZM10 223H11V222H10ZM63 223H64V222H63ZM66 223H68V222L66 221ZM70 223L72 224V222H69L68 224H70ZM177 223H178V221H177ZM177 223H176V224H177ZM185 223H186V222H185ZM215 223H214V226H218V227L220 228V225H218V224L215 225ZM238 223H239V227H240V226H241V225H240V222H238ZM248 223H249V222H248ZM248 223H247V224H248ZM45 224H46V223H45ZM71 224H70V225H71ZM152 224H153V222L150 224V226H151V229L154 230V228H152ZM161 224H162V223H161ZM179 224H180V223L177 224L178 227H177V225L174 224V226H176V230H179V231H180L181 228L183 229V225H185L184 227L187 228L186 230L184 229L185 231H187V230L189 229V228H188L189 226H188V227L186 226V224H188V222H187L186 224H183V225L180 224L182 227H180ZM199 224H200V223H198V225H199ZM241 224H242V222H241ZM252 224H253V223H252ZM252 224H251L250 226H252ZM5 225H6V224H5ZM23 225H24V224H23ZM33 225H34L33 227H35V223H34ZM56 225H57V224H56ZM70 225H69V226H70ZM73 225H74V224H73ZM133 225H134V226H133ZM190 225H191L190 227H192V224H191V223H190ZM195 225H196V224H194V226H195ZM198 225H197V227L201 226V225H199V226H198ZM204 225H205V223H204ZM230 225H231L232 227H229V228H230V229H231V228L233 229V228H234V227H233L234 223H231V222H230L229 226H230ZM237 225H238V224H237ZM244 225H245V224H244ZM261 225H262V224H261ZM261 225H260V227H261ZM2 226H3V225H2ZM30 226H31V225H30ZM30 226H29V227H30ZM51 226H52V224H51ZM112 226H111V227H112ZM153 226H154V225H153ZM170 226H167V225H166V229H167V227H170ZM205 226H206V225H205ZM253 226H254V225H253ZM253 226H252V228H253ZM62 227H63V226H62ZM66 227H67V226H66ZM143 227H144V226H141V227H139V228H142V229L145 230V228H143ZM158 227H156V229H157ZM161 227H164V229H165V223L163 224V226L161 225ZM202 227H203V226H202ZM227 227H228V226H227ZM235 227H236V226H235ZM241 227H242V226H241ZM241 227H240V228H241ZM254 227H256V226H254ZM257 227H259V226H257ZM263 227H264V224H263ZM17 228H18V227H17ZM63 228H65V227H63ZM174 228H175V227H174ZM177 228H178V229H177ZM179 228H180V229H179ZM193 228H194V230H195V227H193ZM204 228H206V227H204ZM207 228H208V227H207ZM207 228H206V229H207ZM216 228H217V227H216ZM221 228H222V227H221ZM236 228H237V227H236ZM240 228H239V229H240ZM23 229H28V225H27V227H25V228L23 227ZM23 229H22V230H23ZM96 229H97V227H96ZM158 229H159V228H158ZM166 229H165V231H166ZM208 229H209V228H208ZM213 229H215V228H213ZM217 229H218V228H217ZM255 229H256V228H255ZM263 229H264V228H263ZM70 230H69V231H70ZM99 230H100V228H99ZM119 230H120V229H119ZM119 230H118V231H119ZM127 230H125V232H126ZM146 230H147V229H146ZM168 230H169V229H168ZM184 230H182V231H184ZM194 230H193V231H194ZM197 230H198V229H197ZM237 230H238V228H237ZM237 230H236V229H233V231H236V233H238ZM259 230H261V229H259ZM8 231H9V230H8ZM16 231H17V229H16ZM26 231H27V230H26ZM26 231H25V232H26ZM35 231H36V230H35ZM147 231H148V230H147ZM169 231H170V230H169ZM173 231H174V232L171 233L172 235H173V233H175V230H173ZM207 231H208V230H207ZM216 231H217V230H216ZM250 231H251V228H250ZM256 231H257V230H256ZM261 231H263V230H261ZM23 232H24V230H23ZM36 232H37V231H36ZM62 232H63V231H62ZM67 232H68V231H67ZM70 232H72V231H70ZM70 232H68V233H70ZM96 232H97L98 234H97ZM121 232L123 233L124 231L121 230L120 233H121ZM167 232H168V231H167ZM197 232L201 233L202 230H201V232H200V230L197 231ZM205 232H206V231H205ZM210 232H212V231H210ZM217 232H222V230L219 229V231H217ZM239 232H240V231H239ZM251 232H253V230H252ZM251 232H250V233H251ZM263 232H264V231H263ZM122 233H121V234H122ZM141 233L143 234L144 232L141 231L140 234H139V236L141 235ZM163 233H164V232H163ZM169 233H170V232H168V234H169ZM185 233H186V232H185ZM185 233L183 232L184 237L186 236ZM203 233H204V231H203ZM214 233H215V232H214ZM224 233H225V232H224ZM227 233H230V232H227ZM227 233H226V234H227ZM233 233H234V232H233ZM233 233H232V234H233ZM247 233H248V231H247ZM250 233H249V237H250V239H251ZM255 233H256V236H258V235H257L258 232H255ZM255 233H254V234H255ZM261 233H262V232H261ZM35 234H36V233H35ZM35 234H34V235H35ZM38 234H39V233H38ZM72 234H73V232H72ZM72 234H71V235H72ZM127 234H131V235H132L133 233H132V232H127ZM165 234H166V233H165ZM171 234H169L168 236H170ZM175 234H176V233H175ZM178 234H179V235H178ZM178 234H177V235H178L177 238L179 239V241L181 240V243L184 242V241H183L184 239H186V238L188 239V238H189V237H187V236H186V238H184L183 235H182V238L180 239V238H179V236L181 237L180 232H179ZM191 234H192V233H191ZM193 234H195V231H194ZM201 234H202V233H201ZM226 234H225L224 236H227ZM232 234H231V235H232ZM22 235H24V234H22ZM28 235H29V234H27L26 236H28ZM32 235H33V234H32ZM73 235H74V234H73ZM115 235L117 236V233H116ZM118 235H119L120 237H123V236H121L120 234H118ZM125 235H126V234H125ZM135 235H136V233H135ZM135 235H134V238H135ZM149 235H150V234H149ZM163 235H164V234H163ZM172 235H171V236H172ZM177 235H176V236H177ZM202 235H203V234H202ZM207 235H208V234H207ZM207 235L205 234V235H203V236L205 237V236H207ZM211 235H214V234H211ZM221 235H222V233H221ZM261 235H262V234H261ZM14 236H15V235H14ZM24 236H25V235H24ZM127 236L131 237V239H132V236H130V235H127ZM127 236H125V237H127ZM165 236H166V235H165ZM165 236H164V238H165ZM173 236H174V235H173ZM176 236H175V237H176ZM216 236H220V234L217 235V233H216ZM228 236H229V235H228ZM233 236H236V235H233ZM40 237H41V236H39V238H40ZM74 237H76V236L74 235ZM117 237H118V236H117ZM117 237H116V238H113V240L117 239ZM125 237H124L123 239H125ZM146 237H147V236H146ZM148 237H149V236H148ZM161 237H162V236H161ZM175 237H172V238L178 240V239L175 238ZM197 237H198V236H197ZM197 237H194V242H195L196 240H203V241H200L201 244H202V242L205 243V242L208 241V240L205 241V239H198L199 237H198V238H197ZM200 237H201V235H200ZM209 237H211V236L209 235ZM220 237H221V236H220ZM220 237H219V240H220ZM229 237H231V236H229ZM259 237H260V236H259ZM25 238H26V237H25ZM25 238L23 239V237H22V240H27V239H28V237H27L26 239H25ZM85 238H84V239H85ZM100 238H102V237H100ZM118 238H119V237H118ZM134 238H133V239H134ZM139 238H141V237H139ZM162 238H163V237H162ZM164 238H163L162 240H165ZM166 238H167V236H166ZM191 238H192V237H191ZM195 238H197V239H195ZM222 238H223V237H222ZM222 238H221V239H222ZM243 238H244V237H243ZM245 238H246V237H245ZM17 239H18V238H17ZM31 239H32V238H31ZM37 239H38V237L36 238V240H37ZM40 239H41V238H40ZM40 239H38V240L40 241ZM65 239H67V238H65ZM69 239H70V238H69ZM71 239H72V238H71ZM71 239H70L69 241H71ZM73 239L76 240V241H78V240L75 239V238H73ZM84 239H83V241H84ZM86 239H87V238H86ZM131 239H130V240H131ZM133 239H132V240H133ZM146 239H148V238H146ZM160 239H161V238H160ZM170 239H171V238H170ZM170 239H169V240H170ZM182 239H183V240H182ZM187 239H186V240H187ZM206 239H208V238L206 237ZM210 239L213 240V237L210 238ZM210 239H209V240H210ZM214 239H217V238H214ZM229 239H230V238H229ZM229 239H228V240H229ZM239 239H242V238H239ZM253 239H254V238H253ZM253 239H251V240L253 241ZM11 240H12V239H11ZM74 240H73V241H74ZM88 240H87V241H88ZM92 240H93V239H92ZM92 240H90V241H92ZM117 240H118V239H117ZM126 240H127V239H126ZM128 240H129V238H128ZM132 240H131V241H132ZM134 240H135V239H134ZM134 240H133V241H134ZM137 240H138V239H137ZM137 240H136V241H137ZM139 240H140V239H139ZM139 240H138V242H139ZM143 240H144V239H143ZM150 240H151V239H150ZM150 240H149V241H150ZM169 240H167V241H169ZM171 240H172V239H171ZM171 240H170V242L173 241V240H172V241H171ZM176 240H175V241H176ZM186 240H185V241H186ZM189 240H190V239H189ZM189 240H188V242H189ZM192 240H193V238H192ZM192 240H191V242H193ZM219 240H218V241H219ZM224 240H227V239H224ZM231 240H232V239H231ZM231 240H230V241H231ZM242 240H243V239H242ZM13 241H14V239H13ZM15 241H16V240H15ZM15 241H14V242H15ZM27 241H28V240H27ZM27 241H26V242H27ZM83 241L80 242V243H82V244H83V243L86 244V243L83 242ZM120 241H121V240L119 239V242H118V243H117L116 241H115V242H112V245H111V246H113V249L115 248L114 245H113V243H114V244L117 243L118 245H115V246L117 247V246H119V244L121 245ZM122 241H123V240H122ZM124 241H125V240H124ZM136 241H134V242H136ZM149 241H148L147 245H145V246L148 247V245H151V246H149V247H151V248H155V245H156L157 243L154 244V245H153L154 247H153L152 244H151V243H153V242L150 243ZM160 241H161V240H160ZM213 241H215V240H213ZM218 241H217V240L215 241V244H216V245H217L216 242H218ZM222 241H223V239H222ZM222 241H221V242H222ZM239 241H241V240H239ZM254 241H255V240H254ZM256 241H257V240H256ZM260 241H262V240H260ZM23 242H24V241H23ZM26 242L23 243V246H25L24 244H26ZM29 242H30V241H29ZM29 242H27V243H29ZM35 242H36V241H34V243H35ZM46 242H47V241H46ZM59 242H60V241H59ZM62 242L65 243V241H63V239H62ZM66 242H67V241H66ZM74 242H75V241H74ZM78 242H79V241H78ZM143 242H144V241H143ZM145 242H146V241H145ZM145 242H144L143 244H145ZM161 242H162V241H161ZM164 242H165V241H164ZM170 242H168V245H169ZM173 242H174V241H173ZM176 242L178 243V241H176ZM186 242H187V241H186ZM188 242H187V243H188ZM191 242H190V243H191ZM194 242H193V243H194ZM196 242H197V241H196ZM209 242H211V241H209ZM12 243H13V242H12ZM15 243H16V242H15ZM30 243H31V242H30ZM32 243H33V242H32ZM63 243H61V245H63ZM67 243H68V242H67ZM67 243H66V244H67ZM72 243H73V242H72ZM76 243H77V242H76ZM89 243H90V242H89ZM136 243H137V242H136ZM136 243H135V244H136ZM141 243H142V241H141ZM149 243H150V244H149ZM179 243H180V242H179ZM179 243H178V244H179ZM184 243H185V242H184ZM187 243H186V244H187ZM207 243H208V242H207ZM207 243L205 244V246L207 245ZM211 243H212V242H211ZM213 243H214V242H213ZM249 243H250V242H249ZM260 243H262V245H263L264 242L262 241V242H260ZM74 244H75V243H73V245H74ZM82 244H80V245H82ZM84 244H83V245H84ZM91 244H92V243H91ZM133 244H134V243H133ZM163 244H164V243H163ZM163 244H162V245H163ZM165 244H167V242H166ZM178 244H177V245H178ZM182 244H183V243H182ZM186 244H184V245H186ZM188 244H189V243H188ZM195 244H196V243H195ZM199 244H200V243H198V245H199ZM215 244H214V246H215ZM226 244H227V243H225V245H226ZM231 244H232V243H231ZM247 244H248V243H247ZM254 244H255V243H254ZM257 244H259V243H257ZM16 245H17V244H16ZM18 245H19V244H18ZM21 245H22V244H21ZM29 245L31 246L32 244H29ZM29 245L27 246V244H26V247H28L27 250H28V249H31V248H29ZM59 245H60V244H59ZM71 245H72V244H71ZM138 245H139V244H138ZM138 245H137V247H138ZM170 245H171V244H170ZM170 245H169V247H170ZM174 245L176 246V244H174ZM184 245H183V246H184ZM192 245H194V244H192ZM192 245H190V247H189V249L191 248V250H192V248H193ZM196 245H197V244H196ZM219 245H221V244H219ZM219 245H218V246H219ZM227 245H229V244H227ZM227 245H226V246H227ZM245 245H246V244H245ZM33 246H34V245H33ZM84 246H85V245H84ZM121 246H122V245H121ZM143 246H144V245H143ZM145 246H144V247H145ZM156 246H157V245H156ZM158 246H159V245H158ZM158 246H157V247H158ZM179 246H180V245H179ZM179 246H178V247H179ZM183 246L181 245L180 247H182V249H183V248L186 249V247H185V246L183 247ZM208 246L210 247V244H208ZM214 246H213V247H214ZM218 246H217V247H218ZM234 246H235V243H234L233 247H234ZM263 246H264V245H263ZM263 246H262V247H263ZM21 247H22V246H21ZM21 247H20V248H21ZM68 247H69V246H68ZM71 247H73V246H71ZM96 247H97V246H96ZM140 247H141V244H140ZM172 247H173V246H172ZM172 247H171V248H172ZM178 247H176V248H178ZM180 247H179L178 249H180ZM187 247H188V245H187ZM194 247H197V246H194ZM203 247H204V246H203ZM206 247H207V246H206ZM206 247H205V248H206ZM237 247H239V246H237ZM237 247H236V248H237ZM253 247H256V245L253 246ZM257 247H258V246H257ZM22 248H25V247H22ZM66 248H67V247H66ZM80 248H81V247H80ZM82 248H83V246H82ZM110 248H112V247H110ZM173 248H174V247H173ZM176 248H175V249H176ZM197 248H198V247H197ZM201 248H202V247H201ZM215 248H216V247H215ZM219 248H220V247H219ZM221 248H222V247H221ZM249 248H250V250L252 249L251 247H249ZM249 248L247 247V249H249ZM32 249L35 250L36 248H32ZM83 249H84V248H83ZM146 249H147V248H145L144 250H146ZM175 249H174V252H175ZM185 249H184V250H185ZM189 249H187V250H189ZM242 249H243V248H242ZM244 249H246V248H244ZM244 249H243V250H244ZM257 249H258V248H256L255 250L257 251ZM259 249H260V247H259ZM19 250H22V249H19ZM19 250H17V252H18ZM27 250H26V254H27ZM34 250H33V251H34ZM140 250H142V249H140ZM144 250H143V251H144ZM187 250H186V251H187ZM215 250H216V249H215ZM229 250H230V249H229ZM231 250H232V249H231ZM231 250H230L229 252H231ZM243 250H242V251H243ZM250 250H247V251H250ZM255 250H254V251H255ZM36 251H38V250L36 249L35 252H36ZM75 251H76V250H75ZM166 251H167V250H166ZM181 251H182V250H181ZM189 251H190V250H189ZM198 251H200V250H198ZM219 251H220V250H219ZM221 251H223V249H222ZM225 251L227 252V250H225ZM236 251H239V252L237 253V255H235L236 252L233 251V253L235 252L234 255H233L232 253H229V252H228L229 254H227V253L225 252V253H226L225 255L223 254L221 257L217 256V258H218V257H219V258L217 259V261H216L215 264H229V263L233 264V263H234V258H236V257L238 258V257H239V258H242V260H243V258L246 259V258H247V254H249L248 252L245 253V251L242 252L241 249L236 250ZM240 251H241V253H240ZM256 251H255V252H256ZM23 252H25V251H23ZM66 252H67V251H66ZM72 252H73V251H72ZM164 252H165V251H164ZM168 252H169V250H168ZM174 252H173V249H172V250H171V254L173 253V255H174ZM176 252H177V251H176ZM187 252H188V251H187ZM209 252L211 253L210 250H209ZM215 252H218V251H215ZM252 252H253V251L251 250L250 255H251ZM261 252H262V251H261ZM18 253H21V255H22V254H23V255L25 254V253H22V251H21V252L19 251ZM30 253H31L32 256L35 255V253L32 252V251H30ZM32 253H34V254H32ZM43 253H44V252H43ZM43 253H41L42 256H43ZM47 253H48V252H47ZM75 253H76V252H75ZM79 253H80V252H79ZM110 253L113 254V250H112V252H110ZM166 253H167V252H165V254H166ZM178 253L181 254L180 250H178ZM178 253H177V254H178ZM182 253H183V252H182ZM184 253L186 254V252H184ZM184 253H183V254H184ZM188 253H189V252H188ZM200 253H201V252H200ZM206 253H207V251H206ZM210 253H209V255H210ZM263 253H264V251H263ZM12 254H15V252H13ZM12 254H11V256H12ZM41 254H40V255H41ZM62 254H63V253H62ZM64 254H65V253H64ZM64 254H63V255H64ZM66 254H68V253H66ZM66 254H65L64 257H67ZM71 254H72V253H71ZM95 254H96V253H95ZM167 254H168V253H167ZM177 254H176V255H177ZM180 254H179V255H180ZM203 254H204V253H203ZM215 254L217 255L218 253H215ZM215 254H214V251H213V256H214ZM17 255H18V254H17ZM21 255L19 254V255H18L19 257H17V256L15 255L14 257L19 258V259H16V258H14V257H10V254H9L8 259H10V261L12 262L13 259L11 260V258H14V259H16L15 262H17V260L20 262V261H21V259H20V256H21ZM45 255H46V253H45ZM45 255H44V256H45ZM49 255H51V254H49ZM49 255H48V256H49ZM63 255H62V256H63ZM68 255H69V254H68ZM97 255H98V253H97ZM113 255H114V254H113ZM201 255H202V254H201ZM218 255H220V254H218ZM250 255H249V256H250ZM27 256H28V255H27ZM35 256H36V255H35ZM75 256H76V255H75ZM100 256H101V255H100ZM114 256H117V255H114ZM169 256H170V255H169ZM169 256H168V257H169ZM180 256H182V254H181ZM202 256H203V255H202ZM210 256H212V255H210ZM9 257H10V258H9ZM37 257H38V258H37ZM37 257H35V259L37 258L36 261H39L41 257L39 258V255H37ZM77 257H78V256L74 257V258L76 259V261H77L78 259L80 260V257H81V256L79 255V257H78V258H77ZM164 257H165V259H166L167 256H164ZM164 257H163V258H164ZM168 257H167V258H168ZM253 257H254V256H253ZM253 257H252V258H253ZM6 258H7V257H6ZM22 258H23V259H26L27 257L24 256V257H22ZM28 258L32 259L33 257H28ZM68 258H69V257H68ZM68 258H67L66 260L64 259L63 261H66L65 263H67ZM71 258H73V257L70 256V259H71ZM82 258H83V257H82ZM170 258H171V256L169 257L168 261L170 260ZM182 258H184V256H182L181 259H180V257H178V259H180V260H182ZM212 258H213V257H212ZM30 259H29L30 264H33L32 262H36V261H32V260H31V261H32V262H31ZM35 259H34V260H35ZM45 259H46V258H45ZM75 259H71V260H74V262H76ZM171 259H172V258H171ZM178 259L176 258L177 261H179ZM41 260H42V259H41ZM48 260H49V259H48ZM61 260H62V259H61ZM79 260H78V261H79ZM158 260H159V259H158ZM189 260H190V259H189ZM251 260H252V259H251ZM22 261H23V263H24V260H22ZM22 261H21V264H23ZM25 261H27V259H26ZM45 261H46V260H45ZM50 261H52V260L50 259ZM83 261H84V260H83ZM83 261H81V262L79 261V262L82 263ZM170 261H171V260H170ZM170 261H169V262H170ZM213 261H214V260H213ZM237 261H238V260H237ZM244 261H247V260H244ZM248 261H249V262H247V263H245V262H243V261H242V262H243V264H250L251 262H252V264L254 263L253 261H250V260H248ZM15 262H14V263H15ZM40 262H42V261H40ZM68 262H69V261H68ZM71 262H72V261H71ZM79 262H77V264H78ZM158 262H159V261H157L156 263H158ZM235 262H236V261H235ZM256 262H257V261H256ZM256 262H255V263H256ZM258 262H259V261H258ZM258 262H257V263H258ZM25 263L27 264L28 261L25 262ZM36 263H37V262H36ZM36 263H35V264H36ZM42 263H44V262H42ZM57 263H58V262H57ZM65 263H64V264H65ZM72 263H73V262H72ZM80 263H79V264H80ZM111 263H112V262H111ZM239 263H240V262H239ZM239 263H238V264H239ZM0 264H1V263H0ZM15 264H20V263H15ZM67 264H68V263H67ZM69 264H70V263H69ZM75 264H76V263H75ZM179 264H180V263H179ZM234 264H235V263H234ZM236 264H237V263H236ZM240 264H241V263H240Z\"/></svg>",
    "mask_w": 264,
    "mask_h": 264
},
{
    "label": "snow or ice",
    "instance_id": "3",
    "mask_svg": "<svg viewBox=\"0 0 264 264\" xmlns=\"http://www.w3.org/2000/svg\"><path fill=\"white\" fill-rule=\"evenodd\" d=\"M239 9H237V11H238ZM234 58V57H233Z\"/></svg>",
    "mask_w": 264,
    "mask_h": 264
}]
</instances>
